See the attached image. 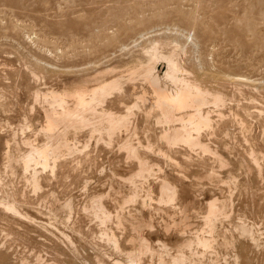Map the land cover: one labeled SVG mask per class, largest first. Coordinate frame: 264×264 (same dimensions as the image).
<instances>
[{
	"label": "rangeland",
	"instance_id": "374dc122",
	"mask_svg": "<svg viewBox=\"0 0 264 264\" xmlns=\"http://www.w3.org/2000/svg\"><path fill=\"white\" fill-rule=\"evenodd\" d=\"M259 1V2H258ZM264 0H0V53L3 51V53H5V54H7V55H2V53L0 54V64L2 63V65L0 66V82L3 84V85H0V89H1V87H3L2 88V90H0V94H2L1 96H9L8 98H6V97H4L5 98V100L6 99H8V100H6V102H5V100H2V99H4L3 97H2V99H1V96H0V107H1V105L2 104H5V106L4 105H2V107L4 106L5 107V109L4 108H2L1 107V111H0V128H1V131H2V135H0L1 137H0V149H2V150H0V172H2V171H4V172H2V173H0V175L2 176V177H0L1 178V180L2 181H4V180H6V179H8V178H10V176L9 175H11V177H12V175H14V174H11L10 173V171L11 172H13L14 170H12L13 169V167H14V169H15V174H18L17 172H19V170H20V173L18 174V176L17 175H14L13 177L15 178V176H16V180L15 179H11L10 178V180H8V181H5V184H4V182H2L3 183V185L1 186V180H0V189L2 190V192L0 193V195L2 196L4 193H6L5 195H3V196H5V197H7V198H5L4 197V199L0 196V216L2 217H0V221L1 220H3L2 222H0V231H2V232H0V243H1V246L3 247V249H2V247L0 248V249H2V250H7L5 253H4V251H3V256L1 257L0 256V264H4V262H5V264H9V263H12V264H14V261L18 264H24V263H26V262H30L31 260L29 259V258H31L32 259V261L29 263V264H39V262L40 261H42V262H40L41 264H47L46 263V261L47 262H49L48 264H83L85 261L87 262V257H88V264H107V262H108V264H111L112 263V261H113V258H116V256L118 257V256H120V254L118 253V251H116L115 250V248H111L113 245H110V243H107V240L106 239H104L103 237L105 236V235H103V234H101V230L102 229H104V228H107L108 229V226H109V228H110V226H112L111 227V231L113 230L114 231V233L116 232V235H117V237L119 236L118 234H120V236H121V234L123 235H125V234H128V232H129V222H130V220H137L138 218V220H145V221H147L148 220V218L149 219H151L149 222H150V224H151V228H150V226H148V225H146V226H144L143 227V229L145 228V227H147V228H145L144 230L142 229V232H143V234L144 235H146L147 237L149 236V239H150V241L154 244V247L155 248H157L158 246H157V244H156V242L155 241H157L158 239H160V240H162V241H164L165 240V242L167 241V245H168V247L169 248H171L170 250L173 252L174 251V249L175 248H173V250H172V247H174V243L176 242V240H179V239H181L182 237H189V236H191V235H194L195 233L194 232H196V233H203V232H205V229H206V227H205V224H204V220H203V218H204V214L206 213L205 211V209L207 208V207H204V206H207V202L209 201V199H212V197H216L217 199L219 198H221L222 196L224 197H222L220 200H218L219 201V205H222V203L224 204V213H221V214H219L218 216L219 217H217V219H216V227H215V232H214V236H216L215 238V240L213 241L214 243L211 245V247H207V248H205L204 250H203V252L205 251V253H204V255H206V256H204L205 258H211V257H213V259L215 258V256H218V258L216 257V260L218 259V260H220V261H222V262H220V264H225L226 262H227V264H228V262H229V264H231L232 262H233V264H234V262H237L238 263V260H242V261H239V262H241V264H261V261H262V264H264V259H261L260 257H262V258H264L263 256H262V254L264 253V251L262 252V249L264 250V233H262V232H264V207H262L264 204H262L261 205V203L260 202H262V203H264V197H263V194H264V191H262V190H260L259 188H262V189H264V177L262 176V175H264V164H263V162H264V138H262V137H264L263 136V132H264V2H263ZM263 4V5H262ZM217 5H219V6H217ZM250 6V7H249ZM253 6V7H252ZM256 7V8H255ZM19 8V9H18ZM261 11H260V10ZM211 10V11H210ZM226 10V11H225ZM259 10V11H258ZM263 10V11H262ZM119 14H118V13ZM124 12V13H123ZM247 12V13H246ZM261 12V13H260ZM199 13V14H198ZM243 13V14H242ZM254 13V14H253ZM258 13V14H257ZM260 13V14H259ZM263 13V14H262ZM111 14V15H110ZM132 14V15H131ZM195 14V15H194ZM221 14V15H220ZM228 14V15H227ZM250 14V15H249ZM122 15H124V16H122ZM192 15H194V17H197L196 18V20H193L192 19ZM223 15V16H222ZM247 15V16H246ZM133 16V17H132ZM202 16V17H201ZM235 16V17H234ZM79 17V18H78ZM95 17H96V20H94L95 19ZM104 17H106V18H104ZM129 17V18H128ZM138 17V18H137ZM199 17V18H198ZM204 17V18H203ZM239 17V18H238ZM244 17H246L247 19L246 20H244L245 18ZM250 19H249V18ZM263 17V18H262ZM85 18V19H84ZM90 18V19H89ZM102 18V19H101ZM133 20H132V19ZM142 18V19H141ZM202 18V19H201ZM206 18V19H205ZM105 19H106V21H105ZM112 19H114V20H112ZM124 19V20H123ZM137 19V20H136ZM197 19H199V20H197ZM215 19V20H214ZM233 19V20H232ZM226 20V21H225ZM249 20V21H248ZM250 20H253V21H250ZM11 21V22H10ZM118 21V22H117ZM126 21V22H125ZM132 21V22H131ZM245 21V22H244ZM258 21V22H257ZM101 22V23H100ZM119 22H120V25H118L119 24ZM124 22V23H123ZM134 22V23H133ZM247 22V23H246ZM249 22V23H248ZM11 23V24H10ZM100 23V24H99ZM117 23V24H116ZM139 23V24H138ZM140 23H142V24H140ZM207 23V24H206ZM240 23V24H239ZM246 25H248V26H246ZM251 23V24H250ZM98 24V25H97ZM124 24V25H123ZM148 24V25H147ZM2 25V26H1ZM112 25V26H111ZM119 26V28H118V26ZM123 25V26H122ZM137 25H140V26H138L137 27ZM207 25V26H206ZM254 25V26H253ZM110 26V27H109ZM117 28H116V27ZM122 26V27H121ZM136 26V27H135ZM151 26V27H150ZM79 27V28H78ZM86 29H85V28ZM88 27V28H87ZM96 27V28H95ZM121 27V28H120ZM150 27V28H149ZM248 27V28H247ZM249 27H250V30L252 31L253 29V33L252 32H249L250 30H249ZM252 27H254L253 29H252ZM257 27V28H256ZM4 28V29H3ZM98 28V29H97ZM116 28V29H115ZM220 28V29H219ZM67 29V30H66ZM92 31V32H90V34L87 32V31ZM94 29L96 30L95 32H93L94 31ZM115 29V30H114ZM138 30V31H135V30ZM151 29H154V30H151ZM194 30L193 32H191L192 30ZM205 29V30H204ZM244 29H246V30H244ZM158 30H160V32L158 31ZM191 30V31H190ZM210 30H213V31H210ZM230 30V31H229ZM249 30V31H248ZM79 31V32H78ZM108 31H109V33L110 34H108ZM115 31H117V32H115ZM120 31V35H125V36H121L124 40H121L122 38H120V40H118L119 38L118 37H120L119 36V34H118V32ZM134 31V32H133ZM165 31V32H164ZM189 31V32H188ZM71 32V33H70ZM80 32H81V34H80ZM100 32H103V34L101 33L100 34ZM105 32V33H104ZM114 34H113V33ZM135 32H139V33H137V34H134V37H133V33H135ZM145 33V32H147V33H145V34H147L146 35V38H145V35H144V37H142L143 36V34L142 33ZM149 32V33H148ZM153 34H152V33ZM154 32H155V34H154ZM180 32V33H179ZM187 32H188V34H187ZM191 32V33H190ZM196 32V33H195ZM209 32H211V33H209ZM84 35H83V34ZM88 33V34H87ZM107 33V34H106ZM116 33V34H115ZM195 35H194V34ZM54 34V35H53ZM86 34H87V37L88 38H86ZM95 34V35H94ZM98 34V36H96ZM100 34V35H99ZM106 34V35H105ZM130 34H131V36H130ZM139 34H142V36H139ZM150 34H152V35H150ZM164 34V35H163ZM183 34H187V38H186V35H182ZM240 35V36H238V35ZM257 34H258V36H257ZM44 35V36H43ZM74 35V36H73ZM88 35H90V38H89V36ZM94 37H93V36ZM104 35H105V37H104ZM110 35H114V38L112 37V36H110ZM117 35H118V37H117ZM148 35H149V37H148ZM159 35V36H158ZM160 35H161V38L163 39H160V41H164L163 42V44L161 45L160 44V46L161 47H159V48H162V49H164V50H167V49H170L169 47H167L166 45L167 44H165V43H171L170 44V47H176L180 42V39H181V42H182V44L180 45L183 49H184V51L186 52V53H188L187 55H186V53H184V51L183 50H181V52H179L178 53V55L179 54H181L182 53V51H183V53L181 54V56L180 57H178L179 58V60H180V58H182V56H183V54H184V56H183V58L185 59H181V63L183 62H185L186 61V63H187V65H186V63L184 64L185 66H183L184 67V69H187L188 70V75H190L192 72H193V74H196L195 76L196 77H198L199 79L200 78H202L201 80L202 81H204L205 82V84L206 85H208V83H209V86L211 85L212 87L214 86L215 87V85H214V83H215V81H210V79L211 80H213V78L214 79H216L217 81H216V86L217 87H220V88H218L220 91H222V92H225L226 94L225 95H227L226 96V99H225V102L223 103L224 104V106H223V104L222 105H219V107H217V106H215L214 107V105H212V104H209V106H206V109L208 110V114L210 115V119H211V125L210 126H207L208 128H210V129H208L206 126L205 127H202L201 129H203V130H205L204 128H206V130H205V133L207 134V135H205L204 134V131L203 130H201V132H200V134H199V136H200V138L201 137H203V135H204V137L203 138H201V140L202 141H204V142H206V143H208V144H210L209 146L212 148V149H216L218 152H219V154H221V153H223V154H225V155H223V154H221L222 155V157L224 158V159H227L226 158V156L228 157V161H231V162H233L234 164L239 160L238 158H240V155H241V158H240V162L241 163H243L242 162V158H244L245 157V162L247 161V163H248V165H246V163H245V165H243V164H241L239 161V163L237 162L235 165H233V163H229V164H227V162H226V164L224 165V166H222L221 167V164H220V167L218 168V166H216V165H218V160H217V158L216 157H214V155L215 154H210L211 152H208V151H205L204 152V155L203 156H200V154L202 155L203 154V151L204 150H202L201 148H199V147H194V148H190L191 150H189L188 148H183L182 146L183 145H181V147L183 148V149H186V151H188V154H190L189 155V160L192 158L193 160H194V156H195V161H192V159L190 160V161H187L186 163H185V165H186V167H185V165H184V163L183 162H181V166H182V168H183V166H184V168H183V170L185 171L184 173L185 174H187V176L188 177H186V179L185 180H183V183H181V185H177V188H178V192H177V196H176V200H174V201H172V202H174V203H176V204H174L175 205V207L176 206H180V203H183L182 201H184L185 200V198H188L189 200H191L190 201V204H189V209H188V222H189V225H188V227L185 229V230H187L188 232H184V234L183 235H180V234H177V230L176 229H174L173 227H171V229L169 228V230H164V222L167 220V219H169L170 220V215L169 214H172V212H173V214L172 215H174V217H177V216H179V208H175L174 207V209H173V207L171 208L170 206H173V204H171L170 205V202H169V204H167V203H165L164 201H160V204H157V202H159L158 200H157V198H158V196H159V193H158V189L155 187V186H157V185H155L154 186V184H152L153 183V181H154V179H155V175L157 174V175H161V174H163L162 172H164V169H165V172L166 173H168L169 174V176L170 175H174V174H176L178 171H176V169H173V167L172 166H170V163H169V161L167 160V159H163L160 155H158L157 153H156V151H155V145L154 144H156L157 143V140L155 141V143H154V139H156V136L154 137V135L155 134H157L158 132H157V130L159 129V128H161V124L159 125L158 124V126L159 127H157V124L155 123L154 124V117H151V121H149V123H152V124H150V129H149V131L148 130H146L147 129V127H145L144 129L142 128L141 129V126L142 127H144L145 126V121H144V114L142 113V111H139V109L143 106H140V107H135V109L133 108L132 109V113L128 116V123L132 126V124H136V122H137V125H138V127H140V129H141V131L140 130H138L139 128H137V132L136 133H132L133 131H132V129L131 128H129V129H131V130H129V131H127V132H125L124 133V131H126L124 128H121V130H119L120 128H117V129H115L114 130V133H112V135H111V137L110 136H108L106 133H104V132H101V138H100V135L98 134L97 135V133L96 132H94V135H93V132H91L90 133V130L88 131V129H89V127H88V129H87V127L86 126H83L82 128L80 127V128H78L76 131H78V133H76V131H75V134H74V132H71V134H73V135H70V139H71V142L76 146V149L74 150V151H72V152H68L67 154L65 153V152H67V151H65L64 153H65V155L64 154H62L61 156H60V159H62L61 161L59 160V158H58V163H57V165L54 167V169H52L53 167H51V165H49V167L48 166H43V165H41L40 163L37 165L36 163H35V167L33 166L34 165V163H32V166L36 169V166H37V169L39 168L41 171L39 172V169H38V174H37V176H38V178H39V180H40V182H41V184H40V187H34V186H32L31 184H32V182H31V180L29 179L28 180V176H29V174L30 173H32L31 171H32V169H33V167L32 166H28L27 168H23L22 166H21V164H20V161H14V160H12L13 158H10V156H9V154L10 153H12V154H14V155H17V152H18V154H19V152H23L25 149L24 148H28L29 147V144H33V143H39V141L41 142V140H43V136H44V134L42 133L43 131L41 130V128H39L40 126L42 127V125H43V123H44V119H42V118H44V114H43V109H44V104L46 103L44 100H43V97H42V95L41 94H39L38 96H36V92L37 91H39L38 89L39 88H41L40 90H45V89H49L48 87L49 86H53V88L52 87H50V89H61L62 87H65L67 84H71L70 86L69 85H67L66 87H71L72 85H75L76 83L75 82H78V80H80L81 78H85L86 76H87V78L89 77V76H91L89 79H92V77L95 75V73L96 72H94L95 70L98 72L99 70H97L96 68H98V69H100V71L101 70H104V68L106 67V66H108V68L106 67L105 69H109V67H115L114 69L116 70L115 72H118V70H120V69H122L123 68V64L125 63V62H128V61H130V60H132V59H134V56L135 57H143L144 58V55L141 53V51L139 52V50L141 49V46L143 45V43H145V42H147V39H152V38H156V39H158V38H160ZM181 35V36H180ZM189 35V36H188ZM197 35V36H196ZM253 35V37H251ZM39 36L41 37V38H39ZM46 36V37H45ZM81 36H83L84 38H86V41L89 39V41L90 40H92L93 42L91 43V41H90V43L91 44H89V42L87 43V44H89V46L86 44V42L84 41H82V40H80V39H82V37ZM95 36H96V38H95ZM100 36V37H99ZM107 36V37H106ZM108 36H110L109 38H108ZM34 37H36L37 38V40L38 39H42V41L41 42H44V43H41L40 41L39 42H37L36 41V39L34 38ZM91 37H93V39H91ZM104 37V40L102 39V38ZM112 37V38H111ZM117 37V38H116ZM124 37H126V38H124ZM127 37H128V39L129 40H131L130 42H131V46L133 45V43H132V41L133 42H135L134 43V45L131 47L130 46V44L128 43L129 42V40L127 39ZM133 37V38H132ZM169 37V38H168ZM172 39H171V38ZM179 37H180V39H179ZM183 37H185V38H183ZM191 38V39H194V38H197V39H194V40H189V41H192V44H191V42L189 43L187 40H188V38ZM192 37H194V38H192ZM236 37V38H235ZM247 37V38H246ZM44 38V39H43ZM46 38H48L49 40H47ZM83 38V39H84ZM97 38H99L98 40V42L100 43L101 41H102V43H103V41L104 42H106L107 41V43H104L105 44V46H104V48L102 47V43H101V45L99 44V45H97L98 43H96L97 42ZM101 38V39H100ZM106 38V39H105ZM135 38H136V40H138L139 42L137 43V41H135ZM139 38H141L142 40L144 39H146V41L145 42H143V41H141L140 42V40H139ZM170 40L171 39V41H169L168 39ZM185 40H183V39ZM71 39V40H70ZM96 41H95V40ZM109 39H111V40H109ZM134 39V40H133ZM175 39V40H174ZM242 39V40H241ZM108 40H109V42H108ZM114 40V41H113ZM119 41V42H117V41ZM127 40V42H125ZM167 40V42H165ZM176 40H179V41H176ZM196 40H198V42L200 43H198ZM201 40H202V42H201ZM46 41H47V46H46ZM61 41V42H60ZM78 41H80V42H78ZM112 43H111V42ZM169 41V42H168ZM187 41V43H186V46L188 47H190V45H192V47H193V49H190V48H192V47H188V49H189V51H188V49H187V47H185L184 45H185V42ZM242 41V42H241ZM49 42V43H48ZM53 42V43H52ZM68 42V43H67ZM75 42V43H74ZM77 42V43H76ZM117 42V43H116ZM120 42H123V43H120ZM175 42H179L178 44L176 43L175 44ZM196 42V43H195ZM39 43V44H38ZM58 44V48H57V46L56 47H54L56 44ZM71 43H74V44H71ZM78 43L80 44V45H78ZM82 43H84V44H86V46L84 45H82ZM114 43H116V44H114ZM127 43L129 44V46L127 45ZM142 43V44H141ZM172 43H173V45H172ZM184 43V44H183ZM189 43V44H188ZM194 43V44H193ZM212 43V44H211ZM242 43H244V44H242ZM36 44H37V46H36ZM42 44H43V46H42ZM48 44H50L51 45V49H56V50H50V46L48 45ZM55 44V45H54ZM60 44V45H59ZM71 44V45H70ZM75 44H77V46H75ZM92 44H94V45H92ZM109 44H112V45H109ZM140 46H139V45ZM175 44V45H174ZM199 46H198V45ZM6 45V46H5ZM41 45V46H40ZM54 45V46H53ZM108 45V46H107ZM115 45V46H114ZM117 45H119V46H117ZM121 45H123V46H121ZM127 45V46H126ZM137 45V46H136ZM197 45V46H196ZM5 46V47H4ZM49 46V47H48ZM75 47V49H74V47ZM80 46H83V47H80ZM88 46V47H87ZM96 46V47H95ZM97 46L99 47L98 49H97ZM110 46V47H109ZM139 46V48H137ZM169 46V45H168ZM212 46H213V48H212ZM43 47V48H42ZM68 47V48H67ZM71 47V49H69ZM85 47V48H84ZM93 47V48H92ZM105 47H107V49H105ZM108 47H109V49H108ZM112 47V48H111ZM115 47V48H114ZM116 47H119V48H116ZM120 47H122V49H123V47H126L127 48V51H129V52H127L126 51V48L124 49V51H122L123 53H125V54H123L120 50H122ZM134 47V48H133ZM164 47V48H163ZM201 48V49H199V48ZM3 48V49H2ZM43 50H42V49ZM46 48V49H45ZM49 48V49H48ZM61 48V49H60ZM65 49L66 48V50L67 49H69V53H70V55H68V52L65 50L64 52H63V49ZM79 48H81V51L80 50H77V49H79ZM84 49V51H86L85 52V55H84V52L82 51L83 49ZM110 48H111V50H110ZM133 49V50H131V49ZM138 50H137V49ZM195 48V49H194ZM197 48V49H196ZM216 48V50H214L213 51V49H215ZM39 49V50H38ZM40 49H41V51H40ZM59 49V50H58ZM91 49H93V50H91ZM105 49V50H104ZM114 49V51H112ZM116 49H120L119 51H117ZM186 49V50H185ZM204 49V50H203ZM218 49V50H217ZM49 50V51H48ZM73 50V51H72ZM80 51V53H82V54H79V52L78 53H76L77 51ZM91 51V52H88V51ZM205 50H206V52H205ZM52 51L54 52V53H52ZM57 51V52H56ZM63 52V54H64V57H63V55L61 54L62 52ZM71 51H72V55H71ZM75 51V52H74ZM100 51H101V53H100ZM108 51H109V53H108ZM111 51H112V54H111ZM126 51V52H125ZM198 51H200V52H198ZM202 51V52H201ZM216 51H218L217 53H216ZM67 53V55H66V53ZM88 52V53H87ZM93 52H94V54H93ZM96 52V53H95ZM100 54H99V53ZM117 52H119L123 57H124V59H120V58H123L121 55V57L120 56H118V54H117ZM131 52H134V53H131ZM138 52V53H137ZM205 52V53H204ZM213 52V53H212ZM57 53H59V57H58V54ZM76 53V54H75ZM87 53V54H86ZM105 53V54H104ZM107 53V54H106ZM129 53V54H128ZM136 53V54H135ZM199 53H201L200 55H199ZM202 53H204L205 55H203ZM220 54V57H218L219 56V54ZM56 54H57V57H56ZM74 54V55H73ZM127 54H128V56H127ZM131 54H132V57H130L131 56ZM138 54V55H137ZM141 54V55H140ZM214 54V55H213ZM218 54V55H217ZM34 56V58L36 59V57H37V61H39L41 64H39V62L35 65L34 63H36L37 61H35V59L33 58V57H31V56ZM54 55V56H53ZM90 55V56H89ZM102 55H103V57H102ZM105 55V56H104ZM106 55H107V58H106ZM111 55V58L113 59V56L115 55L116 56V59L115 60H117L118 62H119V60L118 59H120V62H122V63H118V62H116L114 59L112 60L109 56ZM128 58L127 60H125L126 59V57ZM189 55V56H188ZM198 55H199V57L202 59L203 58V61L200 59V60H198V59H195V58H199L198 57ZM204 57H203V56ZM217 57H216V56ZM65 56H67V57H65ZM87 56V57H86ZM195 56V57H194ZM211 56V57H210ZM222 56V57H221ZM19 57V58H18ZM54 57V58H53ZM63 57V58H62ZM100 57V58H99ZM109 57V58H108ZM117 57H118V59H117ZM213 57V58H212ZM215 57H216V59H218V60H216L215 59ZM11 58V59H10ZM31 58H33V62H32V59ZM41 58H42V61L43 62H41L40 60H41ZM71 58V59H70ZM98 58V59H97ZM106 59L105 61L104 60H102L101 61V59ZM194 58V59H193ZM213 60H212V59ZM220 58H222V60L220 59ZM14 59V60H13ZM24 59V60H23ZM28 59V60H27ZM39 59V60H38ZM43 59H45V60H43ZM95 59V60H94ZM110 61H109V60ZM194 60V61H192V60ZM211 59V61H209ZM13 60V61H12ZM31 60V61H30ZM77 60H78V62H77ZM94 60V61H93ZM108 60V61H107ZM125 60V61H124ZM189 60V61H188ZM191 60V61H190ZM195 60H196V62H195ZM4 61V62H3ZM30 61V63H31V66L29 65L30 63H28ZM35 61V62H34ZM45 61H46V63H47V61H49L47 64L45 63ZM55 63H57L56 65H53L54 64V62ZM88 61V62H87ZM98 61H101V64H100V62H98ZM108 62V63H104V62ZM116 63H115V62ZM204 63V65L206 64V66H210L211 67V69L209 68H207V67H205L204 68V65L202 64V62ZM207 61H209V62H207ZM219 62V63H217L219 66H217V64L215 63H212V62ZM222 61V62H221ZM84 62V63H83ZM87 62V63H86ZM91 63V65H90V63ZM99 63V65H97L95 68H94V65L92 64V63H94L95 65L97 64V63ZM189 62H191V64L189 65ZM195 62V63H194ZM201 62V64L200 65H202V68L200 67V65H198L199 63ZM206 62V63H205ZM224 62H225V64H227V65H225L224 66ZM6 63V64H5ZM8 63V64H7ZM51 63V64H50ZM61 63V65L60 66H58L59 64ZM85 64V66L83 65V67L81 66V69L82 70H77L78 68H80V64ZM89 63V64H88ZM102 63H104V64H102ZM113 63L115 64V66L113 65ZM210 63V64H209ZM212 63V64H211ZM221 63V64H220ZM223 63V64H222ZM5 64V65H4ZM9 64H10V66H11V68L10 67H6V66H9ZM27 65L28 64V67H26L25 65ZM48 64H50L52 67H48L49 65ZM77 64H79V66L77 67L76 65ZM81 64V65H82ZM109 64H110V66H109ZM196 64V65H195ZM208 64V65H207ZM230 64V65H229ZM13 65V66H12ZM46 65V66H45ZM48 65V66H47ZM72 65V66H71ZM74 65V66H73ZM87 65H88V67H87ZM93 65V66H92ZM193 65V66H192ZM213 65H215V66H213ZM224 66L225 68H222V66ZM235 65V66H234ZM25 66V67H24ZM33 66V67H32ZM37 66V67H36ZM43 66V67H42ZM64 66H66V67H64ZM69 66H71V67H69ZM76 66V67H75ZM105 66V67H104ZM158 70H159V72L162 74L163 73V71H164V68H165V65L161 62V63H159L158 64ZM188 66V67H187ZM191 66H192V68H191ZM196 66V67H195ZM220 67L219 69L217 68V67ZM227 66V67H226ZM228 66H229V69H228ZM19 67V68H18ZM30 67V68H29ZM35 67H36V69H35ZM61 67V68H60ZM63 67V68H62ZM73 67V68H72ZM74 67H75V70H76V72H75V70H73L74 69ZM85 67V68H84ZM119 67V68H118ZM189 67L191 68V69H189ZM197 67L199 68L200 67V69L202 70V72H201V70H199V69H197ZM214 67H215V70H214ZM22 68V69H21ZM30 70H29V69ZM37 68L40 70V72L39 71H36L37 70ZM77 68V69H76ZM103 68V69H102ZM206 68L208 69V70H206ZM228 70H227V69ZM12 69H14V70H12ZM31 69H32V72L34 71H36L35 73H34V75H33V73L31 72ZM41 69H42V71L44 72H42L41 71ZM46 69H49L50 71H53L54 73H52V72H50L49 70H46ZM57 69L58 70H60V69H62L59 73H58V71H57ZM72 69V70H71ZM92 70L93 69V72H94V75H93V72H91L90 73V70ZM195 70V72H194V70ZM205 69V70H204ZM214 71H213V70ZM218 69V71L221 69V70H223V72L224 71H226V72H224V73H222V71L219 73L218 71L216 72L217 73V75H216V77H218V78H216L215 77V75H213V73L211 74L210 73V70L211 71H213L214 72V74H215V71ZM234 70V72H232L233 70ZM239 69H241V71L239 70ZM2 70H4L5 72H3ZM14 71L13 73H12V71ZM67 72H66V71ZM83 70H85V71H87V72H85V71H83ZM186 70V71H187ZM189 70H190V72H189ZM235 70H239V72L238 71H235ZM244 70V71H243ZM253 70V71H252ZM20 71V72H19ZM47 71V72H46ZM55 71H57V72H55ZM63 71V72H62ZM66 72V74H65V72ZM78 71H80L79 73H78ZM83 71V73H81ZM245 71H246V73H245ZM252 71V72H251ZM39 72V73H38ZM50 74H49V73ZM68 72H75V73H70V74H68ZM114 72V73H115ZM227 72H229V73H237V74H241V75H244V76H246V78H247V80H249V82L247 83V86H246V84H244V83H246V82H244V83H242L243 85H245V86H243V85H241V83H240V85L238 86V84H235L234 85V83H228L229 81H227V80H223L222 78H224V75H223V77H222V74H225V73H227ZM244 72V73H243ZM40 73H42V74H40ZM64 73V74H63ZM85 73H87V74H85ZM90 73V74H89ZM126 72H124V74H125ZM199 73H200V75H199ZM209 73L211 74V77H210V75H209ZM243 73V74H242ZM250 73H251V75H250ZM18 74H19V76H18ZM35 74H39L38 76H39V78L43 75V74H45V76L43 75L40 79H38V76H36ZM36 78V80L39 82L38 84H37V81H35L34 82V77ZM57 75V76H56ZM83 76L84 75V77H81V76ZM106 75H107V77H109V76H112V74H111V72H108V73H106ZM106 75H105V77H106ZM192 75V74H191ZM190 75V76H191ZM4 76V77H3ZM12 76H13V78H12ZM55 78H57V77H59L58 79H60V77H62L61 78V80H60V82H59V80H57L56 81V79H54V77ZM71 77V79H72V81H71V79H69V78H67V77ZM76 77V78H74V77ZM193 76V75H192ZM202 76V77H201ZM205 76V77H204ZM214 76V77H213ZM15 77H16V79H15ZM51 77H53V79L51 78ZM73 77V78H72ZM80 77V78H79ZM204 77V78H203ZM210 77V78H209ZM252 77H254V78H252ZM26 78V79H25ZM31 78H32V81L34 82H32L31 81ZM48 78V79H47ZM50 78V79H49ZM64 78H67L68 79V81H67V79H64ZM127 77H124V81H123V83L124 84H122L123 86H124V89H125V97H124V95H123V99H124V101L125 102H127V103H129V105H131L133 102H134V100L136 101V99L135 98H132V96H134L135 97V93H138V92H140V88L141 89H143V84H144V88H147V84L141 79V82H139L140 81V79L139 78H136V80H134V79H131V81L133 80V82H132V84H131V81H129L130 82V84H129V82L127 81V79H126ZM206 78V79H205ZM208 78V79H207ZM252 78V79H251ZM258 78V79H257ZM260 78V79H259ZM262 78V79H261ZM7 79V80H6ZM34 79V80H33ZM53 80V81H50V80ZM76 79H77V81H76ZM138 79H139V81H138ZM205 79V80H204ZM253 79H255V80H257V81H255V80H253ZM17 80V81H16ZM43 82H42V81ZM46 80V81H45ZM67 81V83H66V81ZM69 80H70V83H69ZM224 81V83L226 82L227 84H225V86H227V88L224 86V83H223V81ZM251 80H253L252 82H250ZM258 80H260V82L258 81ZM6 83H5V82ZM20 81V82H19ZM54 81H56V82H54ZM62 81V82H61ZM75 81V82H74ZM135 81V82H134ZM143 81V82H142ZM17 82V83H16ZM32 82V83H31ZM44 82H45V84L47 85V86H45L44 85ZM75 84H74V83ZM94 81H93V79L89 82V85L90 84H92ZM218 82V83H217ZM221 82V84H219ZM256 82H257V85L258 84H260V85H258V87L256 86ZM259 82V83H258ZM0 83V84H1ZM53 84V85H50V84ZM57 83V84H56ZM62 83H64V84H62V85H64V86H61V84ZM73 83V84H72ZM134 83V84H133ZM140 83H143L142 85H140ZM250 83V84H249ZM255 83V84H254ZM8 86H7V85ZM59 84H60V87H59ZM137 84V85H136ZM213 84V85H212ZM229 84H230V86H229ZM233 84V85H232ZM41 85H44V86H41ZM129 85V86H128ZM134 85V86H133ZM218 85H223V86H218ZM251 85H252V87H251ZM253 85H254V87H253ZM263 85V88L261 87ZM14 86V89L13 90H15V88H17L16 89V92H14L13 90H12V88L11 87H13ZM39 86H41V87H38ZM130 86H132V87H130ZM139 86H140V88H139ZM233 86V87H232ZM243 86V87H242ZM7 87L9 88L8 89V91H7ZM25 87V88H24ZM37 87V88H36ZM43 87V88H42ZM46 87V88H45ZM129 87V88H128ZM136 89H135V88ZM217 87H215V88H217ZM226 89H225V88ZM235 87V88H234ZM236 87H237V89H236ZM246 87V88H245ZM260 87H261V89H260ZM24 88V89H23ZM127 88L129 89V90H131L132 92H133V89H135V91H134V93L132 94V92L131 91H128V93L130 92L131 93V95H130V93L128 94L127 93ZM132 88V89H131ZM224 88V89H223ZM229 88V89H228ZM231 88V89H230ZM249 88H250V90H249ZM252 88V89H251ZM253 88H255V89H253ZM49 89V90H50ZM148 89V88H147ZM228 89V90H227ZM239 89V90H238ZM244 90V92L242 91V90ZM258 89H259V93H257L258 92ZM11 90H12V92H11ZM35 90H36V92H35ZM44 90L42 91V92H44ZM226 90V91H225ZM237 90H238V93L239 94H241V95H239L238 96V93H237ZM4 91H7L6 93H4ZM10 91V92H9ZM31 91V92H30ZM138 91V92H137ZM233 91H234V94H232L233 93ZM255 91V92H254ZM257 91V92H256ZM2 92V93H1ZM8 92H9V94H8ZM41 92V91H40ZM41 92V93H42ZM114 92V93H113ZM113 92H111V94L109 93V94H107V96L105 97V100L104 101H102L101 103H104V104H98L99 106L98 107H104V108H110V109H112L113 111H115V112H119V111H123L124 112V110H125V108L124 107H121L119 104L121 103L120 102V93H119V91L117 90H114ZM249 92V93H248ZM260 92H261V95H260ZM11 93V94H10ZM32 94V96H30V94ZM127 93V94H126ZM5 94V95H4ZM13 94V95H12ZM17 94V95H16ZM113 94H115V95H113ZM236 94V96H234ZM247 94V95H246ZM251 94V95H250ZM12 95V96H11ZM19 95V96H18ZM22 95V96H21ZM30 97H29V96ZM33 95H34V97H33ZM108 95H109V98H108ZM244 95V96H243ZM249 95V96H248ZM36 96V97H35ZM229 96L230 97H234V98H229ZM247 96V97H246ZM253 96H255V97H253V98H255V99H253L252 97ZM262 96V97H261ZM11 97V98H10ZM15 97L16 98H18V99H16V102H15ZM39 97H40V99H39ZM113 99H111V98ZM114 97V98H113ZM126 97L128 98V99H126ZM238 97L240 98V99H238ZM241 97H242V99H241ZM248 97H250V98H248ZM34 98V99H33ZM42 98V99H41ZM116 98V99H115ZM238 99L237 101H236V99ZM22 99V100H21ZM29 99V100H28ZM110 99V100H109ZM118 99V100H117ZM245 99V100H244ZM248 99V100H247ZM24 100V101H23ZM39 100H43V101H41V104H40V102H39ZM152 100V99H151ZM151 100H150V98H148L147 99V101H145V103L146 104H150L151 103ZM250 100V101H249ZM253 100V101H252ZM258 100V101H257ZM1 101H2V103H1ZM11 101H12V103H11ZM27 101V102H26ZM36 101H38V102H36ZM112 101V102H111ZM119 101V103H117ZM131 101H132V103H131ZM229 101H232V102H229ZM234 101H235V103H234ZM240 101V102H239ZM254 101H255V103H254ZM260 101H262V102H260ZM3 102H5V103H3ZM8 102V103H7ZM11 104H10V103ZM36 102V103H35ZM149 102V103H148ZM238 102H239V104H238ZM248 102H250V103H248ZM251 102L253 103V104H251ZM256 102H259V103H256ZM7 103V104H6ZM20 103V104H19ZM22 103V104H21ZM24 103H26V104H24ZM32 103H33V105H32ZM140 103V104H139ZM144 103V105L146 106V104ZM227 103H229L228 105H226ZM237 103V104H236ZM243 103H245L246 104V106H248V107H246L245 106V104H244V106H242V104ZM263 105H262V104ZM10 104V105H9ZM17 104V105H16ZM29 106H28V105ZM39 104V105H38ZM138 104L139 105H141V101L139 100V102H138ZM234 104V105H233ZM236 104V105H235ZM7 105H9L8 107H7ZM32 105V106H31ZM41 105V106H40ZM103 105H105V106H103ZM211 105H212V107H211ZM230 105V106H229ZM231 105H233L232 106V108H231ZM19 106V107H18ZM24 106V107H23ZM26 106H28V107H26ZM45 106H46V104H45ZM148 106V105H147ZM223 106V107H222ZM231 108V109H233V111L229 108V107ZM235 106H236V108H235ZM239 106V107H238ZM240 106H242V108H240ZM251 106H253V107H251ZM255 106V107H254ZM13 108L14 110L12 111V110H10L11 108ZM17 107V108H16ZM26 107V108H25ZM30 107V108H29ZM210 107V108H209ZM214 107V108H213ZM217 107V108H216ZM221 107V108H220ZM227 107V108H226ZM234 107V108H233ZM238 107V108H237ZM251 109H250V108ZM8 108V109H7ZM18 108H21V109H18ZM25 108V109H24ZM36 108H38L37 110H36ZM42 108V109H41ZM120 108V109H119ZM123 108V109H122ZM211 108H212V110H211ZM225 108V109H224ZM248 108V109H247ZM253 108V109H252ZM263 108V110H261ZM3 109V110H2ZM32 109H33V111H32ZM137 109V110H136ZM218 111H221L222 113L223 112H225V113H223L222 115H221V113L220 112H217V110ZM219 109H221V110H219ZM230 109V110H229ZM234 109H235V111H234ZM236 109H237V112H236ZM5 110V111H4ZM6 110L8 111V112H6ZM16 110H18V112L16 111ZM20 110V111H19ZM25 110H28V112L27 111H25ZM136 110V111H135ZM141 110V109H140ZM214 111V110H216L215 112H213V113H211V112H209V111ZM229 110V111H228ZM241 110V111H240ZM245 110V111H244ZM247 110H249V112H251L250 110H252V112L249 114V112L247 111ZM259 110V111H258ZM11 111V112H10ZM14 111H16V113L14 112ZM25 111V112H24ZM30 111V112H29ZM31 111H32V113H33V115L32 114H30L29 115V113H31ZM133 111H134V113H135V115L133 114ZM140 112V113H138V112ZM228 111V112H227ZM243 111H244V113L245 112H247V113H243ZM260 111H262V113L260 112ZM3 112H6V113H4L3 114ZM10 112V113H9ZM14 112V113H13ZM23 112H24V114H23ZM26 112H27V115H26ZM227 112V113H226ZM229 112H231V114L233 115L232 116V119H230L231 118V114L229 113ZM239 112V114L237 115V113ZM242 112V113H241ZM253 112H254V115L256 114V115H258L257 117L259 118H257L256 116H254V115H252L253 114ZM262 114V116H260V113ZM7 113H8V115H7ZM40 115H39V114ZM138 113V114H137ZM220 114V115H217V114ZM229 113V114H228ZM133 114V115H132ZM225 114V115H224ZM226 114H228L227 116H226ZM234 114H236L235 116H234ZM244 115L246 118L248 117V116H250V117H248L247 119L243 116V117H240V115ZM248 116H247V115ZM5 115H6V117H5ZM20 115H23V116H20ZM25 115V116H24ZM43 115V116H42ZM141 115H142V117H141ZM224 115V118H222L221 116H223ZM241 115V116H242ZM11 116V117H10ZM13 116V117H12ZM17 118H16V117ZM130 116H132V118L130 117ZM215 116V117H214ZM219 117V120H216V119H218V117ZM230 116V118H228ZM260 116V117H259ZM10 117V118H9ZM15 117V118H14ZM20 117H22L21 119H23V121H26V120H31V122H30V125H29V122L28 121H26V122H22V120L20 119ZM25 117V118H24ZM28 117V118H27ZM32 117V118H31ZM135 117L137 118V119H135ZM140 117H141V119H140ZM235 117H236V119H235ZM240 117V118H239ZM263 117V118H262ZM7 119V121L6 120H4V119ZM38 118V119H37ZM222 118V119H221ZM229 120H228V119ZM244 118V119H243ZM249 118H250V120H251V122H252V124H251V122H250V120H249ZM258 119V120H256V121H253L254 119ZM11 119V120H10ZM15 119V120H14ZM17 119V120H16ZM18 119H19V121H18ZM24 119H26V120H24ZM40 119V120H39ZM42 119V120H41ZM133 119V120H132ZM142 119H143V121H142ZM215 119V120H214ZM221 119V120H220ZM241 121L240 123H239V120ZM242 119V120H241ZM246 119V120H245ZM10 120V121H9ZM13 120V121H12ZM137 120V121H136ZM214 120V121H213ZM225 120H227L226 122H225ZM234 120H236V122L234 123L233 121ZM261 120L263 121V122H261ZM3 121V122H2ZM7 122L6 123V125H5V122ZM38 121V122H37ZM41 121V122H40ZM132 121V122H131ZM231 121H232V123H231ZM245 121V122H244ZM257 121H260V122H257ZM13 122V123H12ZM15 122L17 123V124H15ZM27 122H28V124H27ZM219 122H222V124L221 123H218ZM224 122V123H223ZM238 122V123H237ZM255 122V123H254ZM9 123V124H8ZM13 124V127H11L10 128V126H11V124ZM20 123V124H19ZM22 123V124H21ZM25 123V124H24ZM32 123V124H31ZM39 123H40V125H39ZM142 123V124H141ZM144 123V124H143ZM215 123H217L218 124V126H216L215 127V125L214 124ZM225 123H226V127H225ZM230 123V124H229ZM233 123H234V125H233ZM259 125H258V124ZM14 124H15V127H16V129L18 128V132L20 133H18L17 132V130H15V127H14ZM33 124H36L35 125V127H34V125ZM224 124V125H223ZM228 124V125H227ZM232 124V125H231ZM237 124V125H236ZM242 126V127H246V126H248V125H250L249 127H246L245 129L244 128H242L240 125ZM248 124V125H247ZM261 124H262V126H261ZM9 125V126H8ZM23 127H22V126ZM28 125V127H26ZM32 125V126H31ZM144 125V126H143ZM230 125V126H229ZM236 125V127H233V126H235ZM239 125V126H238ZM252 125V126H251ZM24 126H25V128H24ZM151 126H152V128L154 129L155 128V126H156V128L155 129H157V130H153V132H152V128H151ZM154 126V127H153ZM213 126H214V128H213ZM228 126V127H227ZM257 126V127H256ZM259 126H261V127H259ZM6 127H8V128H6ZM30 127H32V128H30ZM250 127H251V129H250ZM263 127V128H262ZM5 128V129H4ZM10 128V129H9ZM12 128H14V129H12ZM19 128L22 130H19ZM26 128H27V130H26ZM34 128V129H33ZM86 128V129H85ZM211 128L212 129H214V131H215V133H213L212 131H211ZM219 128L222 130V131H219ZM224 128H225V131H224ZM230 128V129H229ZM232 128H233V130H232ZM235 128V129H234ZM238 128H241V129H238ZM247 128L249 129V130H247ZM262 128V129H261ZM7 129H9V130H7ZM32 130V133H30L31 132V130ZM36 129V130H35ZM38 129H40L41 131H39ZM79 129H81V131H82V129L87 133V135H86V133H84V131H82V133H81V131L79 130ZM226 129H227V133H226ZM243 129V130H242ZM256 129L258 130L257 132H256ZM4 130H6V131H4ZM10 130L12 131V133L10 132ZM24 130H26V135L28 136H26V135H24L25 134V132L23 133V131ZM29 130V131H28ZM35 130V131H34ZM117 130V131H116ZM143 130H145V131H143ZM151 130V131H150ZM209 130V131H208ZM233 131L232 132V135L230 136L229 134H230V132H228V131ZM236 130H241V132H242V135H241V133H239L240 131H236ZM263 130V131H262ZM40 132V133H42V134H40V133H38V132ZM89 133H88V132ZM117 133H116V132ZM147 131V133L145 134L144 132H146ZM158 131H160V129L158 130ZM211 131V132H210ZM251 132V133H249V132ZM37 132V133H36ZM121 132V133H120ZM142 134H141V133ZM149 132L152 134V137L149 135ZM222 132H224V133H222ZM246 132V133H245ZM254 132H256V133H254ZM262 132V133H261ZM5 133H7V135L5 134ZM17 133V134H16ZM21 133H22V135H21ZM35 133L36 134H38L37 135V137L35 136ZM80 133L82 134V137L84 138H82L81 137V135H80ZM84 133V134H83ZM105 135H104V134ZM128 133V134H127ZM138 133H140V134H138ZM154 133V134H153ZM202 133H203V135H202ZM211 135H210V134ZM212 133H213V135H212ZM235 133H236V135H237V139H236V135H235ZM246 135H245V134ZM13 134H14V136H13ZM19 134V135H18ZM40 134V135H39ZM77 134V135H76ZM114 134H115V136H114ZM122 134V135H121ZM129 134H131V135H129ZM135 134V135H134ZM210 136H209V135ZM216 136H218V135H221V136H219V137H216ZM227 134V135H226ZM235 136H234V135ZM249 134H251L250 136H248V140L247 141H245L246 139L244 138L243 139V137L244 136H246V138H247V135H249ZM253 134H255V135H253ZM258 134H260V135H258ZM262 134V135H261ZM16 135H18L17 137H15ZM26 136V137H22V136ZM80 135V136H79ZM90 135H91V137H90ZM104 135V136H103ZM106 135H107V137H108V139L109 140H111V141H109L108 139H106L107 137H106ZM118 137H117V136ZM132 136L131 137V139H132V141L135 143V144H137L138 143V141L137 140H139L141 143H142V145H140V148L142 149V152L143 153H145V154H147L149 157H150V159H152L153 157V162L155 161V163H156V165L154 166V168L152 169L153 171H151V173L148 175V182H151V184L149 185V186H151L153 189H152V191H154V189H155V191H157V192H150L149 193V195H145V193H146V186L148 185L147 184V181H145L144 182V185H142L141 187H140V185L138 186V187H140V188H138V195L139 196H137L136 198H135V200H129V204H126V203H128V201H126V202H123L122 203V197H124L125 195H126V193H127V195L130 193V191H127L126 189H130L131 187H126L125 188V186H129V184L128 183H123L122 181L123 180H120V178L122 177L121 175H127L128 174V171H129V168L127 167V166H130L131 165V162L132 161H130L129 162V158H127V157H125V152L124 151H122L121 150V148H120V145H119V143H120V140L122 139V138H124V137H126V136ZM145 135V136H144ZM226 135V136H225ZM32 136V137H31ZM78 136V137H77ZM97 136V137H96ZM98 136H99V139H98ZM124 136V137H123ZM135 136V137H134ZM137 136V137H136ZM146 136H147V138L148 139H150V138H152L151 139V143L153 144V147H152V150L154 151H151L150 149H149V151H151V152H149L147 149V152H145L146 150H145V147H144V145H145V142H146ZM148 136H150V137H148ZM209 136V137H208ZM228 136H229V139H228ZM232 136H234L233 137V140H231L232 139ZM243 136V137H242ZM255 137V138H257V140H259V142L257 141V140H254V139H252V137ZM14 137V138H13ZM29 137H31V138H29ZM42 137V138H41ZM73 137V138H72ZM75 137V138H74ZM96 137V138H95ZM104 137V138H103ZM116 139H114V138ZM207 137V138H206ZM212 137H213V139H212ZM221 137V138H220ZM223 137H225V138H223ZM253 137V138H254ZM6 138V139H5ZM16 138V139H15ZM22 140H21V139ZM27 138V139H26ZM77 138V139H76ZM82 139V140H79V139ZM86 138V139H85ZM113 140H112V139ZM121 138V139H120ZM137 140H136V139ZM142 138V139H141ZM209 138V139H208ZM210 138H211V140L212 141H214V142H212L211 140H210ZM214 138L216 139V140H214ZM231 138V139H230ZM262 138V139H261ZM4 139V140H3ZM18 139V140H17ZM23 139H25L26 140V142H22L21 143V141H23ZM41 139V140H40ZM102 139H105V140H102ZM210 140V141H208V140ZM218 139H221L220 140V142L219 141H217ZM225 139V140H224ZM235 139V140H234ZM242 139H243V141H242ZM252 139V141H249V140H251ZM12 142H11V141ZM30 142H29V141ZM36 140V141H35ZM38 140V141H37ZM73 140H79V141H73ZM85 140H88V141H85ZM95 140V141H94ZM99 141V142H101V145H100V143L98 142V144H99V146H98V144H97V142L96 141ZM101 140V141H100ZM110 142L109 144L107 143L108 141ZM207 140V141H206ZM241 140V141H240ZM263 142H262V141ZM6 141V142H5ZM13 141H15V142H13ZM16 141H18L17 143H16ZM27 141H28V143H27ZM34 141V142H33ZM83 141V142H82ZM105 141V142H104ZM107 141V142H106ZM114 141V142H113ZM135 141H137V142H135ZM228 143H226V142ZM230 141H233V142H230ZM245 141V142H244ZM249 141V142H248ZM33 142V143H32ZM80 142V143H79ZM81 142H82V144L83 145H81ZM86 142V143H85ZM96 143V144H94V143ZM218 142V143H217ZM222 142V143H221ZM241 142V143H240ZM255 142V144H253ZM3 143H4V145H3ZM20 143H21V146H22V149H21V146H20ZM23 143H24V145H23ZM89 143H90V145H89ZM91 143H93L94 144V146H93V144H91ZM106 143L108 144V145H106ZM114 143V144H113ZM224 143V144H223ZM233 143V144H232ZM239 144V145H237V144ZM249 143V144H248ZM10 144H11V146H10ZM13 144V145H12ZM26 144V145H25ZM79 144V145H78ZM111 144H112V146H111ZM116 144V145H115ZM144 144V145H143ZM222 146H221V145ZM247 144V145H246ZM260 144V145H259ZM16 146L17 147V145H18V147H19V150L16 148H13L12 146ZM81 145V146H80ZM87 145V146H86ZM89 145V146H88ZM217 147H216V146ZM218 145H220L219 147H218ZM227 147V149H226V147ZM230 145V146H229ZM232 145V146H231ZM235 145V146H234ZM236 145H237V147H238V150H237V148H236ZM243 145V146H242ZM263 145V146H262ZM4 146V147H3ZM7 146H8V148H7ZM14 146V147H15ZM23 146H25V147H23ZM107 148H106V147ZM109 146V147H108ZM114 146V147H113ZM117 146V147H116ZM118 146H119V148H118ZM213 146V147H212ZM247 146V147H246ZM252 147V148H250V149H248L246 152H245V149H247V148H249V147ZM260 146V147H259ZM3 147V148H2ZM80 147V148H79ZM83 147H85V148H83ZM89 147V148H88ZM143 147H144V151H143ZM181 147H177L178 149H180ZM233 147H235L236 148V152H235V148H233ZM244 147H245V149H244ZM256 147V148H255ZM5 148V149H4ZM10 148H13L12 150L10 149ZM115 148V149H114ZM199 150H197V149ZM229 148H233V150L232 149H229ZM253 148L255 149V150H253ZM260 148V149H259ZM85 149V150H84ZM88 149V150H87ZM96 150V152L94 151V150ZM104 149V150H103ZM111 149L113 150V151H111ZM119 149H120V151H119ZM140 149V150H141ZM188 149V150H187ZM201 149V150H200ZM220 149V150H219ZM241 149V150H240ZM243 149H244V151H243ZM14 150V151H13ZM16 150V151H15ZM18 150V151H17ZM78 150V154H77V151ZM79 150H81V151H79ZM82 150H84V154H83V151ZM106 150V151H105ZM193 150V151H192ZM229 150H231V151H229ZM240 150V151H239ZM256 150H258V151H256ZM262 150V151H261ZM9 151V152H8ZM12 151V152H11ZM85 151H87V152H85ZM103 151H105V152H102ZM111 151V152H110ZM189 151H190V153H189ZM196 151V152H195ZM227 151V152H226ZM243 151V152H242ZM255 151V152H254ZM3 152V153H2ZM4 152H5V154H4ZM16 152V153H15ZM91 152V153H90ZM94 152V153H93ZM110 152V153H109ZM124 154H123V153ZM195 152V153H194ZM208 152V153H207ZM224 152H226V153H224ZM229 152H231V153H229ZM233 152V153H232ZM247 152L249 153V155L247 154ZM262 152V153H261ZM74 153V154H73ZM87 154V156H85L86 154ZM90 153V154H89ZM92 153H93V155H92ZM102 155H101V154ZM113 153V154H112ZM151 154V155H149V154ZM156 153V155H154ZM198 153H199V155H198ZM236 153V154H235ZM244 153H246V154H244ZM258 155L259 154V156H257L256 154ZM1 154H3L2 156H1ZM76 154V155H75ZM81 154V155H80ZM123 154V155H122ZM194 154V155H193ZM195 154H197V156L198 157H196V155ZM207 154H209L210 155V157L212 158H214V159H216V160H214V159H210V158H208L209 157V155H208V157L207 156H205V155H207ZM229 154H231V155H229ZM234 154H235V157H234ZM243 154V155H242ZM255 155L256 157H257V161H256V159H255V162H257V163H252V161H250V158L253 156V155ZM8 155V156H7ZM11 155V154H10ZM67 155V156H66ZM71 155H73V156H71ZM78 155H80V157L78 156ZM84 155V156H83ZM90 155V156H89ZM95 155H97V156H95ZM100 155V156H99ZM112 155H114V156H112ZM119 155V156H118ZM178 155V154H177ZM261 155V156H260ZM263 155V156H262ZM3 156H4V158H3ZM68 156H70V157H68ZM77 156H78V158H77ZM107 157V159L108 160H110V161H107V160H105L106 159V157ZM110 156H112V157H115V156H118L117 158H114V161H113V163L111 162L112 160H113V158L111 157L110 158ZM191 156H193V157H191ZM199 156H200V158H199ZM230 156H232L231 158H230ZM237 156H238V158H237ZM244 156V157H243ZM249 156V157H248ZM251 156V157H250ZM1 157H2V159H1ZM71 157H72V159H71ZM73 157H75V159L73 158ZM86 157H88V158H85ZM90 157H91V160H90ZM103 157V158H102ZM109 157V158H108ZM120 157H122V158H120ZM158 157V158H157ZM159 157H161V159L159 158ZM177 157H179V155L177 156ZM191 157V158H190ZM203 157V158H202ZM259 157V158H258ZM261 157H262V159H261ZM119 158L121 159V163H120V160H119ZM197 158V159H196ZM199 158V159H198ZM205 158V159H204ZM64 159V160H63ZM66 159V160H65ZM77 159V160H76ZM81 161H80V160ZM86 161H85V160ZM95 159V160H94ZM97 159V160H96ZM117 159V160H116ZM202 159H204V163L202 164H199V162L197 163L196 161L198 160V161H200V160H202ZM207 159V160H206ZM212 161L211 163H210V161ZM261 159V160H260ZM2 160V161H1ZM103 160H105L104 162H101V161H103ZM123 160V161H122ZM177 160H180V157H179V159H177ZM3 161H4V163H3ZM10 161V164L8 163ZM12 161V162H11ZM68 163L69 162V164H67L66 162ZM75 161V162H74ZM77 161V162H76ZM88 161V162H87ZM95 161V162H94ZM158 161V162H157ZM181 161V160H180ZM207 161H208V164H210V166L208 165L207 166ZM236 161V162H235ZM254 161V160H253ZM263 161V162H262ZM17 162H19V164H20V166H19V164H17ZM70 162H73V164L72 163H70ZM90 162V163H89ZM91 162H92V164H91ZM99 162L100 163H102V165L101 164H99ZM108 162L115 168V170H114V168L110 165V164H108ZM127 162V165L126 164H124V163H126ZM167 162V163H166ZM192 162V163H191ZM260 162V163H259ZM14 163V164H13ZM67 164V165H65V164ZM78 163H80V165L78 164ZM87 163V164H86ZM168 163H169V165H168ZM188 163V164H187ZM189 163H191V166H190V164ZM197 163V164H196ZM6 166H5V165ZM11 164L12 165H14V166H11ZM74 164H76V165H74ZM82 164V165H81ZM88 165V166H86V165ZM99 164V165H98ZM107 166H106V165ZM118 164H119V167H118ZM132 164H134V162H132ZM158 164H160L159 166H158ZM163 164H165V166L163 165ZM183 164V165H182ZM253 164V165H252ZM254 164H255V167H254ZM258 164H260L261 166H259ZM4 165V166H3ZM18 165V166H17ZM59 165H61V166H59ZM65 165V166H64ZM70 165V166H69ZM85 165V166H84ZM95 165V166H94ZM99 167H98V166ZM110 165V166H109ZM116 165H117V167H116ZM123 165H124V168H122L123 167ZM188 165V166H187ZM232 165V166H231ZM238 165L240 166V167H238ZM252 165V166H251ZM8 166V167H7ZM16 166V167H15ZM39 166H43L44 168H46V169H44L43 167H39ZM73 166V167H72ZM74 166H76V167H80L81 166V169L79 170V168H74ZM92 166V167H91ZM102 166H106L105 168L104 167H102ZM109 166V167H108ZM121 166V167H120ZM168 166H170V167H168ZM194 166V167H193ZM195 166H197V167H195ZM200 167V169H199V167ZM201 166L202 167H204V168H201ZM206 166V167H205ZM217 168H216V167ZM226 166H228V167H226ZM234 166V167H233ZM245 166H251L250 168H252V169H249V167H245ZM257 166H259V167H257ZM6 169H5V168ZM11 167H12V169H11ZM29 167H31V168H29ZM48 167V168H47ZM85 167V168H84ZM103 168V169H101V168ZM157 167V169H155ZM160 167V168H159ZM162 167V168H161ZM172 167V168H171ZM190 167V168H189ZM209 168V167H215V168H212L211 170H210V168H209V171H215L216 170V172H214L215 174H216V177L212 180H208V178H204V177H202V178H197L196 177V173H198V174H202L201 172H203L204 171V169L206 170V168ZM226 167V168H225ZM230 167V168H229ZM237 169H236V168ZM245 167V168H244ZM254 167V168H253ZM257 167V168H256ZM31 169V170H29V169ZM42 168V169H41ZM64 168V169H63ZM66 168V169H65ZM69 168V169H68ZM74 169V170H72V172H70L71 171V169ZM96 168H100L99 170L97 169V172L96 171H94V169L96 170ZM110 168H113L112 170L110 169ZM159 168V169H158ZM181 168V169H182ZM193 168V169H192ZM208 168H207V171H208ZM240 168H243V169H240ZM262 168V169H261ZM2 169V170H1ZM8 169H11V170H9L8 172H5L6 170H8ZM26 169V171H24ZM27 169H28V171H27ZM52 169V170H51ZM62 169V170H61ZM76 169H77V171H76ZM86 169V170H85ZM89 169V170H88ZM110 170L109 171V173H108V171L106 172L105 170ZM161 169H163V171L161 170ZM188 169V170H187ZM192 171H191V170ZM215 169V170H214ZM218 169V170H217ZM222 169V170H221ZM225 169H226V171H225ZM231 169H232V171H231ZM236 169V171H234ZM245 169V170H244ZM256 169H257V173H256ZM18 170V171H17ZM21 170H23V171H21ZM55 170H56V172H55ZM58 170H59V172L61 173H59L58 172ZM85 170V171H84ZM100 170H101V172H102V174H101V172H100ZM114 170V172H112ZM118 170V171H117ZM119 170H120V172H119ZM124 170L125 172H127V173H125L124 171V173H121L122 171ZM168 170H170V171H168ZM241 170V171H240ZM248 170V172H246ZM252 170V171H251ZM262 170V171H261ZM45 171V172H44ZM52 171V172H51ZM63 171V172H62ZM75 171V172H74ZM79 171H82V172H80L79 173ZM93 171L94 172H96V173H98L99 174V172H100V175H98V176H102V178L101 177H98L97 176V174L96 173H93ZM104 171V172H103ZM115 171L117 172L116 174H115ZM154 171H156V172H154ZM159 171V172H158ZM160 171H162V172H160ZM175 171H176V173H175ZM208 171V172H209ZM222 172V174H221V172ZM239 171H240V173H239ZM244 171V173H242ZM252 172V174H250L249 172ZM255 171V172H254ZM260 171L262 172V174L260 173ZM13 172V173H14ZM22 172H23V175H24V172H27V173H25V175L22 177L21 175H22ZM45 173V175L47 176H45L44 175V173ZM50 172V173H49ZM70 174H69V173ZM74 172V173H73ZM88 172V173H87ZM110 172H112V173H110ZM155 174H154V173ZM170 172V173H169ZM172 172L174 173V174H172ZM194 172H196V173H194ZM218 172V173H217ZM236 172V177L238 178H236V177H233V176H235L234 175V173ZM4 173L7 175L6 176V179H5V175H4ZM29 173V174H28ZM54 173V174H53ZM56 173V174H55ZM58 173V174H57ZM70 176H68L67 174ZM82 173V174H81ZM86 173H87V178H89L88 180L86 179ZM90 173H91V175H90ZM104 173V174H103ZM119 173V174H118ZM228 173V174H227ZM229 173H231L230 175H229ZM26 174L28 175V176H26ZM48 174V175H47ZM50 174H53L52 176L50 175ZM60 174V175H59ZM63 174H65V175H63ZM73 174H75V175H73ZM84 174V175H83ZM94 174H96L95 176H94ZM105 174L106 175H108V176H105ZM121 174V175H120ZM154 174V175H153ZM190 174V175H189ZM195 174V175H194ZM227 174V175H226ZM240 176H239V175ZM246 174H249V175H251L250 176V178L252 177L253 179H248V177H249V175H247V177H246ZM50 175V176H49ZM59 176L58 178H57V176ZM89 175L93 178H91V177H89ZM109 175H111V176H109ZM117 175V176H116ZM118 175H120L119 177H118ZM150 175H153V176H150ZM218 175H220V176H222V178H227L228 176H229V179H225V181H224V179H222L220 176H218ZM225 175H226V177H225ZM20 176L23 178H20ZM45 178H43V177ZM54 176H56V177H54ZM63 176H65L64 178H66V176H68L67 178H68V180L67 179H64V178H62ZM75 176H76V178H75ZM103 176H105V178L103 177ZM113 176V177H112ZM190 176H192V177H194V179H195V181H193V180H190L191 179V177ZM232 176V177H231ZM239 176V177H238ZM261 176H262V178H261ZM8 177V178H7ZM25 177H27L26 178V180L29 182V184L27 183V181H25ZM74 177V179H73V181H72V178ZM81 177V178H80ZM83 177H85L84 179H83ZM94 177H96V178H94ZM112 178V180H110L109 178ZM115 177V178H114ZM152 177H153V179H152ZM4 178V179H3ZM50 178V179H52V182H51V180H48V179ZM55 178V179H54ZM80 178V179H79ZM99 178V179H98ZM104 178V179H103ZM107 178V179H106ZM233 179V182H232V179ZM242 178H243V180H242ZM246 178V179H245ZM259 178V179H258ZM18 179H20V180H18ZM63 179V180H62ZM86 179V180H85ZM94 179H95V181H94ZM96 179H98V182L96 181ZM101 179V180H100ZM103 179V180H102ZM110 181H109V180ZM188 179V180H187ZM196 179H198V180H196ZM222 179V180H221ZM235 179H237V181L235 180ZM255 179V180H254ZM262 179V180H261ZM13 180V181H12ZM60 180V182H59V184H57V182ZM62 180V181H61ZM68 182L67 184H68V186L67 187H61L62 185H67L66 183L64 184V182H66V181ZM78 180V181H77ZM82 180V181H81ZM91 182H90V181ZM108 180V181H107ZM118 181L117 183H118V185L119 186H115V185H117L116 184V182H114V181ZM187 180V181H186ZM201 180H202V183H203V180H204V182L205 183H203V185L206 187V189H207V191L205 190V187L203 186L202 187V185L200 184L201 183ZM219 180V181H218ZM231 180V182H229ZM239 180H241L240 182L242 183L243 181H245V182H243L244 184H240V182H239ZM253 181L252 183H251V181ZM17 181L18 182H20V181H22V184H21V182L20 183H18V185L16 184L17 183ZM48 181H49V183H48ZM81 181V182H80ZM85 181V182H84ZM90 182L91 183V185H90V183L89 184H87V182ZM103 182V185H102V182ZM113 183H112V182ZM119 181L121 182V185L119 184ZM184 181H186V182H184ZM191 181L193 182V183H191ZM198 183H197V182ZM209 181V182H208ZM215 181V182H214ZM221 181H223V183H225V182H229L228 184H223ZM247 181H249V183L251 184H249ZM255 181H256V183H255ZM10 184H9V183ZM11 182H15V183H11ZM43 182V183H42ZM47 182V183H46ZM70 182V183H69ZM71 182H73V184L71 183ZM78 182H80V183H78ZM104 182H107L106 184L104 183ZM109 182H111L110 184H109ZM190 182V183H189ZM195 182H196V184H198L197 186H198V188L196 187V184H195ZM208 182V183H207ZM214 182V183H213ZM238 185H236L235 183ZM247 182V183H246ZM262 182V183H261ZM7 183V184H6ZM86 185H85V184ZM92 183H93V185H92ZM96 183V184H95ZM97 183H98V185H97ZM125 184V186L123 185V184ZM189 183V184H188ZM210 183V184H209ZM216 183V184H215ZM219 183V184H218ZM221 183V184H220ZM233 183V184H232ZM255 183V184H254ZM15 186V189H14V186ZM26 184H28L27 186H26ZM47 184V185H46ZM52 186V188H51V191H50V186ZM53 184V185H52ZM55 184V185H54ZM82 184L84 185V186H82ZM99 184H101V185H99ZM111 184H114V185H111ZM147 184V185H146ZM185 184H188V185H185ZM193 184V185H192ZM215 184V185H214ZM240 184V185H239ZM10 185V187L11 186H13V187H11V188H9L8 186ZM45 185H46V187L47 188H45ZM71 185V186H70ZM88 185V188L86 187ZM90 185V186H89ZM105 185V186H104ZM109 185H111V186H109ZM191 185V186H190ZM210 185V186H209ZM212 185V186H211ZM217 185H219L218 187H216ZM232 185H233V187H232ZM247 185L249 186V187H247ZM252 185H254V188H253V186ZM257 185H259V186H257ZM7 188H6V187ZM18 186V187H17ZM23 186H25V189H24V187ZM30 188H29V187ZM31 186H32V188L33 189H31ZM57 186V187H56ZM73 186V187H72ZM81 186V187H80ZM101 186V187H100ZM103 186V187H102ZM109 186V187H108ZM120 186H122V187H120ZM145 188H144V187ZM187 186H189V187H187ZM194 186L196 187V189L194 188ZM223 186H225V187H223ZM226 186H227V188H226ZM234 186H235V190L234 189H232V188H234ZM237 186V187H236ZM241 186V187H240ZM3 187H5V189L3 188ZM22 187V188H21ZM59 187H61V188H59ZM76 187H78V188H76ZM82 189H80V188ZM86 187V188H85ZM110 187H112L111 189H110ZM115 187V188H114ZM118 187V188H117ZM144 189H143V188ZM185 189V192H183V188ZM211 187V188H210ZM213 187H214V189L216 190H214L213 189ZM231 187V188H230ZM240 187V188H239ZM251 187H252V189H251ZM18 188V189H17ZM21 188V189H20ZM37 189V192L38 191H40V192H38L39 193V195H38V193L36 192V189ZM40 188V189H39ZM55 188V190L56 191H54V190H52V189H54ZM59 188V189H58ZM66 188H68V189H66ZM88 189V193L85 191V190H83V189ZM91 188H93V189H91ZM101 188V189H100ZM106 188V189H105ZM209 188V189H208ZM222 188H224V189H222ZM237 188H239L240 189V191H237L236 189ZM247 188H249V189H247ZM20 189V190H19ZM23 189L25 190L24 192H23ZM27 189L28 190H30V192H28L27 191ZM39 189V190H38ZM44 189V190H43ZM49 189V190H48ZM91 189V190H90ZM95 189H97V190H95ZM110 189V190H109ZM114 191H113V190ZM123 189V190H122ZM143 190V191H140V190ZM157 189V190H156ZM189 189V190H188ZM198 189H199V192H201V193H198ZM202 189H203V191H202ZM232 189V190H231ZM238 189V190H239ZM253 189L254 190H257L256 192L255 191H253ZM260 190V193H261V191L263 192L262 193V195L261 194H259V190ZM11 191V190H15L14 192L13 191H9L10 193H7V191ZM17 190H19V193H18V191ZM34 190V191H33ZM58 190H59V192H58ZM77 190H79V191H77ZM96 192H95V191ZM106 190L108 191V192H106ZM116 190V191H115ZM118 190H119V192H118ZM211 190H212V193L214 192V194H212L211 193ZM220 190V191H219ZM221 190H224L223 192L221 191ZM228 190V191H227ZM244 190V191H243ZM248 190V191H247ZM250 190V191H249ZM32 191V192H31ZM46 191V192H45ZM48 191V192H47ZM50 191V192H49ZM76 191V192H75ZM86 193H85V192ZM94 191V194H99L100 193V191H101V195L103 194L104 195V197L102 198V199H104L105 201H106V199H109V200H107V202L108 203H106L105 201H103L102 200V203H103V205L104 206H107V207H105L107 210H110V218L112 219H110V220H105V221H107V222H103L104 223V226L102 225L103 223L99 220V218H97V216H95V214L93 213V212H91L90 214L88 213H85V208L83 207L84 205L83 204H85L86 206H89V203H90V195H93V192ZM103 191H104V193H103ZM122 191V192H121ZM124 191H125V193H124ZM190 191L193 193V195H192V193H190ZM205 191V192H204ZM228 192V194H227V192ZM229 191H230V193H229ZM236 191V192H235ZM242 191V192H241ZM20 194V196H18V194ZM28 192V193H27ZM33 192H34V194H37L38 196H40V197H36L37 195H34L33 194ZM55 192V193H54ZM60 193L59 194V200H58V198H57V196L58 195H55L56 193ZM78 192V193H77ZM80 192H82V194L80 193ZM111 194H110V193ZM114 192V193H113ZM118 192V193H117ZM121 192V193H120ZM141 192V193H140ZM145 192V193H144ZM181 192V193H180ZM196 192V193H195ZM226 192V193H225ZM252 192H253V194L255 193V195H252ZM12 193H15V194H12ZM24 193V194H23ZM42 193V194H41ZM45 193V196L43 195ZM48 193V194H47ZM57 193V194H58ZM70 193H73V194H70ZM79 193H80V195H79ZM84 193V194H83ZM105 193H108V195L110 196H108L107 194H105ZM116 193V197H118V198H115V194ZM123 193V194H122ZM140 193V194H139ZM154 193V194H153ZM155 193H156V195H155ZM206 193V194H205ZM219 193V194H218ZM222 193V194H221ZM233 193H239L240 195H238V196H236L235 194H233ZM9 194V195H8ZM17 194V195H16ZM52 196H50V195ZM53 194V195H52ZM68 194H70L68 197L66 196V195H68ZM86 194V195H85ZM99 194V195H100ZM121 194H122V196H121ZM152 194V195H151ZM179 194H181V195H179ZM195 194V195H194ZM197 194H200V195H204L203 197L202 196H198ZM222 196H221V195ZM243 194V195H242ZM16 195V196H15ZM24 197H23V196ZM31 196L30 198H29V196ZM49 195V196H48ZM54 195L56 196V197H54ZM62 197H61V196ZM73 195V196H72ZM76 195V196H75ZM81 195H83V197L81 196ZM105 195H106V197H108V198H106L105 197ZM114 195V196H113ZM142 196V198L140 199V197ZM191 195V196H190ZM210 195H212L211 197H210ZM244 195L249 199H251L252 201L250 202V199L248 200L246 197H244ZM250 195V196H249ZM257 195V196H256ZM258 195H261V196H259L258 197ZM10 196V197H9ZM13 196V197H12ZM47 196L49 197L48 199L50 200H46V198H47ZM80 196V199L79 198H77V197H79ZM143 196H145L144 198H143ZM150 196V197H149ZM152 196H154V198H151ZM192 196H194V198L192 199ZM196 196H198L200 199H198V197H196ZM219 196V197H218ZM221 196V197H220ZM227 196H230L231 198L230 199H232L231 200V202H230V199H229V197H228V200H227ZM236 196V197H235ZM9 197V198H8ZM17 197H18V199H17ZM22 197V199H20ZM33 197V198H32ZM42 197V198H41ZM70 197V198H69ZM74 197V198H73ZM87 197V198H86ZM113 197V198H112ZM214 197V198H215ZM225 197H226V199H225ZM243 197V198H242ZM252 197V198H251ZM258 199H257V198ZM14 198V199H13ZM45 198V199H44ZM50 198H53L52 200L50 199ZM55 198V199H54ZM60 198H63L62 200H63V203H61L62 202V200H61V202H60ZM66 198L67 199H72V200H70V201H73V202H71V204L73 205L74 204V207H72L70 210H68V208L66 209V207L65 206H63L62 204H64L65 203V200H66ZM120 198V199H119ZM147 198H149V199H151L150 201H151V203H156L155 205L154 204H150V201H149V199H147ZM234 198V199H233ZM236 198V199H235ZM238 198V199H237ZM242 198V199H241ZM256 198V201L254 200L253 201V199H255ZM9 200V201H14V202H16V200H17V202H18V204L17 203H15L16 204V207H22V205H23V207H24V209H23V207L22 208H20V210L19 209H17V214H16V212L14 213V212H10L9 210H8V212H7V209L6 210H4L5 208L3 207L2 208V206H3V204H2V200ZM20 199V200H19ZM35 199H36V201H35ZM40 199H41V201L43 202V203H45V205L44 204H42V202H41V204H39L40 203ZM44 201H43V200ZM65 199V200H64ZM77 199V200H76ZM79 199V200H78ZM81 199H82V201H81ZM86 199H88V200H86ZM111 199H114V200H111ZM138 199V200H137ZM154 199V200H153ZM183 199V200H182ZM262 201H261V200ZM23 200V201H22ZM26 200V201H25ZM86 200V201H85ZM117 200L119 201V202H117ZM148 200V201H147ZM156 200V201H155ZM179 200H181L180 201V203H179ZM196 200H198L197 202H196ZM204 200H205V202H204ZM208 200V201H207ZM223 200H225V201H223ZM235 200L237 201L236 202V204H231L233 201H234V203H235ZM243 202H242V201ZM47 201V202H46ZM52 201H57V203L55 204L54 202V204L52 203ZM67 201V200H66ZM76 203H75V202ZM85 201V202H84ZM113 201H114V203H116V206L115 205H113L114 203H113ZM116 201V202H115ZM137 201V202H136ZM140 201H141V203H140ZM143 201V202H142ZM144 201L146 202V203H144ZM176 201V202H175ZM193 201V202H192ZM227 201V202H226ZM230 202V204H229V202ZM245 201V202H244ZM248 201H249V203H248ZM20 202H22V203H20ZM39 202V203H38ZM48 202H49V204H48ZM80 202V203H79ZM86 202H87V204H86ZM113 204H112V203ZM131 202L133 203V204H135V207H134V205L133 204H131ZM135 202V203H134ZM150 204V206H149V204ZM162 202V203H161ZM194 202H195V204H194ZM253 202V203H252ZM255 202V203H254ZM27 203L28 204H32L31 206L29 205V206H27ZM59 203H61V204H59ZM82 203V204H81ZM105 203V204H104ZM110 203V204H109ZM124 203H125V206H123L124 205ZM163 203H165V205L163 204ZM178 203V204H177ZM191 203L196 207L197 205H198V209L197 210H195L196 208L193 206V205H191ZM205 203V204H204ZM239 203H242V204H245V205H247V207L246 206H242L241 204H239ZM33 204H35L36 206H38V208H36V206H34ZM37 204H39V205H37ZM52 204H53V206H52ZM118 204V205H117ZM143 205V207H142V205ZM200 204H201V206H200ZM203 204V205H202ZM226 204H228V206L226 207ZM260 204V205H259ZM56 205V206H55ZM63 207H61V206ZM79 205V206H78ZM120 205H122L120 208L122 209L121 211V213L122 214H124L125 215V217H126V221L128 220L129 222L127 223V222H125V225H123V228L121 229V228H115V227H119L120 225H118L117 226V224L118 223H116V226L115 225H112V222H113V224L115 223V219L114 218H116V214L115 213H118V211H119V213H120V209H119V207L118 206H120ZM144 205H148L147 206V208H146V206H144ZM158 205H159V207H160V209L159 208H156V207H158ZM163 205V206H162ZM167 205V206H166ZM169 205V206H168ZM250 205H251V208H250ZM43 206L44 207H46V208H43ZM49 208H48V207ZM58 206V207H57ZM108 206H110V208L108 207ZM114 206V207H113ZM131 206H133V209H130V208H132ZM139 206V207H138ZM155 206V207H154ZM231 206H233V207H231ZM260 206V207H259ZM28 209H27V208ZM36 209H35V208ZM41 207V208H40ZM77 207H78V209H79V213H77L78 212V209H77ZM117 207V208H116ZM124 207V208H123ZM125 207H128L127 209L125 208ZM130 207V208H129ZM142 207V208H141ZM152 207V208H151ZM166 207H167V209H166ZM192 207H194V208H192ZM201 207L203 208V209H201ZM239 209H237V208ZM241 207H243L242 209H241ZM249 207V208H248ZM256 207H257V209H256ZM43 208V209H42ZM60 208V209H62L61 211H60V213H59V216H58V212H59V210L58 209ZM89 208V207H88ZM86 209V212L87 211H90L91 209L89 208V209ZM135 208H138L137 210H135L134 211V209ZM140 208H141V211H140ZM144 208V209H143ZM156 208V209H155ZM233 209V210H231V209ZM246 208H247V210H246ZM261 208V209H260ZM29 209H31V210H29ZM50 209H54V213L50 210ZM56 209H57V211L58 212H56ZM72 209H75V211L74 210H72ZM77 209V210H76ZM81 209V210H80ZM83 209V210H82ZM116 209H118L117 211H116ZM124 209H126L125 211L126 212H124L123 210ZM148 209V210H147ZM154 210V211H152V210ZM158 209H159V215H158V213H155L156 211H158ZM163 210V213L162 212H160V211H162ZM164 209H166L165 211H164ZM192 209V210H191ZM230 209V210H229ZM235 209H236V211H235ZM254 209V210H253ZM40 210V211H39ZM46 210H48V212L46 213ZM52 212V214H51V216H50V211ZM64 210H65V212H64ZM128 210H131V212L133 211V213H131L130 211H128ZM139 210V211H138ZM150 210V211H149ZM195 210V211H194ZM202 210V211H201ZM238 210V211H237ZM241 210H242V212H241ZM246 210V211H245ZM262 210V211H261ZM2 211V212H1ZM4 211H6L7 213H9V214H7V213H5ZM19 211H20V213H19ZM26 211V212H25ZM41 211H44V212H41ZM68 211V212H67ZM74 212L73 213V215H71L72 214V212ZM84 211V212H83ZM113 211V212H112ZM169 211V212H168ZM172 211V212H171ZM174 211H176L177 212V214H176V212H174ZM198 211H200V213L198 212ZM204 211V213H202ZM228 211L232 214L233 212V214L231 215L230 213H228ZM38 212H40V213H38ZM56 212V213H55ZM63 212V213H62ZM111 212L113 213V214H111ZM115 212V213H114ZM137 213V215L135 214V213ZM140 212H143V215L140 213ZM148 212V213H147ZM150 212H151V214H150ZM168 212V213H167ZM171 212V213H170ZM191 212V213H190ZM199 213V215H198V213ZM19 213V214H18ZM21 213H23L24 215H26V216H24L23 218L21 217V216H23V214H21ZM26 213H28V214H30V215H27ZM42 213H44V214H42ZM85 213V214H84ZM126 213V214H125ZM129 213V214H128ZM141 215H140V214ZM153 213V214H152ZM165 213V215H163ZM225 213H227V215H229V216H226V214ZM235 213H238L237 215L235 214ZM243 213H247V214H243ZM252 213V214H251ZM11 214V215H10ZM57 214V217L55 216V215ZM62 214H63V216H62ZM66 214V215H65ZM128 214V215H127ZM133 216H132V215ZM147 215L146 217H145V215ZM158 216H157V215ZM162 214V215H161ZM176 214V215H175ZM193 214V215H192ZM196 216H195V215ZM201 214V215H200ZM202 214H203V217H202ZM224 216H226V217H224ZM240 214H242V215H240ZM253 214H256V216H254ZM260 216H259V215ZM5 215H7L6 217H4ZM8 215H10V216H8ZM17 215V216H16ZM20 215V216H19ZM31 215H34L35 217L37 216V218H35L34 216V220H31L33 217L31 216ZM45 215V216H44ZM48 215V216H47ZM68 215H70L71 217H72V219L71 218H69V216ZM95 216V217H91V216ZM149 215V216H148ZM151 215V216H150ZM157 216V217H155V216ZM168 215V216H167ZM191 215V216H190ZM237 216V217H234V216ZM243 215H245L244 217H243ZM254 217H253V216ZM45 218V219H43V217ZM66 216H67V218H69V219H71V220H63V219H65L66 218ZM91 217V219L92 218H96V219H94V220H92V222H90V220H89V218H87V217ZM112 216V217H111ZM135 216H137V217H135ZM145 218H144V217ZM192 216H195V217H192ZM221 216H223L222 218H224V219H221L220 217ZM252 217V218H255V219H252V218H250V217ZM262 216V217H261ZM4 217V218H3ZM9 217H11L10 219H9ZM12 217H13V219L14 220H17V221H15V222H13L14 220L12 219ZM28 219L29 217H32V218H30L28 221H27V219ZM48 217H50L51 219H53V220H51L50 218H48ZM63 217H65V218H63ZM75 217H77V218H75ZM129 219H128V218ZM142 217H143V219H142ZM148 217V218H147ZM152 217V218H151ZM169 217V218H168ZM191 217V218H190ZM199 217V218H198ZM201 217V218H200ZM228 217H231V218H235V219H237L238 220V222H241L239 219H243L242 220V222H244V223H246V224H248L247 222L248 221H252V220H254V226H253V224L251 225V221L249 222V226L251 225L252 226V229H253V231L254 232H256V230H258L257 228H259L260 227V231H258V232H256V233H254V239H252L251 237H249V236H246V235H244V234H242V233H239V230L237 231V227H236V224H237V221H235V223L234 222H231V221H227L226 220V222H225V218L226 219H228ZM240 217H242V218H240ZM258 217H259V219H258ZM8 220H6V219ZM39 218L40 219H42V221H44L43 223H41V224H39L40 222H41V220H39ZM130 218H132V219H130ZM157 218H159V219H157ZM164 218H166V220H164ZM220 220H219V219ZM239 218V219H238ZM244 218H246V219H248V220H246V219H244ZM262 218V219H261ZM11 219H12V221H11ZM23 219H25V220H23ZM60 220V222H58V221H56V220ZM73 219H75V220H73ZM83 219V220H82ZM153 219V220H152ZM154 219L156 220V221H154ZM160 219H161V221H160ZM235 219H231V220H235ZM250 219V220H249ZM256 219H258V220H256ZM5 220H6V222H5ZM19 220V221H18ZM31 220V221H30ZM35 220L37 221V225L35 226V224H36V222H35ZM38 220H39V222H38ZM48 220V221H47ZM63 220V221H62ZM82 220V221H81ZM98 220V224H97V226H95L96 224V221ZM114 220V221H113ZM164 220V221H163ZM169 220H167V221H169ZM189 220H191V221H189ZM196 220V221H195ZM200 220V221H199ZM244 220H246V221H244ZM9 221H10V224H9ZM29 221L31 222V223H29ZM33 221V222H32ZM53 221H56L55 223L53 222ZM67 221V222H66ZM69 221V222H68ZM71 221V222H70ZM79 221H80V223H79ZM95 221V222H94ZM112 221V222H111ZM151 221H153V222H151ZM160 223H159V222ZM219 221H223V223L222 222H219ZM259 221V222H258ZM7 222H8V224H7ZM18 222V223H17ZM46 222H48V223H46ZM53 222V224H52V226H50V224L49 223H52ZM66 224H64V223ZM76 222V224H74ZM84 222V223H83ZM87 222V223H86ZM100 222H101V225H100ZM117 222V221H116ZM156 222H158L157 224L158 225H156ZM193 222H196V223H193ZM197 222L199 223V224H197ZM227 222H229L228 224H227ZM231 222V223H230ZM258 222V223H257ZM12 223H15V225H13ZM19 223H21V224H19ZM22 223H24V224H22ZM58 223L60 224V225H58ZM68 223V224H67ZM73 223V224H72ZM77 223H79V225L81 226H79V225H77ZM92 223V224H91ZM110 223V224H109ZM152 223H154V224H152ZM190 223H192V224H190ZM220 223H222L221 225H220ZM225 223V224H224ZM233 223V224H232ZM252 223H253V221H252ZM259 225H261L262 223V225L261 226H258L257 224ZM1 224H3L2 226H1ZM16 224L19 226L18 228H16L17 226H16ZM44 224V226H42ZM62 224H64L65 226H67L68 225V227H65L64 225H62ZM88 224H90V225H88ZM120 224V223H119ZM198 226H197V225ZM200 224H202V225H200ZM227 224V225H226ZM21 225V226H20ZM24 225V226H23ZM29 226V228H30V226H31V228L29 229L28 228V226ZM41 225V226H40ZM47 225V226H46ZM56 225H58V227L60 228V232H61V234L59 235V230H58V227L56 226ZM83 225V226H82ZM87 225V226H86ZM152 225L154 226V227H152ZM196 225V226H195ZM230 225V226H229ZM4 226H6V230L4 229ZM8 226H10V228H12V229H10ZM11 226H13V227H11ZM27 226V227H26ZM35 226V227H34ZM38 226V229H36L37 231H42V232H37L36 230H35V228ZM39 226H40V228H39ZM49 226V227H48ZM53 226H56V228L55 227H53ZM70 226V227H69ZM73 226H75V228L77 229V226L79 227V228H81L80 230H82V231H78V229L76 230V232L77 233H74L73 234V231H75V228H73ZM99 226V227H98ZM100 226H102L103 228H101ZM126 226H128V227H126ZM230 227V229H227V228H229ZM15 227V228H14ZM41 227H44V228H42V229H45V231L44 230H42L41 229ZM48 227L50 230H48V228L46 229V228ZM65 227V228H64ZM87 227V228H86ZM90 227V228H89ZM95 227H96V229H95ZM99 229H98V228ZM114 227V228H113ZM126 227V228H125ZM157 227H159V228H157ZM191 227V228H190ZM223 227V229H221ZM225 227V228H224ZM231 227H232V229H231ZM234 227V228H233ZM257 227V228H256ZM7 228L8 229H10L11 231H15V232H10V231H8L7 230ZM24 228H25V230H24ZM33 228V229H32ZM53 228H55L54 230H56V231H54L53 230ZM129 230H128V229ZM163 230H162V229ZM173 228V229H172ZM198 229V231H197V229ZM201 228V231L199 230ZM204 228V229H203ZM220 228V229H219ZM14 229V230H13ZM19 231H18V230ZM71 229V230H70ZM72 229H74V230H72ZM125 229V230H124ZM147 229H149V230H147ZM156 229H158L157 231H155ZM160 229H161V231H160ZM190 229V230H189ZM262 229V230H261ZM23 230V231H22ZM67 230V231H66ZM97 230V231H96ZM100 230V231H99ZM119 230H121V231H119ZM126 231V232H124V231ZM176 230V231H175ZM193 230V231H192ZM223 230H224V232L226 233V235H221V234H223L224 232H223ZM228 230H229V234H228ZM232 230H234V231H232ZM4 231V232H3ZM29 231V232H28ZM47 231V232H46ZM88 231H90V232H88ZM91 231H92V233L94 232L95 234H96V236L98 235L99 237H100V239H97V238H99V237H95V235H94V239L92 238V236H93V234L91 233ZM148 231V232H147ZM152 231V232H151ZM155 231V232H154ZM189 231L191 232L190 234H189ZM200 231V232H199ZM216 231L217 232H219V234L218 233H216ZM222 231V232H221ZM262 231V232H261ZM43 232H45V233H43ZM49 232H52V234H53V232H56V234L54 233L53 235L52 234H50V235H52L53 236V238L55 239V240H53V238H52V236L51 237H49V236H47V235H49ZM65 232V233H64ZM72 232V233H71ZM100 232V233H99ZM121 232V233H120ZM161 232H163V234L161 233ZM165 232V233H164ZM235 232V234H237V235H233V233ZM236 232H238V233H236ZM261 232V233H260ZM5 233H9L8 235L7 234H5ZM17 233V234H16ZM19 233H20V235L21 236H19ZM32 233H34V234H32ZM37 233H39V234H37ZM41 233H43V234H41ZM58 233V234H57ZM62 233H64L63 235H62ZM83 233V234H82ZM88 233V234H87ZM118 233V234H117ZM148 233V234H147ZM171 233V235H169ZM176 233V234H175ZM224 233V234H225ZM259 233V234H258ZM13 235V236H16V235H18V236H16V237H14L16 240H14L15 241V243L18 241L19 242V244H18V242L15 244L14 243V241L12 240V238H13V236L11 237V235ZM25 234V235H24ZM29 236H28V235ZM31 234L33 235V236H31ZM45 234H46V237H44L45 236ZM72 234V235H71ZM163 236H162V235ZM167 234L169 235V236H167ZM175 234V235H174ZM230 234L232 235V236H230ZM261 234H262V236H261ZM2 235H3V237H5L4 239H2ZM35 235V236H34ZM40 235V236H39ZM57 235V236H56ZM64 235H65V240H64ZM81 236V238H80V236ZM101 235L103 236V237H101ZM152 235V236H151ZM184 235H187V236H184ZM189 235V236H188ZM223 237V239H224V237L226 236L227 237V239H229V237L228 236H230V239H232V241L234 240V238H239V237H241L242 235H244V236H242L243 237V239L242 240H234L236 243L233 245H228L227 247H228V250H225L226 248H225V245L223 244V239H222V237ZM6 236H7V239H6ZM8 236H10V237H8ZM24 236H26V237H24ZM38 236V237H37ZM42 236V237H41ZM60 236V237H59ZM67 236H71L70 237V239H72V243H74L73 245L71 244V243H68L67 244V242L66 241H68V239H67ZM84 236H85V238H84ZM119 236V237H120ZM158 236V237H157ZM181 236V237H180ZM219 236V237H218ZM235 236V237H234ZM236 236H238V237H236ZM256 236V237H255ZM258 236H260L261 238H260V240H259V237ZM31 237H33V238H31ZM40 237V238H39ZM44 237V238H43ZM56 237L57 238H59V240L57 241V239H56ZM75 237V238H74ZM83 237V238H82ZM91 237V238H90ZM118 237V239H120ZM152 237V238H151ZM160 237V238H159ZM241 237V238H242ZM9 238H11L10 240H8ZM23 240H22V239ZM30 238V239H29ZM43 238V240H41ZM49 238V239H48ZM74 238V239H73ZM101 238H103V239H101ZM106 238V237H105ZM154 238V242L152 241V239ZM158 238V239H157ZM165 238H168V239H165ZM241 238H239V239H241ZM256 238V239H255ZM257 238H258V240H257ZM263 238V239H262ZM6 239V240H5ZM18 239V240H17ZM37 239V240H36ZM43 242L44 240H47V241H45V243L46 242H48L49 244H50V246H51V244L52 243H54V244H52L53 246H51V248H50V246H49V244H45V243H41L40 245H39V241L40 240ZM75 239H76V241H75ZM81 239H86V240H88V242L86 241V240H82L81 241ZM95 239H97V240H95ZM222 239V241H219V240H221ZM4 242H3V241ZM21 241V243L22 242H24V243H20V241ZM32 242H31V241ZM49 240H50V242H49ZM51 240H53V241H57V242H52ZM60 240H62V242H64V243H66V245L70 248V247H72V248H67V246L64 244V243H61V241ZM64 240V241H63ZM74 240V241H73ZM80 240V241H79ZM91 240V241H90ZM101 240H103V241H101V243H100V241ZM243 240H245V242L243 241ZM5 241H8V242H5ZM26 241V242H25ZM35 241V242H34ZM40 241V242H41ZM89 241H90V244H92V245H88L89 244ZM121 241L122 242H124V243H121L122 245H124V246H126V244H125V241H123V238L121 239ZM169 241H171V242H169ZM234 241H233V243H234ZM247 241V242H246ZM251 241V242H250ZM256 241H257V243H258V241H259V243H258V245H256L257 243H256ZM31 242V243H30ZM34 242V243H33ZM52 242V243H51ZM78 242H80V243H78ZM98 242L100 243V244H98ZM222 242V243H221ZM5 244V246H4V244ZM37 243V244H36ZM79 245H78V244ZM95 243H96V245H97V247H96V245H95ZM104 243H106V245H108L107 247H106V245L104 244ZM169 243H171V245L169 244ZM221 243V244H220ZM250 243V244H249ZM256 243V244H255ZM12 244V245H11ZM15 246H14V245ZM18 244V245H17ZM21 244V245H20ZM23 244H25L24 246H23ZM34 244V245H33ZM45 244V245H44ZM62 244L64 245L63 246V248H62ZM119 244H120V240H119ZM216 244V245H215ZM217 244H219V246L220 247H222V249L223 250H225V252L226 253H230V254H224L225 252H223L222 251V249L221 248H218L219 246L217 245ZM223 244V245H222ZM253 244V245H252ZM260 244V245H259ZM262 244V245H261ZM17 245V246H16ZM21 246V248H20V246ZM28 247H27V246ZM37 245V246H36ZM44 245V246H43ZM69 245H71V246H69ZM79 247H78V246ZM170 245V246H169ZM222 245V246H221ZM10 246H11V248H10ZM14 246V247H13ZM19 246V247H18ZM31 246H32V248H31ZM39 246V247H38ZM61 246V247H60ZM73 246H75L76 248L74 249L73 248ZM93 247V248H95L94 249V251L92 250V248H90V247ZM102 246H104V249L103 248H100V247H102ZM120 246V245H119ZM157 246V247H156ZM214 246V247H213ZM216 246H218L217 248H216ZM233 246H234V249L236 250V252H235V250L233 249ZM249 246V247H248ZM251 246V247H250ZM253 246V247H252ZM260 246V247H259ZM263 248H262V247ZM5 247V248H4ZM18 247V248H17ZM30 247V248H29ZM35 247V248H34ZM47 247V248H46ZM53 247V248H52ZM81 247H83L82 248V251L84 252V254L82 253V251H80L81 249ZM100 248V252H98L99 251V248ZM107 249H106V248ZM213 247V248H212ZM224 247V248H223ZM239 247V248H238ZM258 247V248H257ZM7 248V249H6ZM10 248V249H9ZM13 248H15V250H14V252H13ZM22 248H24V249H22ZM41 248L43 249V250H45L48 254L50 253L51 255H48V254H46V252H42V250H41ZM58 248V249H57ZM87 248V249H86ZM109 248H111V249H109ZM195 248V247H194ZM215 249L216 248V250L217 251H219L218 253L214 250V252H213V250H211V249ZM260 248H262L261 250H258V249H260ZM17 249H19L20 251H18ZM27 249V250H26ZM36 251V252H34V250ZM39 251H38V250ZM51 249H53V250H51ZM73 249H74V252H73ZM78 250V252H80V253H76V251ZM89 250L90 252H88V251H86V250ZM115 251H114V250ZM211 250L212 252H210V251H208V250ZM230 249H232L231 251H230ZM253 249V250H252ZM2 250H0V252L2 253ZM11 250V251H10ZM26 250V251H25ZM40 250H41V252H42V256L43 257H41V252H40ZM63 250H64V252H63ZM76 250V251H75ZM95 250H97L96 252H95ZM104 250V251H103ZM110 251L109 253L107 252V251ZM113 250V251H112ZM197 250H202V248H197ZM234 250V251H233ZM249 250H250V254H249ZM11 252V253H9V252ZM23 251V252H22ZM25 251V252H24ZM51 251V252H50ZM54 251H56L57 253L59 252V254L56 256V252L54 253ZM107 253H106V252ZM254 251V252H253ZM260 251V252H259ZM8 252V253H7ZM19 252V253H18ZM28 252H30V253H28ZM32 252V253H31ZM34 252V253H33ZM88 252V253H87ZM94 252V253H93ZM106 253L107 254V256H109L111 259H107L106 258V254H103V253ZM115 254H114V253ZM216 252V253H215ZM221 252V253H220ZM14 253V254H13ZM16 253H18V254H16ZM23 253V254H22ZM24 253H26V254H24ZM119 255H118V254ZM210 253V254H209ZM212 253H214V254H212ZM221 254V256L223 257H221L220 256V254ZM234 255H233V254ZM236 253H238L237 255H236ZM251 253H252V255L254 256V257H251L250 259L247 257L248 255H249V257L250 256H252L251 255ZM255 253V254H254ZM259 253H261V254H259ZM7 254H9V255H11L12 256V254L14 255V256H12L11 257V259H12V261L10 260V256L9 255H7ZM19 254H21V255H19ZM30 254V255H29ZM32 254H34L35 255V258L37 257L36 256V254H38V257H37V259L39 260V259H42V260H40V261H38L37 259L35 260V258L34 257H31V255ZM66 254V255H65ZM75 256H74V255ZM95 254V255H94ZM100 254V255H99ZM101 254H103V255H101ZM109 254V255H108ZM219 254V255H218ZM248 254V255H247ZM258 256H260V257H256L257 255ZM0 255H2V254H0ZM26 255V256H25ZM40 255V256H39ZM46 255V256H45ZM55 255V256H54ZM60 255V256H59ZM62 255V256H61ZM79 257H78V256ZM81 255H83V256H85V258L84 257H82ZM89 255V256H88ZM111 255L112 256H114V257H111ZM225 255H227L226 256V258H225ZM6 258H5V257ZM16 256V257H15ZM22 256V257H21ZM33 256V255H32ZM66 256V257H65ZM87 256V257H86ZM224 260H222V259H220V257ZM229 256H231V258H229V260H228V258L227 257H229ZM234 256V257H233ZM238 256H239V258H238ZM9 257V259H7ZM21 257V258H20ZM24 257H26L27 259H25ZM29 257V258H28ZM46 257H47V259H46ZM57 259V260H55V258ZM60 257V258H59ZM63 257V258H62ZM68 257H72L73 258V260H72V258H68ZM81 257H82V259H81ZM92 257V258H91ZM102 259V261L100 260V258ZM143 257H144V259L145 260H143L145 263H147V261L149 260V255L148 254H144L143 255ZM146 257H148V258H146ZM233 257V258H232ZM237 257V258H236ZM259 260V262H258V260L256 259V258ZM1 258H3L4 259V262H2V259ZM23 258V259H22ZM44 258H45V260H44ZM49 258V259H48ZM76 258V259H75ZM83 258H84V262H82L83 261ZM97 258V259H96ZM246 258H247V261H246ZM253 258V260H254V258H255V260H254V263H253V260L251 261V263L249 262L251 259ZM7 260V262H6V260ZM25 260L26 262H23L22 260H21V262L20 261H18V260ZM52 259H53V262L54 263H52ZM59 259H60V261H61V263H60V261H59ZM66 259V260H65ZM68 259H69V261H68ZM79 259V260H78ZM86 259V260H85ZM99 259V260H98ZM105 259V260H104ZM143 259V258H142ZM148 259V260H147ZM228 260V261H226V260ZM230 259H231V261H230ZM235 259H236V261H235ZM8 260H10L11 262H9ZM33 260H35V262L33 261ZM74 260H76V262H74ZM89 260H90V262H89ZM96 260H98V261H96ZM217 260V264L219 263V261ZM232 260H234V261H232ZM261 260V261H260ZM51 261V262H50ZM65 261L67 262V263H65ZM81 261V262H80ZM243 261H245V262H243ZM69 262V263H68ZM149 262V261H148ZM224 262V263H223ZM256 262V263H255ZM27 264V263H26ZM240 264V263H239Z\"/></svg>",
	"mask_w": 264,
	"mask_h": 264
},
{
	"label": "bare ground",
	"instance_id": "6f19581e",
	"mask_svg": "<svg viewBox=\"0 0 264 264\" xmlns=\"http://www.w3.org/2000/svg\"><path fill=\"white\" fill-rule=\"evenodd\" d=\"M257 1V0H256ZM259 2V1H258ZM264 2V1H263ZM263 5V4H262ZM217 6H219V5H217ZM250 7V6H249ZM253 7V6H252ZM256 8V7H255ZM19 9V8H18ZM264 9V8H263ZM260 10V9H259ZM258 10V11H259ZM211 11V10H210ZM226 11V10H225ZM261 11V10H260ZM263 11V10H262ZM118 13V12H117ZM124 13V12H123ZM247 13V12H246ZM261 13V12H260ZM259 13V14H260ZM119 14V13H118ZM199 14V13H198ZM243 14V13H242ZM254 14V13H253ZM258 14V13H257ZM263 14V13H262ZM111 15V14H110ZM132 15V14H131ZM195 15V14H194ZM194 15H192V19L193 20H196V18L197 17H194ZM221 15V14H220ZM228 15V14H227ZM250 15V14H249ZM122 16H124V15H122ZM223 16V15H222ZM247 16V15H246ZM133 17V16H132ZM202 17V16H201ZM235 17V16H234ZM79 18V17H78ZM104 18H106V17H104ZM129 18V17H128ZM138 18V17H137ZM199 18V17H198ZM204 18V17H203ZM239 18V17H238ZM245 19L244 20H246L247 18L246 17H244ZM249 18V17H248ZM263 18V17H262ZM85 19V18H84ZM90 19V18H89ZM102 19V18H101ZM107 19V18H106ZM106 19H105V21H106ZM132 19V18H131ZM142 19V18H141ZM202 19V18H201ZM206 19V18H205ZM250 19V18H249ZM94 20H96V17H95V19ZM112 20H114V19H112ZM124 20V19H123ZM133 20V19H132ZM137 20V19H136ZM197 20H199V19H197ZM215 20V19H214ZM233 20V19H232ZM226 21V20H225ZM249 21V20H248ZM250 21H253V20H250ZM11 22V21H10ZM118 22V21H117ZM126 22V21H125ZM132 22V21H131ZM245 22V21H244ZM258 22V21H257ZM101 23V22H100ZM99 23V24H100ZM124 23V22H123ZM134 23V22H133ZM247 23V22H246ZM249 23V22H248ZM11 24V23H10ZM117 24V23H116ZM139 24V23H138ZM140 24H142V23H140ZM207 24V23H206ZM240 24V23H239ZM245 24V23H244ZM251 24V23H250ZM98 25V24H97ZM118 25H120V22H119V24ZM117 25V26H118ZM124 25V24H123ZM122 25V26H123ZM148 25V24H147ZM246 25V24H245ZM249 25V24H248ZM248 25H246V26H248ZM2 26V25H1ZM112 26V25H111ZM121 26V27H122ZM138 26H140V25H137V27ZM207 26V25H206ZM254 26V25H253ZM110 27V26H109ZM116 27V26H115ZM120 27V28H121ZM136 27V26H135ZM151 27V26H150ZM149 27V28H150ZM79 28V27H78ZM85 28V27H84ZM88 28V27H87ZM96 28V27H95ZM117 28V27H116ZM115 28V29H116ZM118 28H119V26H118ZM248 28V27H247ZM254 27H252V29H253ZM257 28V27H256ZM4 29V28H3ZM86 29V28H85ZM98 29V28H97ZM114 29V30H115ZM220 29V28H219ZM67 30V29H66ZM89 30V29H88ZM151 30H154V29H151ZM192 30V29H191ZM190 30V31H191ZM205 30V29H204ZM244 30H246V29H244ZM249 30H250V27H249ZM248 30V31H249ZM254 30V29H253ZM252 30V31H253ZM96 30L94 29V31L93 32H95ZM135 31H138L137 29L135 30ZM159 32H160V30H158ZM194 30H192L191 32H193ZM210 31H213V30H210ZM230 31V30H229ZM251 30L249 31V32H252ZM79 32V31H78ZM89 34H90V32H92V31H87ZM115 32H117V31H115ZM134 32V31H133ZM165 32V31H164ZM189 32V31H188ZM188 32H187V34H188ZM190 32V33H191ZM71 33V32H70ZM87 33V34H88ZM103 34V32H100V34ZM105 33V32H104ZM113 33V32H112ZM120 33V31L118 32V34ZM137 33H139V32H135V33H133V37H134V34H137ZM142 33V32H141ZM145 33H147V32H145ZM145 33H142L143 34V36H142V34H139V36H142V37H144V35H145V38H146V35L147 34H145ZM149 33V32H148ZM152 33V32H151ZM180 33V32H179ZM196 33V32H195ZM209 33H211V32H209ZM253 33V32H252ZM80 34H81V32H80ZM83 34V33H82ZM87 34H86V38H88L87 37ZM99 34V35H100ZM107 34V33H106ZM105 34V35H106ZM108 34H110L109 33V31H108ZM114 34V33H113ZM116 34V33H115ZM121 34V33H120ZM119 34V36L120 37H118V35H117V37L119 38L118 40H120V38H122L121 36H125L124 34L123 35H120ZM153 34V33H152ZM152 34H150V35H152ZM154 34H155V32H154ZM187 34H183V35H186V38H187ZM194 34V33H193ZM54 35V34H53ZM84 35V34H83ZM95 35V34H94ZM105 35H104V37H105ZM156 35V34H155ZM164 35V34H163ZM182 35V34H181ZM180 35V36H181ZM182 35V36H183ZM195 35V34H194ZM238 35V34H237ZM241 35V34H240ZM240 35H238V36H240ZM44 36V35H43ZM74 36V35H73ZM89 36V38H90V35H88ZM93 36V35H92ZM96 36H98V34L96 35ZM96 36H95V38H96ZM110 36H112V35H110ZM110 36H108V38L110 37ZM130 36H131V34H130ZM159 36V35H158ZM189 36V35H188ZM197 36V35H196ZM257 36H258V34H257ZM42 37V36H41ZM40 36H39V38H41ZM46 37V36H45ZM82 37V39H80V40H84L85 42H86V44L89 42V44H91L93 41L92 40H90L91 41V43H90V41H89V39L86 41V38H84L83 36H81ZM94 37V36H93ZM93 37H91V39H93ZM100 37V36H99ZM104 37L102 38L103 40H104ZM107 37V36H106ZM113 38H114V35L112 36ZM111 37V38H112ZM116 37V38H117ZM132 37V38H133ZM148 37H149V35H148ZM251 37H253V35L251 36ZM35 39H36V41L37 42H41L42 41V39L40 40V39H38L37 40V38L36 37H34ZM84 38V39H83ZM100 38V39H101ZM124 38H126V37H124ZM169 38V37H168ZM167 38V39H168ZM171 38V37H170ZM183 38H185V37H183ZM182 38V39H183ZM192 38H194V37H192ZM236 38V37H235ZM247 38V37H246ZM44 39V38H43ZM47 40H49L48 38H46ZM99 38H97V42L96 43H98L97 45H101V43H102V41L99 43L98 40ZM106 39V38H105ZM127 39H128V37H127ZM141 38H139V40H140ZM160 39H162L161 38V35H160V38H158V39H156V38H152V39H147V42H145L146 41V39L143 41L142 39L140 40V42L141 41H143V42H145V43H143V45L141 46V49L139 48V46L142 44H138L139 46L137 47V48H139L140 50H139V52L141 51V53L144 55V58L142 57H135L134 56V59H132V60H130V61H128V62H125L124 64H123V68L122 69H120V70H118V72H115L116 70L114 69L115 67H109V69H105L106 67L108 68V66H104L105 68H104V70H101L100 71V69H98V68H96L97 70H99L98 72L95 70L94 72H96L95 73V75H94V72H93V69L92 70H90V73L91 72H93V77H92V79H93V83L92 84H90L89 85V82L92 80V79H89L91 76H89L88 78H87V76L85 77V78H81L80 80H78V82H73L75 85H72L71 87H66L67 85H69V84H67L65 87H62L61 89H50V87H52L53 88V86H49L48 88L50 89H43L44 90V92H42L43 90H40L41 88H39V87H41V86H47L46 84H45V82H44V85H41V86H37L39 89V91H37L36 92V90H35V92H36V96H38L39 94H41L42 95V97H43V100L46 102L45 104H46V106H45V104L43 105L44 106V109H43V114H44V118H42V119H44V123H43V125H42V127L40 126L39 128H41V130L43 131L42 133L44 134V136H43V140H41V142L39 141V143H33V144H29V147L28 148H24L25 150L23 151V152H19V154H18V152H17V155H14V154H12V153H10L9 154V156H10V158H13L12 160H14V161H20V164H21V166L23 167V168H27L29 165L30 166H32V163H34V167H35V163L37 164H41V165H43V166H48L49 167V165H51V167H53L52 169H54V167L57 165V163H58V158H59V160L61 161L62 159H60V156L62 155V154H64L65 155V153L67 154L68 152H72V151H74L75 149H76V146L71 142V139H70V135H73V134H71V132H74V134H75V131L78 129V128H82L83 126H88L89 127V129H88V127H87V129H88V131L90 130V133L91 132H93V135H94V132H98L97 133V135L99 134L100 135V138H101V132H104V133H106L108 136H110L111 137V135H112V133H114V130L115 129H117V128H120L119 130H121V128H124L126 131H124V133L125 132H127V131H129V130H131L132 129V133H136L138 130H140L141 131V129L143 128H145V127H147V129L146 130H148L149 131V129H150V124H152V123H149V121H151L150 119H151V117H154V124L156 123L157 124V127H159L158 126V124L160 125L161 124V128H159L160 129V131H158L157 129H155L156 128V126H155V128L153 129L152 128V126H151V128H152V132H153V130H157V134H155L154 135V137L156 136V139H154V143H155V141L157 140V143L156 144H154L155 145V151H156V153L158 154V155H160L163 159H167L168 161H169V163H170V166H172L173 167V169H176V171H178L177 173H176V171H175V173L176 174H174L173 172H172V174H174V175H170L169 176V174L168 173H166L165 172V169H164V172H162L163 171V169H161L162 171H160V172H162L163 174H161V175H155V179H154V181H153V183L152 184H154V186L155 185H157V186H155L157 189V191H158V193H159V196H158V198H157V200L159 201V202H157V204H160V201H164L165 203H167V204H169V202H170V205L171 204H173V206H170L171 208L173 207V209H174V207H175V205L174 204H176V203H174V202H172V201H174V200H176L175 198H176V196H177V192H178V188H177V185H181V183H183V180H185L186 179V177H188L187 176V174H185L184 172L186 171L185 169V171L183 170V168H184V166H183V168H182V166L180 165L181 164V162H183L184 163V165H185V163L187 162V161H190L192 158L191 157H193V156H191L190 158V160L188 159L189 158V155L190 154H188V151H186V149H183V148H188L189 150H191L190 148H194V147H199V148H201L202 150H204L203 151V154L201 155L200 154V156H203L204 155V152L205 151H208V152H211L210 154H215L214 155V157H216L217 158V160H218V165H216V166H218V168L220 167V164H221V167L222 166H224L225 164H226V162H227V164H229V163H233V162H231V161H228L229 159H228V157L226 156V158L227 159H224L223 157H222V155L221 154H223V153H221V154H219V152L216 150V149H212L210 146V144H208V143H206V142H204V141H202L201 140V138H203L204 137V135H203V133H202V135H203V137H201L200 138V136H199V134H200V132H201V130H203V129H201L202 127H207V126H210L211 125V117H210V113L208 114V110L206 109V106H209V104H212V105H214V107L215 106H217V107H219V105H222L224 102H225V99H226V96L227 95H225L226 93L225 92H222V91H220L218 88H220V87H217L216 85V79H214L213 78V80H211L210 79V81H215V83H214V85H215V87H217V88H215L214 86L212 87L211 85L209 86V83H208V85H206L205 84V82L204 81H202L201 79L202 78H198V77H196L195 75L196 74H193V72L191 73L190 72V70H189V72L193 75H188V70L187 69H184V67L183 66H185L184 64L186 63V61L183 63H181V59L183 58V56H184V54H183V56H182V58H180V60H179V58L178 57H180L181 56V54L183 53V51H184V49L180 46L181 44H182V42H181V39H180V37H179V39H180V41L179 40H176V41H179L178 43L180 44H178L177 42H175V44L177 43L178 45L176 46V47H170V44L169 43H165V44H167L166 46L167 47H169L170 49H167V50H164V49H162V48H159V47H161L160 46V44L162 45L163 44V42L164 41H160ZM164 39V38H163ZM162 39V40H163ZM172 39V38H171ZM171 39L169 40V41H171ZM194 39H197V38H194ZM194 39H191L190 37L188 38V42L190 43L191 42V44H192V41H189V40H194ZM71 40V39H70ZM95 40V39H94ZM109 40H111V39H109ZM109 40H108V42H109ZM121 40H124L123 38L121 39ZM129 40V39H128ZM132 40V39H131ZM131 40H129V44H130V46H131ZM134 40V39H133ZM175 40V39H174ZM184 40V39H183ZM242 40V39H241ZM83 41V42H84ZM96 41V40H95ZM105 41V40H104ZM103 41V45H102V47L104 48V46H105V44L104 43H107V41L106 42H104ZM114 41V40H113ZM112 41V42H113ZM117 41V40H116ZM135 41H137V43L139 42L138 40H136V38H135ZM168 41V42H169ZM173 41V40H172ZM171 41V42H172ZM185 41V40H184ZM187 41L185 42V47H187L186 46V43H187ZM197 42H198V40H196ZM45 42V41H44ZM44 42H41V43H44ZM61 42V41H60ZM78 42H80V41H78ZM111 42V41H110ZM111 42V43H112ZM117 42H119V41H117ZM116 42V43H117ZM125 42H127V40L125 41ZM165 42H167V40L165 41ZM201 42H202V40H201ZM242 42V41H241ZM49 43V42H48ZM53 43V42H52ZM68 43V42H67ZM75 43V42H74ZM74 43H71V44H74ZM77 43V42H76ZM116 43H114V44H116ZM120 43H123V42H120ZM127 43V45L129 46V44ZM132 43H133V45H134V43L135 42H133L132 41ZM188 43V44H189ZM196 43V42H195ZM199 43V42H198ZM39 44V43H38ZM46 46H47V41H46ZM56 44V43H55ZM54 44V45H55ZM70 44V45H71ZM81 44V43H80ZM79 43H78V45H80ZM86 44H84V43H82V45L84 46H86ZM89 44H87L88 46H89ZM108 44V43H107ZM124 44V43H123ZM136 44V43H135ZM174 44V45H175ZM184 44V43H183ZM194 44V43H193ZM200 44V43H199ZM212 44V43H211ZM242 44H244V43H242ZM49 46H50V50H56V49H51L52 47H51V45L50 44H48ZM53 45V46H54ZM60 45V44H59ZM92 45H94V44H92ZM109 45H112V44H109ZM126 45V46H127ZM132 45V46H133ZM169 45V46H168ZM172 45H173V43H172ZM198 45V44H197ZM196 45V46H197ZM6 46V45H5ZM4 46V47H5ZM36 46H37V44H36ZM41 46V45H40ZM42 46H43V44H42ZM48 46V47H49ZM57 46V48H58V44H56L54 47H56ZM75 46H77V44H75ZM83 46H80V47H83ZM87 46V47H88ZM108 46V45H107ZM113 46V45H112ZM115 46V45H114ZM117 46H119V45H117ZM121 46H123V45H121ZM131 46V47H132ZM137 46V45H136ZM199 46V45H198ZM44 47V46H43ZM42 47V48H43ZM74 47V46H73ZM96 47V46H95ZM110 47V46H109ZM109 47H108V49H109ZM189 47V46H188ZM188 47H187V49H188ZM190 47H192V45H190ZM189 47V48H190ZM41 48V49H42ZM68 48V47H67ZM85 48V47H84ZM93 48V47H92ZM99 47L97 46V49H98ZM112 48V47H111ZM111 48H110V50H111ZM115 48V47H114ZM116 48H119V47H116ZM121 49H122V47H120ZM126 47H123V49L122 50H120V49H116L117 51H124V49H125ZM134 48V47H133ZM136 48V49H137ZM164 48V47H163ZM199 48V47H198ZM212 48H213V46H212ZM3 49V48H2ZM41 49H40V51H41ZM46 49V48H45ZM49 49V48H48ZM61 49V48H60ZM63 49V48H62ZM69 49H71V47L69 48ZM69 49H67L68 51H69ZM74 49H75V47H74ZM83 49V48H82ZM105 49H107V47H105ZM104 49V50H105ZM131 49V48H130ZM190 49H193V47L192 48H190ZM195 49V48H194ZM197 49V48H196ZM199 49H201V48H199ZM39 50V49H38ZM43 50V49H42ZM59 50V49H58ZM66 50V48L65 49H63V52ZM66 50V51H67ZM77 50H80L81 51V48H79V49H77ZM76 50V51H77ZM91 50H93V49H91ZM131 50H133V49H131ZM138 50V49H137ZM181 50H183L182 51V53L181 54H179L178 55V53L179 52H181ZM186 50V49H185ZM204 50V49H203ZM214 50H216V48L215 49H213V51ZM218 50V49H217ZM49 51V50H48ZM52 51V53H54ZM67 51V52H68ZM73 51V50H72ZM72 51H71V55H72ZM80 51H77L76 53H78L79 52V54H82L83 52H84V55H85V52L87 51H84V49L82 50L83 52L82 53H80ZM112 51H114V49L112 50ZM112 51H111V54H112ZM119 51V52H120ZM126 51H127V48H126ZM125 51V52H126ZM130 51V50H129ZM129 51H127V52H129ZM188 51H189V49H188ZM57 52V51H56ZM62 52V51H61ZM63 52L61 53L62 55H63V57H64V54H63ZM75 52V51H74ZM88 52H91L90 50L88 51ZM87 52V53H88ZM119 52H117V54L119 53ZM187 52V51H186ZM185 51H184V53H186ZM198 52H200V51H198ZM202 52V51H201ZM205 52H206V50H205ZM204 52V53H205ZM215 52V51H214ZM218 51H216V53H217ZM2 53V55H4L5 53H3V51L1 52ZM0 53V54H1ZM66 53V52H65ZM75 53V54H76ZM86 53V54H87ZM96 53V52H95ZM99 53V52H98ZM100 53H101V51H100ZM99 53V54H100ZM108 53H109V51H108ZM123 53V52H122ZM130 53V52H129ZM128 53V54H129ZM131 53H134V52H131ZM138 53V52H137ZM204 53H202L203 55H205ZM213 53V52H212ZM58 54V57H59V53H57ZM57 54H56V57H57ZM93 54H94V52H93ZM105 54V53H104ZM107 54V53H106ZM110 54V53H109ZM123 54H125V53H123ZM122 54V55H123ZM128 54H127V56H128ZM136 54V53H135ZM188 53H186V55H187ZM201 53H199V55H200ZM219 54V53H218ZM217 54V55H218ZM5 55H7V54H5ZM66 55H67V53H66ZM68 55H70V53L68 52ZM74 55V54H73ZM121 54L119 53L118 54V56H120ZM121 55V56H122ZM138 55V54H137ZM141 55V54H140ZM199 55H198V57H199ZM202 55V56H203ZM214 55V54H213ZM8 56V55H7ZM35 56V55H34ZM34 56L32 55L31 57H33L34 58ZM54 56V55H53ZM90 56V55H89ZM105 56V55H104ZM109 56V55H108ZM120 56V57H121ZM125 56V55H124ZM189 56V55H188ZM201 56V55H200ZM216 56V55H215ZM62 57V58H63ZM65 57H67V56H65ZM87 57V56H86ZM102 57H103V55H102ZM110 58H111V55L109 56ZM108 57V58H109ZM123 57V56H122ZM126 57V56H125ZM130 57H132V54H131V56ZM195 57V56H194ZM204 57V56H203ZM211 57V56H210ZM217 57V56H216ZM216 57H215V59H216ZM218 57H220V54H219V56ZM222 57V56H221ZM19 58V57H18ZM33 58H31L32 59V62H33ZM54 58V57H53ZM100 58V57H99ZM106 58H107V55H106ZM213 58V57H212ZM211 58V59H212ZM11 59V58H10ZM35 59V58H34ZM36 59H37V57H36ZM35 59V61H37ZM71 59V58H70ZM98 59V58H97ZM112 59V58H111ZM110 59V60H111ZM113 59L115 60L116 59V56L114 55L113 56ZM112 59V60H113ZM117 59H118V57H117ZM120 59H124V57L123 58H120ZM120 59H118L119 60V62L117 61V60H115L116 62H118V63H122V62H120ZM128 58L126 57V59L125 60H127ZM184 59V58H183ZM194 59V58H193ZM195 59H198V60H200L201 58L199 57V58H195ZM211 59L209 60V61H211ZM221 60H222V58H220ZM14 60V59H13ZM12 60V61H13ZM24 60V59H23ZM28 60V59H27ZM39 60V59H38ZM43 60H45V59H43ZM95 60V59H94ZM93 60V61H94ZM102 60H106V59H101V61ZM109 60V59H108ZM107 60V61H108ZM109 60V61H110ZM124 60V61H125ZM185 60V59H184ZM192 60V59H191ZM190 60V61H191ZM202 61H203V58L201 59ZM213 60V59H212ZM216 60H218V59H216ZM31 61V60H30ZM30 61L28 62V63H30ZM34 61V62H35ZM41 62H43L42 61V58H41V60H40ZM101 61H98V62H100V64H101ZM103 61V62H104ZM114 61V62H115ZM189 61V60H188ZM192 61H194V60H192ZM201 61V62H202ZM209 61H207V62H209ZM4 62V61H3ZM39 61H37L36 63H34L35 65L38 63ZM49 61H47V63H48ZM54 62V61H53ZM77 62H78V60H77ZM88 62V61H87ZM86 62V63H87ZM115 62V63H116ZM163 63L164 65H165V68H164V71H163V73L161 74L160 72H159V70H158V64L159 63ZM195 62H196V60H195ZM194 62V63H195ZM201 62L198 64V65H200L201 64ZM222 62V61H221ZM45 63H46V61H45ZM46 63V64H47ZM84 63V62H83ZM90 63V62H89ZM88 63V64H89ZM97 63V62H96ZM104 63H108V62H104ZM104 63H102V64H104ZM206 63V62H205ZM212 63H219V62H212ZM211 63V64H212ZM6 64V63H5ZM4 64V65H5ZM8 64V63H7ZM39 64H41L40 62H39ZM51 64V63H50ZM50 64H48L47 66L48 67H52L53 65H56L57 63H55L54 62V64L51 66ZM59 64V63H58ZM82 64V63H81ZM80 64V68H76L77 70H82L81 69V66L83 67V65L85 66V64H82L81 65ZM93 65H94V68L97 66V65H99V63H97L96 65L94 64V63H92ZM191 64V62H189V65ZM202 64L204 65V63L202 62ZM210 64V63H209ZM221 64V63H220ZM223 64V63H222ZM2 65V63L0 64V66ZM25 65V64H24ZM30 66H31V63L29 64ZM61 65V63L58 65V66H60ZM90 65H91V63H90ZM92 65V66H93ZM113 65L115 66V64L113 63ZM186 65H187V63H186ZM196 65V64H195ZM208 65V64H207ZM225 65H227V64H225V62H224V66ZM230 65V64H229ZM3 66V65H2ZM13 66V65H12ZM26 67H28V64L27 65H25ZM24 66V67H25ZM46 66V65H45ZM72 66V65H71ZM71 66H69V67H71ZM74 66V65H73ZM77 67L79 66V64H77L76 65ZM75 66V67H76ZM100 66V65H99ZM109 66H110V64H109ZM193 66V65H192ZM192 66H191V68H192ZM213 66H215V65H213ZM217 66H219L218 64H217ZM216 66V67H217ZM222 66V65H221ZM220 66V67H221ZM224 66H222V68H225ZM235 66V65H234ZM6 67H10L11 68V66H10V64H9V66H6ZM33 67V66H32ZM37 67V66H36ZM36 67H35V69H36ZM43 67V66H42ZM64 67H66V66H64ZM75 67H74V69L73 70H75ZM87 67H88V65H87ZM188 67V66H187ZM196 67V66H195ZM200 67L202 68V65H200ZM200 67L198 68L197 67V69H199V70H201L200 69ZM205 67H209L210 69H211V67L208 65V66H206V64L204 65V68ZM220 67H217L218 69L220 68ZM227 67V66H226ZM19 68V67H18ZM30 68V67H29ZM28 68V69H29ZM61 68V67H60ZM63 68V67H62ZM73 68V67H72ZM85 68V67H84ZM119 68V67H118ZM190 67H189V69H191ZM206 68V70H208ZM22 69V68H21ZM103 69V68H102ZM218 69L215 71V74H214V70H215V67H214V70L213 71H211L210 70V73L212 72L213 73V75H215V77H216V75H217V71H218ZM227 69V68H226ZM228 69H229V66H228ZM227 69V70H228ZM12 70H14V69H12ZM11 70V71H12ZM30 70V69H29ZM46 70H49V69H46ZM62 69H60V70H58L57 69V71H58V73L61 71ZM72 70V69H71ZM187 70V71H186ZM194 70V69H193ZM203 70V69H202ZM202 70H201V72H202ZM205 70V69H204ZM224 70V69H223ZM223 70H219L220 72L222 71V73H224V72H226V71H224L223 72ZM233 70V69H232ZM240 71H241V69H239ZM239 70H235V71H238L239 72ZM1 71V70H0ZM3 72H5L4 70H2ZM36 71H39L40 72V70L37 68V70ZM35 71V72H36ZM41 71H42V69H41ZM44 71V70H43ZM42 71V72H43ZM50 71V70H49ZM54 71V70H53ZM53 71H50V72H52V73H54ZM57 71H55V72H57ZM66 71V70H65ZM64 71V72H65ZM83 71H85V70H83ZM83 71L81 72V73H83ZM88 71V70H87ZM87 71H85V72H87ZM218 71V72H219ZM244 71V70H243ZM253 71V70H252ZM251 71V72H252ZM14 71H12V73H13ZM20 72V71H19ZM31 72H32V69H31ZM34 72V71H33ZM32 72V73H33ZM34 72V73H35ZM38 72V73H39ZM47 72V71H46ZM63 72V71H62ZM67 72V71H66ZM66 72H65V74H66ZM75 72H76V70H75ZM75 72H68V74H70V73H75ZM80 71H78V73H79ZM108 72H111V74H112V76H109V77H107V75H106V73H108ZM115 72V73H114ZM124 72H126L125 74H124ZM194 72H195V70H194ZM219 72V73H220ZM232 72H234V70L232 71ZM229 73V72H227V73H225V74H222V77H223V75H224V78H222L223 80H227V81H229L228 83H234V85L235 84H238V86L240 85V83H241V85H243L242 83H244V82H246V83H244V84H246V86H247V83L249 82V80H247V78H246V76H244V75H241V74H237V73ZM34 73H33V75H34ZM44 73V72H43ZM49 73V72H48ZM89 73V74H90ZM209 73V75H210V77H211V74ZM244 73V72H243ZM242 73V74H243ZM245 73H246V71H245ZM40 74H42V73H40ZM50 74V73H49ZM64 74V73H63ZM85 74H87V73H85ZM92 74V73H91ZM32 75V76H33ZM36 76H38L37 74H35ZM44 76H45V74H43ZM42 75V76H43ZM105 75H106V77H105ZM199 75H200V73H199ZM250 75H251V73H250ZM18 76H19V74H18ZM35 76V77H36ZM41 76V77H42ZM57 76V75H56ZM81 76V75H80ZM1 77V76H0ZM4 77V76H3ZM34 77V76H33ZM34 77V82L35 81H37L38 79H40L39 78V76H38V79L36 80V78ZM54 77V76H53ZM53 77H51L52 79H53ZM67 77V76H66ZM74 77V76H73ZM72 77V78H73ZM77 77V76H76ZM76 77H74V78H76ZM81 77H84V75L83 76H81ZM124 77H127L126 79H127V81L129 80V81H131V79H134V80H136V78H139L140 79V81H139V79H138V81L139 82H141V79L147 84V88H144V84L143 83H140V85H142L143 86V89H141L140 88V86H139V88H140V92H138V93H135V97L134 96H132L131 95V93H130V95L132 96V98H135L136 99V101L134 100V102L132 103V101H131V105H129V103H127V102H125L124 101V99H123V95H124V97L126 96L125 95V89H124V86L122 85V84H124L123 83V81L125 80L124 79ZM202 77V76H201ZM205 77V76H204ZM203 77V78H204ZM209 77V78H210ZM214 77V76H213ZM12 78H13V76H12ZM43 78V77H42ZM41 78V79H42ZM59 77H57V78H55L54 77V79H56V81L57 80H59V82H60V80H61V78L62 77H60V79H58ZM67 78H69V77H67ZM67 78H64V79H67ZM80 78V77H79ZM216 78H218V77H216ZM252 78H254V77H252ZM251 78V79H252ZM15 79H16V77H15ZM26 79V78H25ZM48 79V78H47ZM50 79V78H49ZM50 80V81H53V80ZM69 79H71V77L69 78ZM206 79V78H205ZM204 79V80H205ZM208 79V78H207ZM219 79V78H218ZM258 79V78H257ZM260 79V78H259ZM262 79V78H261ZM7 80V79H6ZM220 80V79H219ZM222 80V81H223ZM253 80H255V79H253ZM253 80H251L250 82H252ZM17 81V80H16ZM31 81H32V78H31ZM42 81V80H41ZM46 81V80H45ZM56 81H54V82H56ZM66 81V80H65ZM67 81H68V79H67ZM67 81H66V83H67ZM71 81H72V79H71ZM76 81H77V79H76ZM128 81V82H129ZM142 81V82H143ZM255 81H257V80H255ZM259 82H260V80H258ZM264 81V80H263ZM5 82V81H4ZM20 82V81H19ZM33 82V81H32ZM31 82V83H32ZM33 82V83H34ZM43 82V81H42ZM62 82V81H61ZM132 82H133V80L131 81V84H132ZM135 82V81H134ZM254 82V81H253ZM258 82V83H259ZM1 83V82H0ZM6 83V82H5ZM17 83V82H16ZM39 82L37 81V84H38ZM69 83H70V80H69ZM72 83V84H73ZM218 83V82H217ZM223 83H224V81H223ZM264 83V82H263ZM4 84V83H3ZM2 83L0 84V85H3ZM50 84V83H49ZM54 84V83H53ZM53 84H50V85H53ZM57 84V83H56ZM61 84V83H60ZM60 84H59V87H60ZM62 84H64V83H62ZM61 84V86H64V85H62ZM129 84H130V82H129ZM134 84V83H133ZM219 84H221V82L219 83ZM225 84H227L226 82L224 83V86H225ZM250 84V83H249ZM255 84V83H254ZM5 85V84H4ZM7 85V84H6ZM71 85V84H70ZM69 85V86H70ZM137 85V84H136ZM213 85V84H212ZM233 85V84H232ZM258 85H260V84H258ZM258 85H257V82H256V86L258 87ZM8 86V85H7ZM129 86V85H128ZM134 86V85H133ZM218 86H223V85H218ZM229 86H230V84H229ZM243 86H245V85H243ZM242 86V87H243ZM36 87V88H37ZM130 87H132V86H130ZM226 88H227V86H225ZM224 87V88H225ZM233 87V86H232ZM248 87V86H247ZM251 87H252V85H251ZM253 87H254V85H253ZM262 88H263V85L261 86ZM261 87H260V89H261ZM2 88L3 87H1V89L0 90H2ZM12 88V90L14 89V86L13 87H11ZM25 88V87H24ZM23 88V89H24ZM43 88V87H42ZM46 88V87H45ZM129 88V87H128ZM127 88V93H128V91H131V90H129ZM135 88V87H134ZM223 88V89H224ZM225 88V89H226ZM235 88V87H234ZM246 88V87H245ZM4 89V88H3ZM8 87H7V91H8ZM16 89L17 88H15V90H13L14 92H16ZM132 89V88H131ZM136 89V88H135ZM135 89H133V92H132V94L134 93V91H135ZM229 89V88H228ZM227 89V90H228ZM231 89V88H230ZM236 89H237V87H236ZM252 89V88H251ZM253 89H255V88H253ZM264 89V88H263ZM5 90V89H4ZM12 90H11V92H12ZM114 90H118L119 91V93H120V106L121 107H124L125 108V110H124V112L123 111H119V112H115V111H113L112 109H110V108H104V107H98L99 105L98 104H100L102 101H104L105 100V97L107 96V94H111V92H113ZM239 90V89H238ZM238 90H237V93H238ZM242 90V89H241ZM249 90H250V88H249ZM3 91V90H2ZM7 91H4V93H6ZM42 93H41V92ZM226 91V90H225ZM243 92H244V90H242ZM10 92V91H9ZM9 92H8V94H9ZM31 92V91H30ZM255 92V91H254ZM257 92V91H256ZM2 93V92H1ZM114 93V92H113ZM126 93V94H127ZM128 93V94H129ZM249 93V92H248ZM257 93H259V89H258V92ZM11 94V93H10ZM30 94V93H29ZM232 94H234V91H233V93ZM2 94H0V96H1ZM5 95V94H4ZM13 95V94H12ZM11 95V96H12ZM17 95V94H16ZM113 95H115V94H113ZM239 95H241V94H239L238 93V96ZM247 95V94H246ZM251 95V94H250ZM260 95H261V92H260ZM19 96V95H18ZM22 96V95H21ZM29 96V95H28ZM30 96H32V94H30ZM29 96V97H30ZM35 96V97H36ZM234 96H236V94L234 95ZM244 96V95H243ZM249 96V95H248ZM2 97L3 96H1V99H2ZM4 97H6V98H8L7 96H4ZM3 97V98H4ZM33 97H34V95H33ZM247 97V96H246ZM252 97V96H251ZM253 97H255V96H253ZM252 97V98H253ZM262 97V96H261ZM11 98V97H10ZM108 98H109V95H108ZM111 98V97H110ZM114 98V97H113ZM129 98V97H128ZM127 97H126V99H128ZM148 98H150V100H151V103L150 104H146L145 103V101H147V99ZM229 98L231 99V98H234L233 96L232 97H230L229 96ZM248 98H250V97H248ZM16 99H18V98H16L15 97V102H16ZM34 99V98H33ZM39 99H40V97H39ZM42 99V98H41ZM112 99V98H111ZM116 99V98H115ZM130 99V98H129ZM236 99V98H235ZM238 99H240L239 97H238ZM238 99H236V101L238 100ZM241 99H242V97H241ZM251 99V98H250ZM253 99H255V98H253ZM264 99V98H263ZM2 100H5V98L4 99H2ZM6 100H8V99H6ZM6 100H5V102H6ZM22 100V99H21ZM29 100V99H28ZM43 100H39V102H40V104H41V101H43ZM110 100V99H109ZM113 100V99H112ZM118 100V99H117ZM139 100L141 101V105H139L138 104V102H139ZM245 100V99H244ZM248 100V99H247ZM24 101V100H23ZM250 101V100H249ZM253 101V100H252ZM258 101V100H257ZM5 102H3V103H5ZM27 102V101H26ZM36 102H38V101H36ZM35 102V103H36ZM112 102V101H111ZM229 102H232V101H229ZM240 102V101H239ZM239 102H238V104H239ZM260 102H262V101H260ZM1 103H2V101H1ZM8 103V102H7ZM6 103V104H7ZM10 103V102H9ZM11 103H12V101H11ZM10 103V104H11ZM105 103V102H104ZM104 103H101V104H104ZM117 103H119V101L117 102ZM144 103L146 104V106L144 105ZM149 103V102H148ZM234 103H235V101H234ZM248 103H250V102H248ZM254 103H255V101H254ZM256 103H259V102H256ZM9 104V105H10ZM20 104V103H19ZM22 104V103H21ZM24 104H26V103H24ZM100 104V105H101ZM229 103H227L226 105H228ZM237 104V103H236ZM235 104V105H236ZM244 104L245 103H243L242 104V106H244ZM251 104H253L252 102H251ZM262 104V103H261ZM264 104V103H263ZM262 104V105H263ZM2 105H4L5 106V104H2ZM2 105H1V107H2ZM9 105H7V107L9 106ZM17 105V104H16ZM28 105V104H27ZM32 105H33V103H32ZM31 105V106H32ZM39 105V104H38ZM143 105V106H142ZM148 105V106H147ZM212 105H211V107H212ZM234 105V104H233ZM233 105H231V108H232V106ZM2 107V108H4L5 109V107ZM29 106V105H28ZM28 106H26V107H28ZM41 106V105H40ZM102 106V105H101ZM103 106H105V105H103ZM140 106H142L140 109L138 108V107H140ZM223 106H224V104H223ZM222 106V107H223ZM230 106V105H229ZM228 106V107H229ZM242 106H240V108H242ZM245 106H246V104H245ZM1 107H0V111H1ZM19 107V106H18ZM24 107V106H23ZM25 107V108H26ZM135 107H137L138 109H139V111H142V113L144 114V121H145V126L144 127H142L141 126V129H140V127H138V125H137V122H136V124H132V126L128 123V116L132 113V109L134 108L135 109ZM213 107V108H214ZM216 107V108H217ZM239 107V106H238ZM237 107V108H238ZM246 107H248V106H246ZM251 107H253V106H251ZM255 107V106H254ZM9 108V107H8ZM7 108V109H8ZM11 108V107H10ZM17 108V107H16ZM24 108V109H25ZM30 108V107H29ZM210 108V107H209ZM221 108V107H220ZM227 108V107H226ZM230 108V107H229ZM230 108V109H231ZM234 108V107H233ZM235 108H236V106H235ZM244 108V107H243ZM242 108V109H243ZM250 108V107H249ZM18 109H21V108H18ZM38 108H36V110H37ZM42 109V108H41ZM120 109V108H119ZM123 109V108H122ZM225 109V108H224ZM229 109V110H230ZM248 109V108H247ZM251 109V108H250ZM253 109V108H252ZM3 110V109H2ZM10 110H14L13 108H11ZM137 110V109H136ZM135 110V111H136ZM211 110H212V108H211ZM209 111V112H211V113H213V112H215L216 110H214L213 112L212 111ZM219 110H221V109H219ZM228 110V111H229ZM232 111H233V109H231ZM261 110H263V108L261 109ZM5 111V110H4ZM17 112H18V110H16ZM16 111H14L15 113H16ZM20 111V110H19ZM25 111H27L28 112V110H25ZM24 111V112H25ZM32 111H33V109H32ZM32 111H31V113H29V115L30 114H32L33 115V113H32ZM227 111V112H228ZM234 111H235V109H234ZM241 111V110H240ZM245 111V110H244ZM244 111H243V113H244ZM248 112H249V110H247ZM251 112H252V110H250ZM259 111V110H258ZM2 112V111H1ZM6 112H8L7 110H6ZM6 112H3V114L4 113H6ZM11 112V111H10ZM9 112V113H10ZM13 112V113H14ZM24 112H23V114H24ZM27 112H26V115H27ZM30 112V111H29ZM138 112V111H137ZM217 112H220L221 113V115L223 114V113H225V112H221V111H218L217 110ZM226 112V113H227ZM236 112H237V109H236ZM251 112H249V114L251 113ZM261 113H262V111H260ZM259 112V113H260ZM264 112V111H263ZM138 113H140V112H138ZM137 113V114H138ZM230 114H231V112H229ZM228 113V114H229ZM242 113V112H241ZM245 113H247V112H245ZM244 113V114H245ZM260 113V116H262V114ZM39 114V113H38ZM133 114L135 115V113H134V111H133ZM132 114V115H133ZM214 114V113H213ZM228 114H226V116L228 115ZM239 114V112L237 113V115ZM1 115V114H0ZM7 115H8V113H7ZM10 115V114H9ZM8 115V116H9ZM40 115V114H39ZM217 115H220L219 113L217 114ZM225 115V114H224ZM224 115L223 116H221L222 118H224ZM236 114H234V116H235ZM242 115V114H241ZM240 115V117H243L244 115H242L241 116ZM247 115V114H246ZM251 115V114H250ZM252 115H254V112H253V114ZM20 116H23V115H20ZM25 116V115H24ZM31 116V115H30ZM43 116V115H42ZM232 114H231V118H230V116L228 117V118H230V119H232ZM248 116V115H247ZM254 116H258V115H254ZM259 116V117H260ZM5 117H6V115H5ZM11 117V116H10ZM9 117V118H10ZM13 117V116H12ZM16 117V116H15ZM14 117V118H15ZM18 117V116H17ZM16 117V118H17ZM131 118H132V116H130ZM141 117H142V115H141ZM141 117H140V119H141ZM215 117V116H214ZM218 117V116H217ZM220 117V116H219ZM219 117H218V119H216V120H219ZM239 117V118H240ZM245 117V116H244ZM248 117H250V116H248ZM247 117V118H248ZM22 117H20V119H21ZM25 118V117H24ZM28 118V117H27ZM32 118V117H31ZM221 118V119H222ZM227 118V119H228ZM246 118V117H245ZM246 118V119H247ZM251 118V117H250ZM250 118H249V120H250ZM258 118V117H257ZM263 118V117H262ZM38 119V118H37ZM41 119V120H42ZM135 119H137L136 117H135ZM220 119V120H221ZM235 119H236V117H235ZM244 119V118H243ZM245 119V120H246ZM259 119V118H258ZM258 119H254L253 121H256V120H258ZM264 119V118H263ZM1 120V119H0ZM4 120H6L7 121V119L5 118ZM11 120V119H10ZM9 120V121H10ZM15 120V119H14ZM17 120V119H16ZM22 120V122H26V121H28L29 122V125H30V122H31V120L29 121V120H26V119H24V120H26V121H23V119H21ZM40 120V119H39ZM133 120V119H132ZM215 120V119H214ZM213 120V121H214ZM229 120V119H228ZM239 120V119H238ZM242 120V119H241ZM252 120V119H251ZM251 120H250V122H251ZM13 121V120H12ZM18 121H19V119H18ZM137 121V120H136ZM142 121H143V119H142ZM227 120H225V122H226ZM1 122V121H0ZM3 122V121H2ZM5 122V121H4ZM28 122H27V124H28ZM38 122V121H37ZM41 122V121H40ZM132 122V121H131ZM234 123L236 122V120H234L233 121ZM241 121L239 120V123H240ZM245 122V121H244ZM257 122H260V121H257ZM261 122H263L262 120H261ZM6 123L7 122H5V125H6ZM13 123V122H12ZM218 123V122H217ZM217 123H213L214 125H215V127L216 126H218V124L219 123H221L222 124V122H219L218 124ZM224 123V122H223ZM227 123V122H226ZM226 123H225V127H226ZM231 123H232V121H231ZM234 123H233V125H234ZM238 123V122H237ZM255 123V122H254ZM9 124V123H8ZM11 124V123H10ZM15 124H17L16 122H15ZM15 124H14V127H15ZM20 124V123H19ZM18 124V125H19ZM22 124V123H21ZM25 124V123H24ZM32 124V123H31ZM142 124V123H141ZM144 124V123H143ZM230 124V123H229ZM241 124V123H240ZM239 124V125H240ZM251 124H252V122H251ZM258 124V123H257ZM260 124V123H259ZM258 124V125H259ZM17 125V126H18ZM34 125V127H35V125L36 124H33ZM39 125H40V123H39ZM224 125V124H223ZM228 125V124H227ZM232 125V124H231ZM237 125V124H236ZM236 125L235 126H233V127H236ZM238 125V126H239ZM248 125V124H247ZM7 126V125H6ZM9 126V125H8ZM16 126V127H17ZM22 126V125H21ZM32 126V125H31ZM230 126V125H229ZM241 126V125H240ZM250 125H248V126H246V127H249ZM252 126V125H251ZM261 126H262V124H261ZM261 126H259V127H261ZM11 127H13V124H11V126H10V128ZM16 127H15V130H17V132H18V128L16 129ZM23 127V126H22ZM26 127H28V125L26 126ZM154 127V126H153ZM228 127V126H227ZM242 127V126H241ZM245 127V128H246ZM257 127V126H256ZM6 128H8V127H6ZM9 128V129H10ZM24 128H25V126H24ZM30 128H32V127H30ZM129 128H131V129H129ZM137 128H139L138 130H137ZM208 128V127H207ZM213 128H214V126H213ZM237 128V127H236ZM242 128H244V127H242ZM244 128V129H245ZM263 128V127H262ZM261 128V129H262ZM5 129V128H4ZM9 129H7V130H9ZM12 129H14V128H12ZM34 129V128H33ZM32 129V130H33ZM86 129V128H85ZM84 129V130H85ZM129 129V130H128ZM205 130H206V128H204ZM208 129H210V128H208ZM230 129V128H229ZM235 129V128H234ZM238 129H241V128H238ZM250 129H251V127H250ZM264 129V128H263ZM19 130H21L20 128H19ZM23 130V129H22ZM21 130V131H22ZM26 130H27V128H26ZM26 130H24L23 131V133L25 132V134L24 135H26ZM31 130V129H30ZM32 130H31V132L30 133H32ZM36 130V129H35ZM34 130V131H35ZM39 131H41L40 129H38ZM80 131H81V129H79ZM83 129H82V131H84ZM205 130H203L204 131V134L205 135H207L206 133H205ZM214 131V129H212L211 128V131ZM232 130H233V128H232ZM228 131V132H230V136L232 135V132L233 131ZM243 130V129H242ZM246 130V129H245ZM247 130H249L248 128H247ZM259 130V129H258ZM257 129H256V132L258 131ZM4 131H6V130H4ZM29 131V130H28ZM82 131H81V133H82ZM87 131V132H88ZM117 131V130H116ZM115 131V132H116ZM143 131H145V130H143ZM151 131V130H150ZM209 131V130H208ZM210 131V132H211ZM212 131V132H213ZM216 131V130H215ZM215 131L213 132V133H215ZM219 131H222L220 128H219ZM224 131H225V128H224ZM236 131H240L239 133H241V135H242V132H241V130H236ZM263 131V130H262ZM7 132V131H6ZM10 132L12 133V131L10 130ZM20 132V131H19ZM18 132V133H19ZM38 132V131H37ZM36 132V133H37ZM249 132V131H248ZM256 132H254V133H256ZM2 133V131H1V128H0V135H2L1 134ZM8 133V132H7ZM7 133H5L6 135H7ZM35 133V136L37 137V135L38 134H36ZM38 133H40V132H38ZM42 133H40V134H42ZM76 133H78V131H76ZM80 133V135H81V137H82V134ZM84 133H86L85 131H84ZM83 133V134H84ZM89 133V132H88ZM103 133V134H104ZM117 133V132H116ZM121 133V132H120ZM141 133V132H140ZM140 133H138V134H140ZM145 134L147 133V131L146 132H144ZM213 133H212V135H213ZM217 133V132H216ZM215 133V134H216ZM222 133H224V132H222ZM226 133H227V129H226ZM246 133V132H245ZM244 133V134H245ZM249 133H251V132H249ZM262 133V132H261ZM264 133V132H263ZM17 134V133H16ZM20 134V133H19ZM18 134V135H19ZM39 134V135H40ZM42 134V135H43ZM79 134V133H78ZM128 134V133H127ZM142 134V133H141ZM140 134V135H141ZM151 133L149 132V135H150ZM154 134V133H153ZM210 134V133H209ZM208 134V135H209ZM214 134V135H215ZM225 134V133H224ZM228 134V133H227ZM226 134V135H227ZM18 135H16L15 137H17ZM21 135H22V133H21ZM22 136L23 138L24 137H26V136ZM77 135V134H76ZM79 135V136H80ZM86 135H87V133H86ZM105 135V134H104ZM103 135V136H104ZM107 135H106V137H107ZM122 135V134H121ZM129 135H131V134H129ZM135 135V134H134ZM211 135V134H210ZM209 135V136H210ZM225 135V136H226ZM234 135V134H233ZM235 135H236V133H235ZM234 135V136H235ZM246 135V134H245ZM251 134H249V135H247V138H246V136H242L243 137V139L245 138L246 140L245 141H247L248 140V136H250ZM253 135H255V134H253ZM258 135H260V134H258ZM262 135V134H261ZM13 136H14V134H13ZM113 136V135H112ZM114 136H115V134H114ZM117 136V135H116ZM145 136V135H144ZM151 137H152V134L150 135ZM150 136H148V137H150ZM208 136V137H209ZM216 136V135H215ZM219 136H221V135H218V136H216V137H219ZM234 136H232V139L231 140H233V137ZM263 136H264V134H263ZM1 137V136H0ZM28 137V136H27ZM32 137V136H31ZM31 137H29V138H31ZM78 137V136H77ZM90 137H91V135H90ZM97 137V136H96ZM95 137V138H96ZM118 137V136H117ZM124 137V136H123ZM131 137L132 136H126V137H124V138H120L121 140H120V143H119V145H120V148H121V150L122 151H124L125 152V157H127V158H129L130 160H129V162L130 161H132V162H134V164H132V162H131V165L130 166H127L128 168H129V171H128V174L127 175H121L122 177L120 178L119 176L120 175H118V177L120 178V180H123L122 182L124 183H128L129 184V186H125V184H123L124 186H125V188L126 187H131L130 189H126L127 191H130V193L127 195V193H126V195L124 196V197H122L123 199L121 200L122 201V203L123 202H126V201H128V203H126V204H129V200L131 201L132 199L133 200H135V198L137 197V196H139L138 195V188H140L142 185H144V182L145 181H147L149 178H148V175L151 173V171H153L152 169L154 168V166L156 165V163H155V161L153 162V158L152 159H150V157L147 155V154H145V153H143L142 152V149L140 148V145H142V143L139 141V140H137L136 138V140L138 141V143L137 144H135L133 141H132V139H131ZM135 137V136H134ZM137 137V136H136ZM222 137V136H221ZM220 137V138H221ZM254 137V136H253ZM252 137V139H254V140H257V138H253ZM14 138V137H13ZM18 138V137H17ZM42 138V137H41ZM73 138V137H72ZM75 138V137H74ZM83 138V137H82ZM104 138V137H103ZM114 138V137H113ZM205 138V137H204ZM207 138V137H206ZM223 138H225V137H223ZM262 138H264V137H262ZM261 138V139H262ZM6 139V138H5ZM16 139V138H15ZM21 139V138H20ZM27 139V138H26ZM77 139V138H76ZM79 139V138H78ZM84 139V138H83ZM86 139V138H85ZM98 139H99V136H98ZM106 139H108V137L106 138ZM112 139V138H111ZM115 139V138H114ZM117 139V138H116ZM115 139V140H116ZM142 139V138H141ZM146 142H145V145H144V147H145V150L147 149L148 151H149V149L151 150V151H153L152 150V147H153V144L151 143V139L152 138H150V139H148L147 138V136H146ZM209 139V138H208ZM207 139V140H208ZM212 139H213V137H212ZM228 139H229V136H228ZM236 139H237V135H236ZM243 139H242V141H243ZM252 139L251 140H249V141H252ZM4 140V139H3ZM18 140V139H17ZM22 140V139H21ZM79 140H82V139H79ZM79 140H76V141H79ZM102 140H105V139H102ZM109 140V139H108ZM107 140V141H108ZM113 140V139H112ZM118 140V139H117ZM206 140V141H207ZM210 140H211V138H210ZM210 140H208V141H210ZM214 140H216L215 138H214ZM220 140L221 139H218L217 141H219L220 142ZM225 140V139H224ZM235 140V139H234ZM238 140V139H237ZM11 141V140H10ZM29 141V140H28ZM28 141H27V143H28ZM36 141V140H35ZM38 141V140H37ZM73 141H75V140H73ZM75 141V142H76ZM85 141H88V140H85ZM95 141V140H94ZM101 141V140H100ZM106 141V142H107ZM109 141H111V140H109ZM107 142L108 144L110 143V142ZM137 141H135V142H137ZM212 141V140H211ZM241 141V140H240ZM244 141V142H245ZM248 141V142H249ZM258 142H259V140H257ZM262 141V140H261ZM6 142V141H5ZM12 142V141H11ZM13 142H15V141H13ZM18 141H16V143H17ZM22 142H26V140L25 139H23V141H21V143ZM30 142V141H29ZM83 142V141H82ZM82 142H81V145H83L82 144ZM97 142V144H98V140L96 141ZM105 142V141H104ZM114 142V141H113ZM212 142H214V141H212ZM226 142V141H225ZM228 142V141H227ZM226 142V143H227ZM230 142H233V141H230ZM263 142V141H262ZM21 143H20V146H21ZM80 143V142H79ZM86 143V142H85ZM94 143V142H93ZM93 143H91V144H93ZM100 143V145H101V142H99ZM106 143V145H108ZM218 143V142H217ZM222 143V142H221ZM241 143V142H240ZM239 143V144H240ZM94 144H96V143H94ZM94 144H93V146H94ZM114 144V143H113ZM224 144V143H223ZM228 144V143H227ZM233 144V143H232ZM237 144V143H236ZM239 144H237V145H239ZM249 144V143H248ZM253 144H255V142L253 143ZM3 145H4V143H3ZM13 145V144H12ZM23 145H24V143H23ZM26 145V144H25ZM79 145V144H78ZM80 145V146H81ZM85 145V144H84ZM89 145H90V143H89ZM88 145V146H89ZM110 145V144H109ZM116 145V144H115ZM181 145H183L182 147H181ZM210 145V146H209ZM221 145V144H220ZM220 145H218V147L220 146ZM237 145H236V148H237V150H238V147H237ZM247 145V144H246ZM260 145V144H259ZM10 146H11V144H10ZM15 146V145H14ZM12 146L13 148H17L18 147V145H17V147L15 146ZM87 146V145H86ZM98 146H99V144H98ZM111 146H112V144H111ZM216 146V145H215ZM222 146V145H221ZM225 146V145H224ZM230 146V145H229ZM232 146V145H231ZM235 146V145H234ZM243 146V145H242ZM263 146V145H262ZM4 147V146H3ZM2 147V148H3ZM23 147H25V146H23ZM106 147V146H105ZM109 147V146H108ZM114 147V146H113ZM117 147V146H116ZM144 147H143V151H144ZM179 147H181L180 149H178ZM213 147V146H212ZM217 147V146H216ZM226 147V146H225ZM228 147V146H227ZM227 147H226V149H227ZM247 147V146H246ZM260 147V146H259ZM7 148H8V146H7ZM13 148H10L11 150L13 149ZM80 148V147H79ZM83 148H85V147H83ZM89 148V147H88ZM107 148V147H106ZM118 148H119V146H118ZM198 148V149H199ZM233 148H235V147H233ZM233 148H229V149H232L233 150ZM236 148H235V152H236ZM250 148H252L251 146L249 147V148H247V149H245V147H244V149H245V152L248 150V149H250ZM256 148V147H255ZM5 149V148H4ZM18 150H19V147L17 148ZM21 149H22V146H21ZM86 149V148H85ZM84 149V150H85ZM115 149V148H114ZM141 149V150H140ZM187 149V150H188ZM197 149V148H196ZM197 149V150H198ZM200 149V150H201ZM244 149H243V151H244ZM260 149V148H259ZM0 150H2V149H0ZM17 150V151H18ZM84 150H82L83 151V154H84ZM88 150V149H87ZM94 150V149H93ZM104 150V149H103ZM147 150L145 151V152H147ZM220 150V149H219ZM228 150V149H227ZM241 150V149H240ZM239 150V151H240ZM253 150H255L254 148H253ZM14 151V150H13ZM16 151V150H15ZM65 151H67V152H65ZM79 151H81V150H79ZM95 152H96V150H94ZM106 151V150H105ZM105 151H103V152H105ZM111 151H113L112 149H111ZM110 151V152H111ZM119 151H120V149H119ZM151 151H149V152H151ZM193 151V150H192ZM199 151V150H198ZM229 151H231V150H229ZM242 151V152H243ZM249 151V150H248ZM251 151V150H250ZM249 151V152H250ZM256 151H258V150H256ZM262 151V150H261ZM9 152V151H8ZM12 152V151H11ZM65 152V153H64ZM75 152V151H74ZM77 152V154H78V150L76 151ZM85 152H87V151H85ZM102 152V151H101ZM102 152V153H103ZM109 152V153H110ZM154 152V151H153ZM196 152V151H195ZM194 152V153H195ZM207 152V153H208ZM227 152V151H226ZM226 152H224V153H226ZM252 152V151H251ZM250 152V153H251ZM255 152V151H254ZM3 153V152H2ZM16 153V152H15ZM91 153V152H90ZM89 153V154H90ZM94 153V152H93ZM93 153H92V155H93ZM123 153V152H122ZM156 153L154 154V155H156ZM189 153H190V151H189ZM206 153V152H205ZM229 153H231V152H229ZM233 153V152H232ZM237 153V152H236ZM235 153V154H236ZM262 153V152H261ZM4 154H5V152H4ZM69 154V153H68ZM67 154V155H68ZM74 154V153H73ZM86 154V153H85ZM101 154V153H100ZM113 154V153H112ZM124 154V153H123ZM122 154V155H123ZM149 154V153H148ZM152 154V153H151ZM151 154H149V155H151ZM179 155V157H180V160H177V159H179V157H177L178 155ZM235 154H234V157H235ZM244 154H246V153H244ZM247 154L249 155V153L247 152ZM256 154V153H255ZM264 154V153H263ZM3 154H1V156H2ZM66 155V156H67ZM76 155V154H75ZM81 155V154H80ZM80 155H78L79 157H80ZM102 155V154H101ZM194 155V154H193ZM196 155V157H198L197 156V154H195ZM198 155H199V153H198ZM208 155L209 154H207V155H205V156H207L208 157ZM223 155H225V154H223ZM229 155H231V154H229ZM243 155V154H242ZM253 155V154H252ZM257 155V154H256ZM8 156V155H7ZM63 156V155H62ZM71 156H73V155H71ZM78 156H77V158H78ZM84 156V155H83ZM85 156H87V154L85 155ZM90 156V155H89ZM95 156H97V155H95ZM100 156V155H99ZM112 156H114V155H112ZM112 156H110V158L112 157ZM119 156V155H118ZM118 156H115V157H112L113 158V160L111 161L112 163H113V161H114V158H117ZM200 156H199V158H200ZM257 156H259V154L257 155ZM261 156V155H260ZM263 156V155H262ZM68 157H70V156H68ZM106 157V156H105ZM161 157H159L160 159H161ZM232 156H230V158H231ZM244 157V156H243ZM249 157V156H248ZM251 157V156H250ZM3 158H4V156H3ZM74 159H75V157H73ZM85 158V157H84ZM86 158H88V157H86ZM85 158V159H86ZM103 158V157H102ZM109 158V157H108ZM120 158H122V157H120ZM119 158V160H120V163H121V159ZM158 158V157H157ZM198 158V159H199ZM203 158V157H202ZM208 158H210V159H214L213 157L211 158L210 157V155H209V157ZM237 158H238V156H237ZM240 158H241V155H240ZM240 158H238L239 160H240ZM259 158V157H258ZM1 159H2V157H1ZM71 159H72V157H71ZM84 159V160H85ZM197 159V158H196ZM201 159V158H200ZM205 159V158H204ZM204 159H202V160H200V161H196L197 163L199 162V164H203L204 163ZM245 160V157L244 158H242L241 160H242V162L243 163H241L239 160V162L241 163V164H243V165H245V163H246V165H248V163H247V161L245 162L244 160ZM255 159H256V161H257V157L255 156V155H253L251 158H250V161H252V163H254L255 162ZM261 159H262V157H261ZM260 159V160H261ZM64 160V159H63ZM66 160V159H65ZM77 160V159H76ZM80 160V159H79ZM90 160H91V157H90ZM95 160V159H94ZM97 160V159H96ZM105 160H107V161H110V160H108L107 159V157H106V159ZM105 160H103V161H101V162H104ZM117 160V159H116ZM207 160V159H206ZM209 160V159H208ZM214 160H216V159H214ZM254 160V161H253ZM2 161V160H1ZM81 161V160H80ZM86 161V160H85ZM123 161V160H122ZM192 161H195V156H194V160L192 159ZM210 161V160H209ZM237 161V162H238ZM259 161V160H258ZM257 161V162H258ZM12 162V161H11ZM66 162V161H65ZM75 162V161H74ZM77 162V161H76ZM88 162V161H87ZM95 162V161H94ZM110 162V163H111ZM158 162V161H157ZM212 161H210V163H211ZM229 162V163H228ZM236 162V161H235ZM236 162V163H237ZM238 162V163H239ZM257 162H255V163H257ZM263 162V161H262ZM3 163H4V161H3ZM9 164H10V161L8 162ZM67 163V162H66ZM70 163H72L73 164V162H70ZM90 163V162H89ZM109 162H108V164H110ZM167 163V162H166ZM169 163H168V165H169ZM192 163V162H191ZM191 163H189L190 164V166H191ZM196 163V164H197ZM213 163V162H212ZM235 163V164H236ZM239 163V164H240ZM260 163V162H259ZM14 164V163H13ZM17 164H19V162H17ZM20 164H19V166H20ZM37 164V165H38ZM65 164V163H64ZM67 164H69V162L67 163ZM67 164H65V165H67ZM79 165H80V163H78ZM87 164V163H86ZM85 164V165H86ZM91 164H92V162H91ZM99 164H101L102 165V163H100L99 162ZM98 164V165H99ZM124 164H126L127 165V162L126 163H124ZM188 164V163H187ZM205 164V163H204ZM214 164V163H213ZM226 164V165H227ZM234 163H233V165H235ZM263 164H264V162H263ZM5 165V164H4ZM3 165V166H4ZM64 165V166H65ZM74 165H76V164H74ZM82 165V164H81ZM84 165V166H85ZM97 165V166H98ZM106 165V164H105ZM111 165V164H110ZM109 165V166H110ZM160 164H158V166H159ZM164 166H165V164H163ZM183 165V164H182ZM210 166V164H208V161H207V166ZM215 165V164H214ZM253 165V164H252ZM251 165V166H252ZM259 166H261L260 164H258ZM6 166V165H5ZM11 166H14V165H12L11 164ZM18 166V165H17ZM32 166V167H33ZM43 166H39V167H43ZM58 166V165H57ZM59 166H61V165H59ZM70 166V165H69ZM86 166H88V165H86ZM95 166V165H94ZM107 166V165H106ZM105 166V167H106ZM108 166V167H109ZM112 166V165H111ZM114 166V165H113ZM112 166V167H113ZM170 166H168V167H170ZM188 166V165H187ZM215 166V167H216ZM232 166V165H231ZM250 166V167H251ZM259 166H257V167H259ZM8 167V166H7ZM16 167V166H15ZM33 167V169H32V173H28L29 174V176L26 174V176H28L29 178H28V180L30 179L31 180V182H32V186H34V187H40V184H41V182H40V180H39V178H38V176H37V174H38V169H37V166H36V169ZM47 167V168H48ZM73 167V166H72ZM92 167V166H91ZM99 167V166H98ZM102 167H104V166H102ZM104 167V168H105ZM116 167H117V165H116ZM118 167H119V164H118ZM121 167V166H120ZM171 167V168H172ZM185 167H186V165H185ZM192 167V166H191ZM194 167V166H193ZM195 167H197V166H195ZM199 167V166H198ZM206 167V166H205ZM215 167H212V168H215ZM226 167H228V166H226ZM225 167V168H226ZM234 167V166H233ZM238 167H240L239 165H238ZM237 167V168H238ZM245 167H249V166H245ZM244 167V168H245ZM249 167V169H252V168H250ZM254 167H255V164H254ZM253 167V168H254ZM256 167V168H257ZM1 168V167H0ZM5 168V167H4ZM29 168H31V167H29ZM28 168V169H29ZM44 168V167H43ZM50 168V167H49ZM56 168V167H55ZM74 168H79V170L81 169V166L80 167H76V166H74ZM85 168V167H84ZM101 168V167H100ZM99 168V169H100ZM107 168V167H106ZM114 168V167H113ZM113 168H110L111 170L113 169ZM122 168H124V165H123V167ZM126 168V167H125ZM124 168V169H125ZM160 168V167H159ZM158 168V169H159ZM162 168V167H161ZM182 168V169H181ZM190 168V167H189ZM201 168H204V167H202L201 166ZM208 168V167H207ZM207 168H206V170L204 169V171L203 172H201L202 174H198V173H196V172H194V173H196V177L197 178H202V177H204V178H208V180L210 179H214L215 177H216V174L214 173V172H216V170L215 171H209V168H210V170L212 169L211 167H209L208 168V171H207ZM217 168V167H216ZM223 168V167H222ZM230 168V167H229ZM236 168V167H235ZM236 168V169H237ZM6 169V168H5ZM11 169H12V167H11ZM11 169H8V170H6L5 172H8L9 170H11ZM28 169H27V171H28ZM42 169V168H41ZM44 169H46V168H44ZM51 169V170H52ZM57 169V168H56ZM64 169V168H63ZM66 169V168H65ZM69 169V168H68ZM71 169V168H70ZM97 169L98 168H96V170L94 169V171H96L97 172ZM98 169V170H99ZM101 169H103V168H101ZM155 169H157V167L155 168ZM193 169V168H192ZM199 169H200V167H199ZM236 169L234 170V171H236ZM240 169H243V168H240ZM262 169V168H261ZM2 170V169H1ZM12 170H14L15 171V169H14V167H13V169ZM29 170H31V169H29ZM62 170V169H61ZM72 170H74V169H71V171L70 172H72ZM86 170V169H85ZM84 170V171H85ZM89 170V169H88ZM114 170H115V168H114ZM114 170L112 171V172H114ZM188 170V169H187ZM191 170V169H190ZM213 170V169H212ZM218 170V169H217ZM222 170V169H221ZM245 170V169H244ZM253 170V169H252ZM251 170V171H252ZM13 171V172H14ZM18 171V170H17ZM21 171H23V170H21ZM24 171H26V169L24 170ZM41 170L39 169V172H40ZM76 171H77V169H76ZM93 171V173H96V172H94ZM106 172L108 171V173H109V171L110 170H105ZM118 171V170H117ZM122 171V170H121ZM124 171V170H123ZM121 172V173H124V172ZM168 171H170V170H168ZM192 171V170H191ZM225 171H226V169H225ZM231 171H232V169H231ZM241 171V170H240ZM240 171H239V173H240ZM249 172L250 174H252V172ZM262 171V170H261ZM260 171V173L262 174V172ZM2 172H4V171H2ZM2 172H0V173H2ZM13 172H11L10 171V173L11 174H14V175H17L18 176V174L20 173V170H19V172H17L18 174H15V172L13 173ZM45 172V171H44ZM43 172V173H44ZM52 172V171H51ZM55 172H56V170H55ZM58 172H59V170H58ZM63 172V171H62ZM75 172V171H74ZM73 172V173H74ZM80 172H82V171H79V173ZM100 172H101V170H100ZM100 172H99V174L98 173H96L97 174V176L98 175H100ZM104 172V171H103ZM112 172H110V173H112ZM119 172H120V170H119ZM154 172H156V171H154ZM153 172V173H154ZM159 172V171H158ZM221 172V171H220ZM246 172H248V170L246 171ZM255 172V171H254ZM25 173H27V172H24V175H25ZM50 173V172H49ZM60 173V172H59ZM69 173V172H68ZM88 173V172H87ZM87 173H86V179L88 180L89 178H87ZM117 172L115 171V174H116ZM125 173H127V172H125ZM170 173V172H169ZM218 173V172H217ZM242 173H244V171L242 172ZM256 173H257V169H256ZM54 174V173H53ZM53 174H50L51 176L53 175ZM56 174V173H55ZM58 174V173H57ZM61 174V173H60ZM59 174V175H60ZM67 174V173H66ZM70 174V173H69ZM82 174V173H81ZM96 174H94V176L96 175ZM101 174H102V172H101ZM104 174V173H103ZM119 174V173H118ZM155 174V173H154ZM153 174V175H154ZM221 174H222V172H221ZM228 174V173H227ZM226 174V175H227ZM231 173H229V175H230ZM236 174V172L234 173V175ZM4 175H5V179H6V176L8 175H6L5 173H4ZM14 175H12V177H11V175H9L10 176V178L12 179H17L16 178V176H15V178L13 177ZM23 175V172H22V177L24 176ZM39 175V174H38ZM44 175H45V173H44ZM48 175V174H47ZM49 175V176H50ZM63 175H65V174H63ZM68 175V174H67ZM73 175H75V174H73ZM84 175V174H83ZM90 175H91V173H90ZM89 175V177H91ZM153 175H150V176H153ZM190 175V174H189ZM195 175V174H194ZM226 175H225V177H226ZM232 175V174H231ZM237 175V174H236ZM236 175L235 176H233V177H236ZM239 175V174H238ZM247 175H249V174H246V177H247ZM3 176V175H2ZM1 175H0V177H2ZM20 176V178H22ZM46 176V175H45ZM44 176V177H45ZM57 176V175H56ZM56 176H54V177H56ZM69 176V175H68ZM68 176H66V178H64L65 176H63L62 178H64V179H67L68 180ZM105 176H108V175H106L105 174ZM105 176H103L104 178H105ZM109 176H111V175H109ZM117 176V175H116ZM218 176H220V175H218ZM240 176V175H239ZM238 176V177H239ZM250 176L251 175H249V177H248V179L250 178ZM263 177H264V175H262ZM262 176H261V178H262ZM43 177V176H42ZM43 177V178H44ZM47 177V176H46ZM53 177V176H52ZM59 176H57V178H58ZM70 177V176H69ZM98 177H101L102 178V176H98ZM113 177V176H112ZM191 177V179L190 180H193L194 179V177H192V176H190ZM221 178H222V176H220ZM232 177V176H231ZM253 177V176H252ZM250 178V179H253V178ZM8 178V177H7ZM10 178H8V179H6V180H4V181H2L1 180V178H0V180H1V183L2 182H4V184H5V181H8V180H10ZM26 178L27 177H25V181H27L26 180ZM75 178H76V176H75ZM81 178V177H80ZM79 178V179H80ZM85 177H83V179H84ZM92 178V177H91ZM94 178H96V177H94ZM103 178V179H104ZM109 178V177H108ZM115 178V177H114ZM237 178V177H236ZM4 179V178H3ZM23 179V178H22ZM45 179V178H44ZM48 179V178H47ZM55 179V178H54ZM73 179H74V177L72 178V181H73ZM85 179V180H86ZM93 179V178H92ZM99 179V178H98ZM98 179H96V181L98 182ZM102 179V180H103ZM107 179V178H106ZM110 180H112V178H109ZM108 179V180H109ZM152 179H153V177H152ZM222 179H224V178H222ZM221 179V180H222ZM225 179H229V176L227 177V178H225ZM225 179H224V181H225ZM232 179V178H231ZM238 179V178H237ZM237 179H235L236 181H237ZM246 179V178H245ZM259 179V178H258ZM263 179V178H262ZM261 179V180H262ZM18 180H20V179H18ZM48 180H51V182H52V179H48ZM63 180V179H62ZM61 180V181H62ZM101 180V179H100ZM107 180V181H108ZM109 180V181H110ZM188 180V179H187ZM186 180V181H187ZM196 180H198V179H196ZM242 180H243V178H242ZM255 180V179H254ZM13 181V180H12ZM66 181V180H65ZM78 181V180H77ZM82 181V180H81ZM80 181V182H81ZM90 181V180H89ZM92 181V180H91ZM90 181V182H91ZM94 181H95V179H94ZM113 181V180H112ZM111 181V182H112ZM149 181V180H148ZM147 181V188H146V193H145V195L147 196V195H149V193L152 191V189L154 188H152L151 186H149L150 184H151V182H148ZM186 181H184V182H186ZM193 181H195V179L193 180ZM199 181V180H198ZM219 181V180H218ZM241 180H239V182H240ZM246 181V180H245ZM245 181H243V182H245ZM251 181V180H250ZM21 182V184H22V181H20ZM20 182H18L17 181V185H18V183H20ZM59 182H60V180L57 182V184H59ZM80 182H78V183H80ZM85 182V181H84ZM87 182V181H86ZM90 182H87V184H89ZM102 182V181H101ZM111 182H109V184L111 183ZM114 182H116V184L117 185H115V186H119L118 185V181H114ZM197 182V181H196ZM196 182H195V184H196ZM209 182V181H208ZM207 182V183H208ZM215 182V181H214ZM213 182V183H214ZM222 183H223V181H221ZM229 182H231V180L229 181ZM228 181L227 182H225V183H223V184H228L229 183ZM232 182H233V179H232ZM241 183L240 182V184L242 185V184H244V183ZM248 183H249V181H247ZM246 182V183H247ZM253 181H251V183H252ZM9 183V182H8ZM11 183H15V182H11ZM27 183L29 184V182L27 181ZM43 183V182H42ZM47 183V182H46ZM48 183H49V181H48ZM67 184L68 182L66 181V182H64V184ZM70 183V182H69ZM72 184H73V182H71ZM99 183V182H98ZM98 183H97V185H98ZM105 184L107 183V182H104ZM113 183V182H112ZM190 183V182H189ZM188 183V184H189ZM191 183H193L192 181H191ZM198 183V182H197ZM203 183H205L204 182V180H203ZM203 183H202V180H201V185H202V187L204 186L203 185ZM235 183V182H234ZM255 183H256V181H255ZM254 183V184H255ZM262 183V182H261ZM7 184V183H6ZM10 184V183H9ZM28 184H26V186L28 185ZM50 184V183H49ZM48 184V185H49ZM85 184V183H84ZM96 184V183H95ZM108 184V183H107ZM119 184L121 185V182L119 181ZM184 184V183H183ZM188 184H185V185H188ZM210 184V183H209ZM216 184V183H215ZM214 184V185H215ZM219 184V183H218ZM221 184V183H220ZM230 184V183H229ZM233 184V183H232ZM236 184V183H235ZM239 184V185H240ZM250 184V183H249ZM257 184V183H256ZM3 185V183L1 184V186ZM13 185V184H12ZM15 185V184H14ZM13 185V186H14ZM44 185V184H43ZM42 185V186H43ZM47 185V184H46ZM46 185H45V188H47L46 187ZM53 185V184H52ZM55 185V184H54ZM74 185V184H73ZM86 185V184H85ZM90 185H91V183H90ZM89 185V186H90ZM92 185H93V183H92ZM99 185H101V184H99ZM102 185H103V182H102ZM111 185H114V184H111ZM111 185H109V186H111ZM140 185V187H138ZM193 185V184H192ZM198 184H196V187L198 188V186H197ZM237 185V184H236ZM251 185V184H250ZM0 186V187H1ZM4 186V185H3ZM13 186H11V187H13ZM19 186V185H18ZM17 186V187H18ZM32 186H31V189H33L32 188ZM41 186V187H42ZM50 186V185H49ZM67 187L68 186V184L67 185H62L61 187ZM71 186V185H70ZM82 186H84L83 184H82ZM105 186V185H104ZM108 186V187H109ZM191 186V185H190ZM210 186V185H209ZM212 186V185H211ZM219 185H217L216 187H218ZM238 186V185H237ZM236 186V187H237ZM243 186V185H242ZM253 186V188H254V185H252ZM257 186H259V185H257ZM6 187V186H5ZM5 187H3L4 189H5ZM9 188H11L10 187V185L8 186ZM24 187V189H25V186H23ZM29 187V186H28ZM40 187V188H41ZM57 187V186H56ZM61 187H59V188H61ZM73 187V186H72ZM81 187V186H80ZM79 187V188H80ZM87 188H88V185L86 186ZM85 187V188H86ZM101 187V186H100ZM103 187V186H102ZM120 187H122V186H120ZM144 187V186H143ZM142 187V188H143ZM187 187H189V186H187ZM196 187L194 186V188L196 189ZM205 187V186H204ZM223 187H225V186H223ZM232 187H233V185H232ZM241 187V186H240ZM239 187V188H240ZM244 187V186H243ZM247 187H249L248 185H247ZM7 188V187H6ZM22 188V187H21ZM20 188V189H21ZM30 188V187H29ZM39 188V189H40ZM43 188V187H42ZM51 188H52V186H50V191H51ZM58 188V189H59ZM76 188H78V187H76ZM83 189V190H87L88 191V189ZM112 187H110V189H111ZM115 188V187H114ZM118 188V187H117ZM145 188V187H144ZM143 188V189H144ZM183 188V187H182ZM185 188V187H184ZM183 188V192H185V189ZM211 188V187H210ZM226 188H227V186H226ZM231 188V187H230ZM239 188H237L236 190L237 191H240V189ZM256 188V187H255ZM254 188V189H255ZM2 189V188H1ZM0 189V193L2 192V190ZM14 189H15V186H14ZM18 189V188H17ZM19 189V190H20ZM23 189V192L25 191ZM36 189V188H35ZM38 189V190H39ZM48 189V190H49ZM66 189H68V188H66ZM81 189V188H80ZM91 189H93V188H91ZM90 189V190H91ZM101 189V188H100ZM106 189V188H105ZM109 189V190H110ZM209 189V188H208ZM213 189H214V187H213ZM222 189H224V188H222ZM232 189H234L235 190V186H234V188H232ZM231 189V190H232ZM239 189V190H238ZM247 189H249V188H247ZM251 189H252V187H251ZM253 189V191H257V190H254ZM257 189V188H256ZM260 190H262V191H264V189H262V188H259ZM258 189V190H259ZM16 190V189H15ZM15 190H11V191H15ZM19 190H17L18 191V193H19ZM44 190V189H43ZM52 190H54V191H56L55 190V188L54 189H52ZM82 190V189H81ZM95 190H97V189H95ZM94 190V191H95ZM113 190V189H112ZM123 190V189H122ZM140 190V189H139ZM189 190V189H188ZM205 190L207 191V189H206V187H205ZM215 190V189H214ZM260 190L258 191L259 192V194H261L262 195V191H261V193H260ZM7 191V190H6ZM10 191V190H9ZM9 191H7V193H10ZM27 191L28 192H30V190H28L27 189ZM34 191V190H33ZM49 191V192H50ZM77 191H79V190H77ZM84 191V192H85ZM86 191V192H87ZM94 191L92 192L93 193V195H90V203H89V206H86L85 204H83L84 206V210H85V213H91V212H93L94 214H95V216H97V218H99V220L103 223V222H107V221H105V220H107L108 218V220H110L111 218H110V210H107L105 207H107V206H104L103 205V203H102V200L103 201H105L104 199H102L103 197H104V195L102 194H100L101 193V191H100V195L99 194H94ZM114 191V190H113ZM116 191V190H115ZM140 191H143V190H140ZM154 191H155V189H154ZM154 191H152V192H154ZM157 191H155V192H157ZM202 191H203V189H202ZM216 191V190H215ZM220 191V190H219ZM222 192L224 191V190H221ZM228 191V190H227ZM226 191V192H227ZM244 191V190H243ZM248 191V190H247ZM250 191V190H249ZM27 192V193H28ZM32 192V191H31ZM36 192H37V189H36ZM38 192H40V191H38ZM37 192V193H38ZM46 192V191H45ZM48 192V191H47ZM58 192H59V190H58ZM57 192V193H58ZM76 192V191H75ZM85 192V193H86ZM96 192V191H95ZM106 192H108L107 190H106ZM118 192H119V190H118ZM117 192V193H118ZM122 192V191H121ZM120 192V193H121ZM205 192V191H204ZM225 192V193H226ZM236 192V191H235ZM242 192V191H241ZM17 193V192H16ZM17 193V194H18ZM25 193V192H24ZM23 193V194H24ZM55 193V192H54ZM55 194V195H58L57 196V198H58V200H59V194L61 193H58V194ZM78 193V192H77ZM81 194H82V192H80ZM80 193H79V195H80ZM88 193V192H87ZM103 193H104V191H103ZM110 193V192H109ZM114 193V192H113ZM124 193H125V191H124ZM141 193V192H140ZM139 193V194H140ZM181 193V192H180ZM190 193H192L191 191H190ZM196 193V192H195ZM198 193H201V192H199V189H198ZM211 193H212V190H211ZM229 193H230V191H229ZM6 193H4L3 195H5ZM12 194H15V193H12ZM16 194V195H17ZM33 194H34V192H33ZM42 194V193H41ZM48 194V193H47ZM70 194H73V193H70ZM70 194H68V195H66L67 197L70 195ZM84 194V193H83ZM105 194H107L108 195V193H105ZM111 194V193H110ZM109 194V195H110ZM123 194V193H122ZM122 194H121V196H122ZM154 194V193H153ZM206 194V193H205ZM212 194H214V192L212 193ZM219 194V193H218ZM222 194V193H221ZM220 194V195H221ZM227 194H228V192H227ZM233 194H235L236 196H238V195H240L239 193H233ZM2 195V196H3ZM9 195V194H8ZM15 195V196H16ZM34 195H37V194H34ZM38 195H39V193H38ZM36 196V197H40V196ZM44 196H45V193L43 194ZM50 195V194H49ZM48 195V196H49ZM53 195V194H52ZM54 195V197H56ZM86 195V194H85ZM108 195V196H109ZM115 195V198H118V197H116L117 195H116V193L114 194ZM113 195V196H114ZM152 195V194H151ZM155 195H156V193H155ZM179 195H181V194H179ZM192 195H193V193H192ZM195 195V194H194ZM198 196L200 195V194H197ZM243 195V194H242ZM252 195H255V193L253 194V192H252ZM261 195H258V197L259 196H261ZM1 196V195H0ZM1 196V197H2ZM18 196H20V194H18ZM23 196V195H22ZM25 196V195H24ZM23 196V197H24ZM29 196V195H28ZM47 196V198H46V200L49 198ZM51 196V195H50ZM61 196V195H60ZM73 196V195H72ZM76 196V195H75ZM82 197H83V195H81ZM119 196V195H118ZM141 196V195H140ZM157 196V195H156ZM191 196V195H190ZM198 196H196V197H198ZM200 196H204V195H200ZM212 195H210V197H211ZM222 196V195H221ZM220 196V197H221ZM235 196V197H236ZM250 196V195H249ZM257 196V195H256ZM4 197L5 196H3L2 198L4 199ZM10 197V196H9ZM8 197V198H9ZM13 197V196H12ZM31 196H29V198H30ZM52 197V196H51ZM62 197V196H61ZM105 197H106V195H105ZM110 197V196H109ZM145 196H143V198H144ZM150 197V196H149ZM205 197V196H204ZM215 197V196H214ZM214 197H212V199H209V201L207 202V206H204V207H207L205 210V214H204V218H203V220H204V224H205V227H206V229H205V232H203V233H196V232H194L195 234L194 235H191V236H189V237H182L181 239H179V240H176V242L173 244L174 245V247H172V250H173V248H175L174 249V251L172 252L170 249L171 248H169L168 247V245H167V241L165 242V240L164 241H162V240H160V239H158L157 241H155L156 242V244H157V248H155L154 247V244L150 241V239H149V236L147 237L146 235H144L143 234V232H142V229H143V227L144 226H146V225H148V226H150V228H151V224H150V220L151 219H149L148 217V220L147 221H145L144 219H143V217H142V219L143 220H133L132 218H130V219H132V220H130V222L127 220L126 221V217H125V215L124 214H122L121 212V206L122 205H120V206H118L119 207V209H120V213H119V211H118V213H115L116 214V218H114L116 221H115V223L113 224V222H112V225H115L116 226V223H118L117 224V226L118 225H120L119 227H115L116 229L117 228H123V225H125V222H129L128 224H129V232H128V234H121V236H120V234H118L119 236V238L120 239H118V237H117V235H116V232L114 233V231L112 230L111 231V227L112 226H110V228H109V226H108V229L107 228H104V229H102L101 230V234H103V235H105L104 237L101 235V237H103L104 239H106L107 240V243H110V245H113L111 248H115V250L116 251H118V253L120 254V256H116V258H113V261H112V263L111 264H217V260L219 259L218 258V256H215V258L213 259V257H211V258H205L204 256H206V255H204V253H205V251L203 252V250L205 249V248H207V247H211V245L214 243L213 241L216 239L215 237L216 236H214V232H215V225H216V219H217V217H219L218 215L219 214H221V213H224V204L222 203V205H219L220 203H219V201L218 200H220L219 198L217 199L216 197L214 198ZM219 197V196H218ZM228 197H229V199L231 198L230 196H227V200H228ZM239 197V196H238ZM244 197H246L245 195H244ZM263 197H264V194H263ZM5 198H7V197H5ZM33 198V197H32ZM42 198V197H41ZM70 198V197H69ZM74 198V197H73ZM77 198H79L80 199V196L79 197H77ZM87 198V197H86ZM106 198H108V197H106ZM113 198V197H112ZM142 198V196L140 197V199ZM146 198V197H145ZM151 198H154V196H152ZM194 198V196H192V199ZM224 198V197H223ZM222 198V199H223ZM243 198V197H242ZM241 198V199H242ZM247 198V197H246ZM252 198V197H251ZM257 198V197H256ZM256 198L255 199H253V201L255 200L256 201ZM14 199V198H13ZM17 199H18V197H17ZM20 199H22V197L20 198ZM19 199V200H20ZM45 199V198H44ZM51 200L53 199V198H50ZM55 199V198H54ZM63 198H60V202H61V200H62ZM78 199V200H79ZM120 199V198H119ZM147 199H149V198H147ZM155 199V198H154ZM153 199V200H154ZM198 199H200L199 197H198ZM225 199H226V197H225ZM234 199V198H233ZM236 199V198H235ZM238 199V198H237ZM248 199V198H247ZM250 199V198H249ZM248 199V200H249ZM258 199V198H257ZM10 200V199H9ZM8 199L7 200H2V204H3V206H2V208L4 207L5 209L4 210H6L7 209V212H8V210L11 212H16L17 211V209H19L20 210V208H22L23 207V205L25 204H23L22 205V207H16V204L15 203H17L18 204V202H17V200H16V202H14V201H9ZM43 200V199H42ZM49 200V199H48ZM65 200V199H64ZM67 200V201H66ZM66 200H65V203L64 204H62L63 206H65L66 207V209L68 208V210H70L72 207H74V204L72 205L71 204V202H73V201H70V200H72V199H67L66 198ZM77 200V199H76ZM86 200H88V199H86ZM85 200V201H86ZM107 200H109V199H106V203H108L107 202ZM111 200H114V199H111ZM138 200V199H137ZM151 199H149V201H150ZM183 200V199H182ZM231 200L232 199H230V202H231ZM261 200V199H260ZM23 201V200H22ZM26 201V200H25ZM35 201H36V199H35ZM44 201V200H43ZM50 201V200H49ZM81 201H82V199H81ZM84 201V202H85ZM148 201V200H147ZM156 201V200H155ZM180 201L181 200H179V203H180ZM190 201L191 200H189L188 198H185V200L184 201H182L183 203H180V206H176L175 208H179V216H177V217H174V215H172L173 214V212H172V214H169L170 215V220L169 219H167V220H169V221H167L166 220V218H164V220H166L165 222H164V230H169V228L171 229V227H173L174 229H176L177 230V234H180V235H183L184 234V232L186 233V232H188L187 230H185L187 227H188V225H189V222H188V209H189V204H190ZM198 200H196V202H197ZM223 201H225V200H223ZM242 201V200H241ZM252 200L250 199V202H251ZM262 201V200H261ZM41 199H40V203L39 204H41ZM47 202V201H46ZM54 201H52V203H53ZM75 202V201H74ZM116 202V201H115ZM117 202H119L118 200H117ZM137 202V201H136ZM143 202V201H142ZM176 202V201H175ZM193 202V201H192ZM204 202H205V200H204ZM227 202V201H226ZM229 202V201H228ZM230 202H229V204H230ZM236 200H235V203H234V201L231 203V204H236ZM243 202V201H242ZM245 202V201H244ZM20 203H22V202H20ZM55 204L57 203V201H55L54 202ZM53 203V204H54ZM61 203H63V200H62V202ZM61 203H59V204H61ZM76 203V202H75ZM80 203V202H79ZM112 203V202H111ZM113 203H114V201H113ZM112 203V204H113ZM135 203V202H134ZM140 203H141V201H140ZM144 203H146L145 201H144ZM148 203V202H147ZM162 203V202H161ZM165 203H163L164 205H165ZM206 203V202H205ZM204 203V204H205ZM248 203H249V201H248ZM253 203V202H252ZM255 203V202H254ZM261 203V205L262 204H264V203H262V202H260ZM1 204V203H0ZM39 204H37V205H39ZM42 204H44L45 205V203H43L42 202ZM41 204V205H42ZM48 204H49V202H48ZM53 204H52V206H53ZM82 204V203H81ZM86 204H87V202H86ZM105 204V203H104ZM110 204V203H109ZM131 204H133L132 202H131ZM149 204V203H148ZM150 204L152 205V204H154V203H151V201H150ZM150 204H149V206H150ZM156 204V203H155ZM154 204V205H155ZM178 204V203H177ZM194 204H195V202H194ZM230 204V205H231ZM238 204V203H237ZM236 204V205H237ZM239 204H241L242 206L244 205V206H246L247 207V205H245V204H242V203H239ZM250 204V203H249ZM30 204H28L27 203V206H29ZM32 205V204H31ZM30 205V206H31ZM34 206H36L35 204H33ZM113 205H115L116 206V203H114ZM118 205V204H117ZM134 205V207H135V204H133ZM142 205V204H141ZM191 205H193L192 203H191ZM203 205V204H202ZM260 205V204H259ZM40 206V205H39ZM46 206V205H45ZM56 206V205H55ZM61 206V205H60ZM79 206V205H78ZM123 206H125V203H124V205ZM144 206H146V205H144ZM148 206V205H147ZM147 206H146V208H147ZM148 206V207H149ZM163 206V205H162ZM167 206V205H166ZM169 206V205H168ZM194 206V205H193ZM200 206H201V204H200ZM228 206V204H226V207ZM249 206V205H248ZM48 207V206H47ZM50 207V206H49ZM48 207V208H49ZM58 207V206H57ZM62 207V206H61ZM90 208L91 210L90 211H87L86 212V209L87 208ZM109 208H110V206H108ZM114 207V206H113ZM121 207V208H120ZM132 208H130V209H133V206H131ZM139 207V206H138ZM142 207H143V205H142ZM141 207V208H142ZM155 207V206H154ZM195 207V206H194ZM194 207H192V208H194ZM231 207H233V206H231ZM260 207V206H259ZM262 207H264V205L262 206ZM27 208V207H26ZM35 208V207H34ZM36 208H38V206H36ZM35 208V209H36ZM41 208V207H40ZM43 208H46V207H44L43 206ZM42 208V209H43ZM63 208V207H62ZM88 208V209H89ZM117 208V207H116ZM124 208V207H123ZM126 209L128 208V207H125ZM141 208H140V211H141ZM150 208V207H149ZM152 208V207H151ZM156 208H159L160 209V207H159V205H158V207H156ZM155 208V209H156ZM196 209L195 210H197L198 209V205L195 207ZM237 208V207H236ZM243 207H241V209H242ZM249 208V207H248ZM250 208H251V205H250ZM23 209H24V207H23ZM28 209V208H27ZM39 209V208H38ZM58 209V208H57ZM57 209H56V212H58L57 211ZM77 209H78V207H77ZM76 209V210H77ZM126 209H124L123 211L124 212H126L125 210ZM138 208H135L134 209V211L135 210H137ZM144 209V208H143ZM159 209H158V211H156L155 213H158V215H159ZM166 209H167V207H166ZM166 209H164V211L166 210ZM201 209H203L202 207H201ZM231 209V208H230ZM229 209V210H230ZM238 209V208H237ZM256 209H257V207H256ZM261 209V208H260ZM1 210V209H0ZM29 210H31V209H29ZM53 213H54V209L52 210V209H50ZM49 210V211H50ZM59 210V212H58V216H59V213H60V211L62 210V209H58ZM72 210H74L75 211V209H72ZM81 210V209H80ZM83 210V209H82ZM118 209H116V211H117ZM148 210V209H147ZM152 210V209H151ZM162 210V209H161ZM168 210V209H167ZM192 210V209H191ZM194 210V211H195ZM231 210H233V209H231ZM239 210V209H238ZM237 210V211H238ZM246 210H247V208H246ZM245 210V211H246ZM254 210V209H253ZM40 211V210H39ZM50 211V212H51ZM128 211H130L131 212V210H128ZM139 211V210H138ZM150 211V210H149ZM152 211H154V210H152ZM202 211V210H201ZM234 211V210H233ZM235 211H236V209H235ZM262 211V210H261ZM2 212V211H1ZM5 213H7L6 211H4ZM18 212V211H17ZM17 212H16V214H17ZM26 212V211H25ZM41 212H44V211H41ZM48 212V210H46V213ZM52 212L50 213V216H51V214H52ZM55 212V213H56ZM64 212H65V210H64ZM68 212V211H67ZM72 212V211H71ZM84 212V211H83ZM113 212V211H112ZM111 212V214H113ZM160 212H162L163 213V210L162 211H160ZM169 212V211H168ZM167 212V213H168ZM170 212V213H171ZM174 212H176V211H174ZM199 213H200V211H198ZM197 212V213H198ZM241 212H242V210H241ZM19 213H20V211H19ZM18 213V214H19ZM38 213H40V212H38ZM63 213V212H62ZM73 213L74 212H72V214L71 215H73ZM77 213H79V209H78V212ZM84 213V214H85ZM131 213H133V211L131 212ZM135 213V212H134ZM138 213V212H137ZM137 213H135L136 215H137ZM142 215H143V212H140ZM139 213V214H140ZM148 213V212H147ZM191 213V212H190ZM199 213H198V215H199ZM202 213H204V211L202 212ZM228 213H230L229 211H228ZM234 213V212H233ZM232 213V214H233ZM7 214H9V213H7ZM21 214H23V213H21ZM27 215H30V214H28V213H26ZM41 214V213H40ZM42 214H44V213H42ZM61 214V213H60ZM126 214V213H125ZM129 214V213H128ZM127 214V215H128ZM140 214V215H141ZM150 214H151V212H150ZM153 214V213H152ZM176 214H177V212H176ZM175 214V215H176ZM226 214V216H229V215H227V213H225ZM231 214V215H232ZM236 215L238 214V213H235ZM243 214H247V213H243ZM252 214V213H251ZM264 214V213H263ZM11 215V214H10ZM10 215H8V216H10ZM53 215V214H52ZM55 215V214H54ZM66 215V214H65ZM132 215V214H131ZM145 215V214H144ZM157 215V214H156ZM157 215V216H158ZM162 215V214H161ZM163 215H165V213L163 214ZM193 215V214H192ZM195 215V214H194ZM197 215V214H196ZM195 215V216H196ZM197 215V216H198ZM201 215V214H200ZM223 215V214H222ZM230 215V216H231ZM240 215H242V214H240ZM254 216H256V214H253ZM252 215V216H253ZM259 215V214H258ZM2 216V215H1ZM0 216V217H1ZM7 215H5L4 217H6ZM17 216V215H16ZM20 216V215H19ZM24 216H26V215H24L23 214V216H21L22 218L24 217ZM32 217L34 216V215H31ZM45 216V215H44ZM48 216V215H47ZM56 217H57V214L55 215ZM62 216H63V214H62ZM69 216V218H71L72 219V217L70 216V215H68ZM94 215L93 216H91V217H95ZM133 216V215H132ZM138 216V215H137ZM137 216H135V217H137ZM147 215H145V217H146ZM149 216V215H148ZM151 216V215H150ZM155 216V215H154ZM157 216H155V217H157ZM168 216V215H167ZM191 216V215H190ZM195 216H192V217H195ZM224 216V215H223ZM223 216H221L220 218L221 219H224V218H222ZM226 216H224V217H226ZM234 216V215H233ZM238 216V215H237ZM237 216H234V217H237ZM245 215H243V217H244ZM253 216V217H254ZM260 216V215H259ZM3 217V218H4ZM27 217V216H26ZM25 217V218H26ZM32 217H29L28 219H27V221L30 219V218H32ZM35 217V216H34ZM34 217L31 219V220H34ZM43 217V216H42ZM60 217V216H59ZM87 217V216H86ZM90 217V216H89ZM89 217H87V218H89ZM91 217L89 218V220L91 219ZM112 217V216H111ZM144 217V218H145ZM202 217H203V214H202ZM231 218V217H228V219H226L225 218V222H226V220L228 221L229 219V221H231V222H234L235 223V221H237V224H236V227L238 228L237 229V231L239 230V233H242V234H244V235H246V236H249V237H251L252 239H254V233H256V232H258V231H260L259 229H260V227L259 228H257L258 230H256V232H254L253 231V229H252V224H253V226L255 225L254 224V220H252L253 221V223H252V221H251V225L249 226V222L250 221H248L247 223L248 224H246V223H244V222H242V220L241 219H239L241 222H238V220L237 219H235V218ZM246 217V216H245ZM250 217V216H249ZM262 217V216H261ZM2 218V217H1ZM11 217H9V219H10ZM35 218H37V216L35 217ZM48 218H50V217H48ZM58 218V217H57ZM63 218H65V217H63ZM69 218H67V216H66V218L65 219H63V220H68ZM75 218H77V217H75ZM128 218V217H127ZM152 218V217H151ZM169 218V217H168ZM191 218V217H190ZM199 218V217H198ZM201 218V217H200ZM240 218H242V217H240ZM250 218H252V217H250ZM256 218V217H255ZM255 218H252V219H255ZM264 218V217H263ZM6 219V218H5ZM12 219H13V217H12ZM12 219H11V221H12ZM38 219V218H37ZM43 219H45L44 217H43ZM51 219V218H50ZM71 219H69V220H71ZM94 219H96V218H92L91 220H90V222H92V220H94ZM129 219V218H128ZM157 219H159V218H157ZM219 219V218H218ZM231 219H235L234 221L233 220H231ZM244 219H246V218H244ZM258 219H259V217H258ZM258 219H256V220H258ZM262 219V218H261ZM7 220V219H6ZM6 220H5V222H6ZM14 220V219H13ZM23 220H25V219H23ZM30 220V221H31ZM39 220H41V222L39 223V224H41V223H43L44 221H42V219H40L39 218ZM39 220H38V222H39ZM51 220H53V219H51ZM56 220V219H55ZM62 220V221H63ZM73 220H75V219H73ZM83 220V219H82ZM81 220V221H82ZM112 220V219H111ZM153 220V219H152ZM163 220V221H164ZM220 220V219H219ZM246 220H248V219H246ZM246 220H244V221H246ZM260 220V219H259ZM3 220H1L0 222H2ZM8 221V220H7ZM15 221H17V220H14L13 222H15ZM19 221V220H18ZM29 221V223H31ZM48 221V220H47ZM56 221H58V220H56ZM56 221H53L54 223L56 222ZM76 221V220H75ZM114 221V220H113ZM154 221H156L155 219H154ZM160 221H161V219H160ZM189 221H191V220H189ZM196 221V220H195ZM200 221V220H199ZM33 222V221H32ZM35 222H36V224H35V226L37 225V221L35 220ZM53 222L52 223H49L50 224V226H52V224H53ZM58 222H60V220L58 221ZM67 222V221H66ZM69 222V221H68ZM71 222V221H70ZM95 222V221H94ZM98 222V220L96 221V225L95 226H97V223ZM101 222H100V225H101ZM151 222H153V221H151ZM159 222V221H158ZM158 222H156V225H158L159 223ZM162 222V221H161ZM192 222V221H191ZM219 222H222L223 223V221H219ZM230 222V223H231ZM259 222V221H258ZM257 222V223H258ZM16 223V222H15ZM15 223H12L13 225H15ZM18 223V222H17ZM46 223H48V222H46ZM61 223V222H60ZM64 223V222H63ZM79 223H80V221H79ZM79 223H77V225H79ZM84 223V222H83ZM87 223V222H86ZM120 223V224H119ZM158 223V224H157ZM193 223H196V222H193ZM222 223H220V225L222 224ZM229 222H227V224H228ZM256 223V224H257ZM7 224H8V222H7ZM9 224H10V221H9ZM19 224H21V223H19ZM22 224H24V223H22ZM65 224V223H64ZM64 224H62V225H64ZM68 224V223H67ZM73 224V223H72ZM74 224H76V222L74 223ZM92 224V223H91ZM110 224V223H109ZM152 224H154V223H152ZM190 224H192V223H190ZM197 224H199L198 222H197ZM196 224V225H197ZM225 224V223H224ZM226 224V225H227ZM233 224V223H232ZM263 224V223H262ZM261 224V225H262ZM3 224H1V226H2ZM58 225H60L59 223H58ZM58 225H56L57 227H58ZM66 225V224H65ZM64 225V226H65ZM88 225H90V224H88ZM103 226H104V223L102 224ZM195 225V226H196ZM200 225H202V224H200ZM223 225V224H222ZM258 225V224H257ZM260 224L258 225V226H261ZM16 228H18L19 226L16 224ZM21 226V225H20ZM24 226V225H23ZM28 226V225H27ZM26 226V227H27ZM34 226V227H35ZM41 226V225H40ZM40 226H39V228H40ZM42 226H44V224L42 225ZM47 226V225H46ZM56 226H53V227H55L56 228ZM80 226V225H79ZM83 226V225H82ZM87 226V225H86ZM155 226V225H154ZM153 225H152V227H154ZM190 226V225H189ZM198 226V225H197ZM224 226V225H223ZM230 226V225H229ZM228 226V227H229ZM9 228H10V226H8ZM11 227H13V226H11ZM49 227V226H48ZM47 227V228H48ZM65 227H68V225L67 226H65ZM64 227V228H65ZM70 227V226H69ZM81 227V226H80ZM99 227V226H98ZM97 227V228H98ZM101 228H103L102 226H100ZM126 227H128V226H126ZM125 227V228H126ZM6 228V226H4V229ZM15 228V227H14ZM28 228H29V226H28ZM30 228H31V226H30ZM29 228V229H30ZM42 228H44V227H41V229ZM46 228V227H45ZM46 228V229H47ZM55 228H53V230L55 229ZM73 228H75V226H73ZM79 227L77 226V229H78ZM87 228V227H86ZM90 228V227H89ZM114 228V227H113ZM121 228V229H122ZM145 228H147V227H145ZM144 228V229H145ZM157 228H159V227H157ZM172 228V229H173ZM191 228V227H190ZM225 228V227H224ZM234 228V227H233ZM10 229H12V228H10ZM10 229H8L7 228V230L8 231H10V232H15V231H11ZM33 229V228H32ZM36 229H38V226L35 228V230ZM51 229V228H50ZM49 228H48V230H50ZM76 228H75V231H73V234L74 233H77L76 232V230H77ZM81 228H79L78 229V231L80 230ZM95 229H96V227H95ZM99 229V228H98ZM143 229V230H144ZM162 229V228H161ZM161 229H160V231H161ZM197 229V228H196ZM204 229V228H203ZM220 229V228H219ZM221 229H223V227L221 228ZM227 229H230V227L229 228H227ZM231 229H232V227H231ZM1 230V229H0ZM6 230V229H5ZM14 230V229H13ZM18 230V229H17ZM24 230H25V228H24ZM39 230V229H38ZM42 230H44L45 231V229H42ZM58 230H59V232L61 231L60 230V228L58 227ZM71 230V229H70ZM72 230H74V229H72ZM118 230V229H117ZM125 230V229H124ZM123 230V231H124ZM147 230H149V229H147ZM158 229H156L155 231H157ZM163 230V229H162ZM175 230V231H176ZM190 230V229H189ZM200 231H201V228L199 229ZM262 230V229H261ZM19 231V230H18ZM23 231V230H22ZM37 231V230H36ZM54 231H56V230H54ZM67 231V230H66ZM80 231H82V230H80ZM97 231V230H96ZM100 231V230H99ZM119 231H121V230H119ZM150 231V230H149ZM154 231V232H155ZM193 231V230H192ZM197 231H198V229H197ZM199 231V232H200ZM203 231V230H202ZM201 231V232H202ZM227 231V230H226ZM225 231V232H226ZM232 231H234V230H232ZM0 232H2V231H0ZM4 232V231H3ZM29 232V231H28ZM37 232H42V231H37ZM47 232V231H46ZM88 232H90V231H88ZM95 232V231H94ZM93 232V233H94ZM122 232V231H121ZM120 232V233H121ZM124 232H126V231H124ZM148 232V231H147ZM152 232V231H151ZM220 232V231H219ZM219 232H217L216 231V233H218L219 234ZM222 232V231H221ZM223 232H224V230H223ZM224 232V233H225ZM254 232V233H253ZM262 232V231H261ZM260 232V233H261ZM43 233H45V232H43ZM43 233H41V234H43ZM56 234V232H53V234ZM65 233V232H64ZM64 233H62V235L64 234ZM72 233V232H71ZM91 233H92V231H91ZM92 233V234H93ZM96 233V232H95ZM93 234V236H92V238L94 239V235H95V237L97 238V237H99L98 235L96 236V234ZM100 233V232H99ZM162 234H163V232H161ZM165 233V232H164ZM191 232L189 231V234H190ZM221 234V235H226V233L225 234ZM230 232H229V230H228V234H229ZM236 233H238V232H236ZM262 233H264V232H262ZM5 234H9V233H5ZM17 234V233H16ZM32 234H34V233H32ZM31 234V236H33ZM37 234H39V233H37ZM50 234H52V232H49V235H47V236H49V237H51L52 235H50ZM58 234V233H57ZM61 234V232L59 233V235ZM83 234V233H82ZM88 234V233H87ZM148 234V233H147ZM161 234V235H162ZM176 234V233H175ZM174 234V235H175ZM235 234V232L233 233V235ZM259 234V233H258ZM11 235V234H10ZM14 235V234H13ZM13 235H11V237L13 236ZM22 235V234H21ZM20 235V233H19V236H21ZM25 235V234H24ZM28 235V234H27ZM44 235V234H43ZM72 235V234H71ZM169 235H171V233L169 234ZM168 234H167V236H169ZM220 235V236H221ZM235 235H237V234H235ZM244 235H242V236H244ZM1 236V235H0ZM16 236H18V235H16ZM16 236H13V238H12V240L14 239V240H16L14 237H16ZM29 236V235H28ZM35 236V235H34ZM40 236V235H39ZM57 236V235H56ZM80 236V235H79ZM152 236V235H151ZM163 236V235H162ZM184 236H187V235H184ZM230 236H232L231 234H230ZM230 236H228L229 237V239H227V237L225 236L224 237V239H223V237H222V239L224 240L223 241V244L225 245V248L229 245H234L236 242L234 241L235 239L236 240H242L243 239V237L241 238V237H239V238H241V239H237V238H234V243H233V241H232V239H230ZM261 236H262V234H261ZM8 237H10V236H8ZM24 237H26V236H24ZM38 237V236H37ZM42 237V236H41ZM44 237H46V234H45V236ZM43 237V238H44ZM60 237V236H59ZM71 237V236H70ZM70 237L69 236H67V239H68V241H66L67 242V244L68 243H71L72 245L75 243H72V239H70ZM106 237V238H105ZM158 237V236H157ZM181 237V236H180ZM219 237V236H218ZM235 237V236H234ZM236 237H238V236H236ZM256 237V236H255ZM259 237V240H260V236H258ZM5 237H3V235H2V239H4ZM31 238H33V237H31ZM40 238V237H39ZM43 238L41 239V240H43ZM52 238H53V236H52ZM64 240L66 239L65 238V235H64ZM75 238V237H74ZM73 238V239H74ZM80 238H81V236H80ZM83 238V237H82ZM84 238H85V236H84ZM91 238V237H90ZM103 238H101V239H103ZM123 238V241H125V244H126V246H124V245H122L121 243H124V242H122L121 241V239ZM152 238V237H151ZM160 238V237H159ZM6 239H7V236H6ZM5 239V240H6ZM11 238H9L8 240H10ZM22 239V238H21ZM30 239V238H29ZM49 239V238H48ZM56 239H57V241L59 240V238H57L56 237ZM97 239H100V237L99 238H97ZM97 239H95V240H97ZM165 239H168V238H165ZM222 239L221 240H219V241H222ZM256 239V238H255ZM263 239V238H262ZM13 240V241H14ZM18 240V239H17ZM23 240V239H22ZM37 240V239H36ZM40 240V239H39ZM40 240V241H41ZM53 240H55L54 238H53ZM53 240H51L52 242H57V241H53ZM63 240V241H64ZM82 240H86V239H81V241ZM119 240H120V244H119ZM257 240H258V238H257ZM3 241V240H2ZM11 241V240H10ZM20 241V240H19ZM31 241V240H30ZM39 241V245L41 244V243H45V241H47V240H44L43 242L41 241L40 242ZM61 241V243H64V242H62V240H60ZM74 241V240H73ZM75 241H76V239H75ZM80 241V240H79ZM87 242H88V240H86ZM91 241V240H90ZM90 241H89V244L88 245H92V244H90ZM98 241V240H97ZM100 241V240H99ZM101 241H103V240H101ZM101 241H100V243H101ZM152 241L154 242V238L152 239ZM244 242H245V240H243ZM4 242V241H3ZM5 242H8V241H5ZM18 242V241H17ZM16 242V243H17ZM26 242V241H25ZM32 242V241H31ZM30 242V243H31ZM35 242V241H34ZM33 242V243H34ZM49 242H50V240H49ZM51 242V243H52ZM104 242V241H103ZM154 242V243H155ZM169 242H171V241H169ZM247 242V241H246ZM251 242V241H250ZM14 243H15V241H14ZM15 243V244H16ZM20 243H21V241H20ZM22 243H24V242H22ZM21 243V244H22ZM47 244H49L48 242H46ZM45 243V244H46ZM78 243H80V242H78ZM77 243V244H78ZM99 242H98V244H100ZM222 243V242H221ZM220 243V244H221ZM238 243V242H237ZM256 243H257V241H256ZM255 243V244H256ZM258 243H259V241H258ZM258 243L256 244V245H258ZM4 244V243H3ZM6 244V243H5ZM5 244H4V246H5ZM18 244H19V242H18ZM17 244V245H18ZM20 244V245H21ZM37 244V243H36ZM44 244V245H45ZM46 244V245H47ZM52 244H54V243H52ZM51 244V246H53ZM65 245H66V243H64ZM76 244V243H75ZM105 245H106V243H104ZM170 245H171V243H169ZM222 244V245H223ZM250 244V243H249ZM12 245V244H11ZM14 245V244H13ZM16 245V246H17ZM19 245V246H20ZM25 244H23V246H24ZM34 245V244H33ZM43 245V246H44ZM79 245V244H78ZM77 245V246H78ZM95 245H96V243H95ZM120 245V246H119ZM169 245V246H170ZM216 245V244H215ZM218 246H219V244H217ZM221 245V246H222ZM253 245V244H252ZM260 245V244H259ZM262 245V244H261ZM264 245V244H263ZM0 246H1V243H0ZM3 246V245H2ZM1 246V247H2ZM15 246V245H14ZM13 246V247H14ZM18 246V247H19ZM27 246V245H26ZM37 246V245H36ZM49 246H50V244H49ZM51 246H50V248H51ZM63 244H62V248H63ZM67 246V245H66ZM69 246H71V245H69ZM108 245H106V247H107ZM218 246H216V248L218 247ZM235 246V245H234ZM234 246H233V249H234ZM0 247V248H1ZM17 247V248H18ZM25 247V246H24ZM28 247V246H27ZM39 247V246H38ZM61 247V246H60ZM79 247V246H78ZM96 247H97V245H96ZM95 247V248H96ZM105 247V248H106ZM195 247V248H194ZM214 247V246H213ZM212 247V248H213ZM231 247V246H230ZM249 247V246H248ZM251 247V246H250ZM253 247V246H252ZM260 247V246H259ZM262 247V246H261ZM264 247V246H263ZM262 247V248H263ZM5 248V247H4ZM10 248H11V246H10ZM9 248V249H10ZM20 248H21V246H20ZM30 248V247H29ZM31 248H32V246H31ZM35 248V247H34ZM47 248V247H46ZM53 248V247H52ZM67 248H69L68 246H67ZM70 248H72V247H70ZM69 248V249H70ZM73 248L75 249L76 247L75 246H73ZM82 248L83 247H81L80 249V251H82ZM90 248H92V250L94 251V249L95 248H93L92 246L90 247ZM99 248V247H98ZM100 248H103L104 249V246H102V247H100ZM100 248H99V251L98 252H100ZM111 248H109V249H111ZM197 248H202V250H197ZM216 248L214 249L217 253L219 252V251H217L216 250ZM218 248H221L222 249V247H218ZM224 248V247H223ZM239 248V247H238ZM258 248V247H257ZM262 248H260V249H258V250H261ZM2 249H3V247H2ZM2 249H0V250H2ZM7 249V248H6ZM22 249H24V248H22ZM58 249V248H57ZM64 249V248H63ZM74 249H73V252H74ZM87 249V248H86ZM85 249V250H86ZM107 249V248H106ZM211 249V248H210ZM8 250V249H7ZM6 250V251H7ZM14 250H15V248H13V252H14ZM18 251H20L19 249H17ZM27 250V249H26ZM25 250V251H26ZM34 250V249H33ZM36 250V249H35ZM34 250V252H36ZM38 250V249H37ZM41 250H42V252L44 251V252H46L45 250H43L42 248H41ZM41 250H40V252H41ZM51 250H53V249H51ZM71 250V249H70ZM77 250V249H76ZM75 250V251H76ZM114 250V249H113ZM112 250V251H113ZM114 250V251H115ZM208 250V249H207ZM211 250H213V249H211ZM211 250H208V251H210V252H212ZM214 250H213V252H214ZM225 250H228V247L225 249ZM225 250H223L222 249V251L223 252H225ZM232 249H230V251H231ZM235 250V249H234ZM233 250V251H234ZM253 250V249H252ZM3 251H4V253L6 252L5 250H2V253L0 252V254H2V255H0L1 257L3 256ZM11 251V250H10ZM24 251V252H25ZM39 251V250H38ZM86 251H88V252H90L89 250H86ZM97 250H95V252H96ZM104 251V250H103ZM111 251V250H110ZM109 250L107 251L108 253L110 252ZM264 250L262 249V252H263ZM9 252V251H8ZM7 252V253H8ZM21 252V251H20ZM23 252V251H22ZM33 252V253H34ZM42 252H41V257H43L42 256ZM51 252V251H50ZM56 251H54V253H55ZM63 252H64V250H63ZM78 252V250L76 251V253ZM87 252V253H88ZM106 252V251H105ZM103 253V254H106V253ZM215 252V253H216ZM227 252V251H226ZM224 253V254H230V253ZM235 252H236V250H235ZM254 252V251H253ZM260 252V251H259ZM9 253H11V252H9ZM19 253V252H18ZM18 253H16V254H18ZM28 253H30V252H28ZM32 253V252H31ZM57 253V252H56ZM78 253H80V252H78ZM82 253L84 254V252L82 251ZM94 253V252H93ZM101 253V252H100ZM114 253V252H113ZM117 253V254H118ZM221 253V252H220ZM219 253V254H220ZM14 254V253H13ZM12 254V256H14ZM23 254V253H22ZM24 254H26V253H24ZM46 254H48L47 252H46ZM59 254V252L56 254V256ZM103 254H101V255H103ZM110 254V253H109ZM108 254V255H109ZM115 254V253H114ZM118 254V255H119ZM144 254H148L149 255V262L147 261V263H145L143 260H145L144 259V257H143V255ZM210 254V253H209ZM212 254H214V253H212ZM218 254V255H219ZM233 254V253H232ZM238 253H236V255H237ZM249 254H250V250H249ZM255 254V253H254ZM259 254H261V253H259ZM7 255H9V254H7ZM19 255H21V254H19ZM27 255V254H26ZM25 255V256H26ZM30 255V254H29ZM33 255V256H32ZM31 255V257H34L35 258V255L34 254H32ZM48 255H51L50 253L48 254ZM66 255V254H65ZM74 255V254H73ZM76 255V254H75ZM74 255V256H75ZM85 255V254H84ZM95 255V254H94ZM100 255V254H99ZM227 255H225V258H226V256ZM231 255V254H230ZM234 255V254H233ZM248 255V254H247ZM251 255H252V253H251ZM257 255V254H256ZM264 255V253L262 254V256ZM10 256V260L12 261V259L14 258H12L11 259V255H9ZM36 256L38 257V254H36ZM40 256V255H39ZM46 256V255H45ZM55 256V255H54ZM60 256V255H59ZM62 256V255H61ZM78 256V255H77ZM82 257H84L85 258V256H83V255H81ZM89 256V255H88ZM220 256H221V254H220ZM219 256V257H220ZM232 256V255H231ZM231 256H229V257H227L228 258V260H229V258H231ZM5 257V256H4ZM7 257V256H6ZM5 257V258H6ZM16 257V256H15ZM22 257V256H21ZM20 257V258H21ZM37 257L35 258V260L37 259ZM66 257V256H65ZM79 257V256H78ZM82 257H81V259H82ZM87 257V256H86ZM108 257V258H107ZM111 257H114V256H112L111 255ZM216 257L218 258L217 260H216ZM222 257V256H221ZM220 257V259H222ZM234 257V256H233ZM232 257V258H233ZM249 259L251 258V257H254L253 255L252 256H250L249 257V255L247 256ZM256 257H260V256H256ZM255 257V258H256ZM264 257V256H263ZM25 259H27L26 257H24ZM29 258V257H28ZM39 258V257H38ZM55 258V257H54ZM60 258V257H59ZM63 258V257H62ZM68 258H72V257H68ZM84 258H83V261L82 262H84ZM92 258V257H91ZM100 258V257H99ZM106 258L107 259H111L109 256H107V254H106ZM143 258V259H142ZM146 258H148V257H146ZM237 258V257H236ZM238 258H239V256H238ZM255 258H254V260H255ZM261 259H264V258H262V257H260ZM2 259V262H4V259L3 258H1ZM7 259H9V257L7 258ZM23 259V258H22ZM21 259V260H22ZM31 261H32V259L31 258H29ZM46 259H47V257H46ZM49 259V258H48ZM58 259V258H57ZM56 258H55V260H57ZM76 259V258H75ZM87 259V262H88V257L86 258ZM85 259V260H86ZM97 259V258H96ZM257 259V258H256ZM259 259V258H258ZM257 259V260H258ZM6 260V259H5ZM10 260H8L9 262H11ZM17 260V259H16ZM15 260V261H16ZM21 260L19 259L18 261H20L21 262ZM35 260H33L34 262H35ZM38 260V259H37ZM40 260H42V259H39L38 261H40ZM44 260H45V258H44ZM66 260V259H65ZM72 260H73V258H72ZM79 260V259H78ZM99 260V259H98ZM98 260H96V261H98ZM100 260L102 261V259L100 258ZM105 260V259H104ZM223 260V259H222ZM226 260V259H225ZM228 260H226V261H228ZM253 260V258L249 261L250 263H251V261ZM254 260H253V263H254ZM14 261V264H17L16 262ZM23 261V260H22ZM30 261V262H31ZM43 261V260H42ZM42 261H40V262H42ZM59 261H60V259H59ZM68 261H69V259H68ZM219 261V263L218 264H220V262H222V261H220V260H218ZM224 261V260H223ZM230 261H231V259H230ZM232 261H234V260H232ZM235 261H236V259H235ZM239 261H242V260H238V263L237 262H234V264H241V262H239ZM246 261H247V258H246ZM261 261V260H260ZM6 262H7V260H6ZM23 262H26L25 260L23 261ZM29 261L28 262H26L27 264H29L30 263ZM39 262V264H41ZM51 262V261H50ZM74 262H76V260H74ZM81 262V261H80ZM86 261L83 263V264H88ZM89 262H90V260H89ZM109 262V261H108ZM108 262H107V264H108ZM243 262H245V261H243ZM258 262H259V260H258ZM13 263V262H12ZM12 263H9V264H12ZM22 263V262H21ZM26 263H24V264H26ZM46 263L48 264L49 262H47L46 261ZM52 263H54L53 262V259H52ZM60 263H61V261H60ZM65 263H67L66 261H65ZM69 263V262H68ZM224 263V262H223ZM256 263V262H255ZM4 264H5V262H4ZM19 264V263H18ZM23 264V263H22ZM32 264V263H31ZM34 264V263H33ZM44 264V263H43ZM56 264V263H55ZM58 264V263H57ZM63 264V263H62ZM91 264V263H90ZM225 264H227V262L225 263ZM228 264H229V262H228ZM231 264H233V262L231 263ZM247 264V263H246ZM259 264V263H258ZM261 264H262V261H261Z\"/></svg>",
	"mask_w": 264,
	"mask_h": 264
}]
</instances>
